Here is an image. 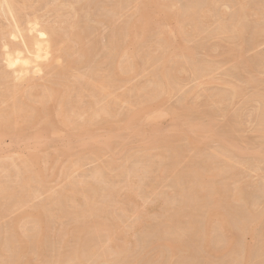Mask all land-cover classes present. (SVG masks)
I'll return each instance as SVG.
<instances>
[{
	"label": "rangeland",
	"instance_id": "1",
	"mask_svg": "<svg viewBox=\"0 0 264 264\" xmlns=\"http://www.w3.org/2000/svg\"><path fill=\"white\" fill-rule=\"evenodd\" d=\"M19 1H21V0H19ZM30 1V2H29ZM28 1V6H32V12H34V14L36 13V11H38L39 13H36V14H39V16H44V15H47V14H49L50 12H52L51 13V17H56V18H59L61 21H63V20H66V16L68 15V11H69V9L68 8H61L60 9V7L58 8V9H56L55 8V3H56V6L58 5L57 4V2H52V1H56V0H45L44 2L45 3H47V4H45L43 1H41V0H36V1H34V0H29ZM32 1V2H31ZM39 1H41V2H43L42 3V5L41 4H39V3H41V2H39ZM63 0H59V2L61 3ZM65 2L66 1H68V0H64ZM63 1V2H64ZM82 0H80V2H81ZM85 1H89V0H85ZM100 1V0H99ZM99 1H96L95 0V2H94V0H93V3H95V5H93V3L91 2V4H89L90 6L88 7L89 9H87L86 11L88 12V14H85V12L82 10V11H79L78 12V17H79V14H80V17H79V19H80V25H82V20H85V19H83V17H86V20L88 21V24L90 25V26H92L93 28H95L94 29V31H92L91 30V32H90V35H92V37H94L95 35L93 34L94 32L95 33H97L96 34V37L95 38H93V39H95V43H96V45L97 44H101V46L102 47H105L104 49H106V50H104L103 51V48H101V46L100 45H97V47L95 48L96 50V52H94V56H93V58H96V59H93L94 61H93V66L95 67L94 68V70L96 71V73H98L99 72V75L101 76L102 74H103V76L102 77H107V75H108V72H109V70L111 71V69H112V62L114 63V62H116L118 59H116V58H114L111 54V56L109 55V53H110V45H108V43H110V42H112V40H114V41H116L115 39L118 37V38H120V39H124V41H125V43L124 44H126V42H127V51H126V53H127V55H126V59L123 57L121 60L119 59V62L123 65L122 66V68L124 69L125 68V71H123L122 73L123 74H121L120 76L123 78V79H121L120 78V76H117V77H113L112 79H111V76H110V78H109V80L111 79V83H116V85L113 83V87L111 88V93L113 92V94H111V95H109L108 97H110V99H111V101H110V99H109V101H108V97L107 96H105V97H101V98H99L98 99V97L99 96H93V95H91V93H89L88 94V90L87 91H85V92H83L82 94L86 97V99H85V97H83L82 98V100L80 99V100H78L77 99V102H78V104H77V102H76V100L74 101V103L75 104H77V105H75V104H73L74 106H76V107H78V105H79V109H83V110H81V112H85V114L83 115V116H85L86 118H87V112L89 111V113L88 114H90L93 110H95V108H96V110H98V109H100V108H103L106 104H110V108H111V111L109 112V114H104V115H102V116H104L103 117V119H101L102 118V116H99V117H96L95 119H97V118H99L100 120H95V122H96V124H95V122H94V120L92 121L93 123H90V125L89 126H86V130H88V132H87V136H89L88 135V133H89V131L91 132L92 131V134L90 135L92 138V140H93V142L95 141V143H92L93 144V146L95 147V144L97 145V141L99 142V144H100V141H103L102 139H100V137L101 138H105L106 137V135L108 134V133H110V134H112V133H114V134H112L113 136H115V139H114V137L112 138V142L110 143L112 146L114 145V143H115V141H116V143H118L119 144V147H118V145L117 144H115L114 146H116V147H112L111 148V151L109 150V151H107L108 150V148L110 149V146L107 148V149H104L103 148V146H102V144H101V146L99 145H97L99 148L101 147V148H103L102 150H98V148L96 149V147L93 149V147H90V146H92V144H91V141H89V139H88V137L87 138H85V139H88V141L90 142L89 143V145H88V147L87 146H85L83 149L81 148H79L78 147V145L79 144H73V145H70L69 143H67L68 145V147L66 146V144H64L65 142H66V140H64V139H66V137L67 136H69V135H72V134H78V132L79 131H77V130H80V128H82V127H79V126H81V125H83L84 123H85V119H81V122H79L80 121V117H83V116H74V115H72V116H74V117H77V118H74V121H75V123L77 124H75L74 123V125L76 126V127H74V125L73 124H71L72 125V128H74V130L73 129H71V125H60V124H58L57 126H53V128H52V126H50V125H47V121H44V119L42 120V123H39V125H37L38 126V128L36 129V127L35 128H33L34 126L31 124V123H27L26 121H22V119L20 120L21 122H19L20 124L21 123H23L22 124V126H24V127H22L19 123V125L16 127V129L15 128H13L14 126H16L17 124H14V123H16V122H18L19 120H17L16 122H14V117H10L9 119H7V120H4V119H2L3 120V122L5 123V126H7V127H5L4 125H3V122H2V120L0 119V133L2 132V131H4V132H2L3 134L8 130V132H12V131H20V132H23V133H25V134H27L28 135V133H29V135H33V134H36L37 132H40V131H42V130H44V129H47V130H49V140H46V142H43V140L41 141V140H39V141H36V140H30V141H27L28 142V144H27V142H25V144L24 143H20L19 141H18V144H17V142H15V144H17L15 147L13 146V148H15V149H13V148H11L10 149V140H9V138L6 136H3V137H1V138H3L2 140H0V145L2 144V146H0L1 147V149H3V150H6V151H0V189H2L5 185H6V183H7V185L9 186V187H4L3 188V190H1V192H3L4 194H2V195H0V233L2 234V233H5V234H7V236H5V235H0V240L2 239V241H0L1 242V244L3 243V245H6V247H9V251H8V253H7V255L11 252L12 253V249H14V253L16 252V254H14L13 253V257L11 258V260H9L10 261V263L11 262H13V260L15 259V257H16V255H17V252H19L20 251V249L23 247V246H21L22 244L24 245V244H26V245H28L29 244V242L30 241H32L33 239H31V238H33V237H35L34 236V234H33V231L35 232V235L37 234V237L39 238H37V240L39 241V240H41L42 241V246L44 247V246H46L45 247V249H43L42 251H43V255H44V250L46 251L45 252V255L47 254V256H43L42 257V259L44 260V262H43V260L41 259V258H39V254H36V251H35V248H34V246H33V244H34V242H35V240H33V243H32V246L30 247V245H28L30 248H28L27 249V247H24L26 250H28V253H27V255H26V257L29 255V252H30V255L32 254L31 252H33V253H35V254H33V255H37V256H34L33 257V255L32 256H28L29 258H31V257H33V260L31 259L30 261H29V263L28 264H36L37 263V261H38V264L40 263H42V264H48V263H50V264H54L55 262H56V258L58 257V255L60 254V252L59 251H61L62 252V256L64 255V254H66V253H68V251H70V250H72L73 248H77V250L78 251H85L86 249L84 248V247H87L88 245H89V240H90V238L92 237H94V240H90V244H91V241H92V243H94V245H92L93 247L96 245V244H98V245H96L94 248L95 249H98L97 251H96V253L95 254H92V255H89V254H87V257H85V259H83V261H85L84 262V264H93V263H96V264H99V261L101 260V261H103V260H106L107 262H108V264H118L119 262H121L120 260H122V259H124V258H126L125 260H122L124 263H120V264H137V262H138V264H161V263H163V264H235V262H233V261H236L237 262V260H238V262H240V264H264V229L262 228L263 227V225H264V213H263V210H262V207H264V203H262V202H264V93H263V91H264V0H154V3H153V1L152 0H136V1H134V2H132V0H129L131 3H129V1L127 0V2H126V0L124 1L123 0V2H121L120 4H125V5H123L124 6V9H122L121 7H123L122 5H120L121 7H119L120 9H122L121 11L120 10H118V8H117V10H116V12L114 13V12H111L110 10V8L111 7H113V4L114 3H116V0H114V1H110V0H108V1H110V2H108L107 0H104V2L102 3V1L103 0H101V3L99 2ZM118 1H120V0H118ZM117 1V2H118ZM155 1H157V2H155ZM160 3H159V2ZM169 1V2H168ZM215 1V2H214ZM216 1L218 2V3H216ZM240 1V2H239ZM38 3L39 4V6H37L36 5V3ZM49 2H50V4H49ZM99 2V3H98ZM106 2V4H104ZM112 2V3H111ZM125 2V3H124ZM143 2V3H142ZM164 2H166L165 4H167V5H165L164 4ZM172 2V3H171ZM173 2H174V4H173ZM220 2V3H219ZM258 2V3H257ZM59 3V4H60ZM88 3H90V1L88 2ZM99 5H98V4ZM109 3H110V5H109ZM133 3H134V5H133ZM157 3V4H156ZM170 3V4H169ZM260 3H261V6H260ZM43 4L46 6L47 5V7L49 6V8H47V7H44L43 6ZM100 4L102 5V8L101 7H99L100 6ZM103 4L105 5V6H103ZM127 4H130V5H128V6H126ZM133 6H132V5ZM139 4H140V6H139ZM155 4V5H154ZM169 4V5H168ZM53 5V6H52ZM135 5L137 6L136 8H135ZM159 5V6H158ZM162 5H165V7H161ZM173 5H177V7H175L176 9H174L173 7ZM183 5V6H182ZM185 5V6H184ZM198 5V6H197ZM246 5H248V7L246 6ZM263 5V6H262ZM36 6V7H35ZM40 6H42V9L40 8ZM59 6H61V5H59ZM95 8H94V7ZM114 6H115V4H114ZM129 6H131L130 8H129ZM140 8H139V7ZM142 6L144 7V6H147V8H142ZM158 6V7H157ZM169 6V7H168ZM179 6V7H178ZM192 6V7H191ZM240 6H242V7H240ZM245 6H246V8H245ZM255 6H256V8H255ZM52 9H51V8ZM58 7V6H57ZM106 7H108V9H106ZM126 7V8H125ZM128 7V8H127ZM150 9H149V8ZM201 7V8H200ZM218 7V8H217ZM254 7V8H253ZM262 7V8H261ZM33 8L35 9V8H37V9H41V10H37V9H35L34 11H33ZM45 8H47L46 10H45ZM54 8V9H53ZM101 8V9H100ZM135 8V9H134ZM140 9L141 10V13L138 15V9ZM159 8V9H158ZM166 8H168V10H166ZM169 8H170V10H169ZM180 8V10H179V12H178V9ZM182 8V9H181ZM244 8V9H243ZM50 9L52 10V11H50ZM57 10V12H56V10ZM68 9V10H67ZM90 9H92V10H90ZM108 10V11H105V10ZM158 9V10H157ZM165 9V10H164ZM247 9H248V11H247ZM249 9H251V11L249 10ZM253 9V10H252ZM262 11H261V10ZM47 10H48V12H47ZM63 10V11H62ZM66 10V11H65ZM96 10V11H95ZM104 10V12L102 13V11ZM137 10V11H136ZM175 10V11H174ZM177 10V11H176ZM184 11V13H183V11ZM200 10V11H199ZM242 10H245L244 12L246 13V14H248V15H246V16H244L243 14H245ZM255 10H257L256 12H255ZM146 11H148V12H146ZM167 11H169V12H167ZM171 11V12H170ZM172 11H174V12H172ZM249 11H250V13H249ZM261 11V12H260ZM31 12V14H33ZM55 12V13H54ZM59 12V13H58ZM97 12V13H96ZM99 12V13H98ZM108 12H109V14L111 15H109L108 14ZM122 12V13H121ZM137 12V13H136ZM163 12H164V14H163ZM167 12V13H166ZM175 12H177V13H175ZM243 12V13H242ZM53 13L54 14H56L55 16L53 15ZM60 13H62L63 15H64V13H65V15L66 16H63L62 14H61V17L59 16L60 15ZM152 13V14H151ZM169 13V14H168ZM170 13H173V14H170ZM183 13V14H182ZM239 13H241V14H239ZM257 14V16L255 17L254 15H256ZM31 14H29V15H31ZM92 15V17H91V15ZM108 14V15H107ZM166 14V15H165ZM178 14V15H177ZM197 14H198V16H197ZM253 14V15H252ZM87 15V16H86ZM93 15H94V17H93ZM122 15V16H121ZM132 15H134V17H137V16H140L141 17V19H140V17H139V20H140V22L141 23H143L144 22V24H148V26H146L145 28L148 30V32H146V34L148 35V34H150V35H148V39H150L151 37V39L150 40H148L146 37H147V35L145 34V31H144V34L146 35V36H143L144 37V39L143 38H141V39H143L142 41L140 40V44H138V46H140V47H138L137 46V48L139 49V51H138V49L137 48H133L134 47V44H130V43H128V42H130V40L129 41H127L128 39H130V36H129V34H128V32H127V26H129V21L132 19V18H134V17H131ZM143 15H145V16H143ZM175 15H177V17L175 16ZM190 16V17H188V16ZM194 15V16H193ZM250 15H251V17H250ZM59 16V17H58ZM89 16V17H88ZM110 16V17H109ZM117 16H119V17H117ZM130 16V17H129ZM149 16H151V17H149ZM155 16H156V18H155ZM180 16V17H179ZM48 17V16H47ZM171 19H169V18ZM172 17H176V18H172ZM239 17V18H238ZM0 18H1V16H0ZM98 18H100L101 19V21H102V18H103V20L104 21H102V23L104 24V26H103V24H101V21H100V19H99V21H98ZM128 18V19H127ZM130 18V19H129ZM144 18H146V19H144ZM158 18V19H157ZM165 18V19H164ZM168 18V19H167ZM188 18V19H187ZM231 18V19H230ZM59 19L57 20V22L60 24V26L62 25V27H60L59 28V32L61 33V34H65V32H66V35H67V32H68V30H67V25L66 24H62V22L60 21L59 22ZM95 19V20H94ZM110 19H111V21H110ZM113 19V20H112ZM115 19H117V20H115ZM125 19L126 20H128V22H126L125 21ZM147 19H148V21H147ZM163 19V20H162ZM167 19V20H166ZM187 19V20H186ZM237 21H236V20ZM240 19V20H239ZM241 19H243L244 21H242L243 22V24H245V26L243 27L244 28V31H243V29L242 30H240V31H238V30H236L235 28H234V26L236 25V24H238V22L240 23L241 22ZM246 19V20H245ZM1 20H2V18H1ZM0 20V22H1V24H0V29L1 28H3V26L5 25V22L3 21V23H2V21ZM51 20V19H50ZM144 20V21H143ZM146 20V21H145ZM150 20H151V22H150ZM166 20V21H165ZM235 20V21H234ZM248 20V21H247ZM93 22V24H92V22ZM143 21V22H142ZM169 21V22H168ZM192 21H194V22H192ZM234 21V22H233ZM57 22H55V23H53V25L56 27H58L59 26V24L57 23ZM100 22V23H99ZM116 22V23H115ZM159 22V23H158ZM241 22V23H242ZM248 22H249V24H248ZM95 23V24H94ZM96 23H98V24H100V25H97ZM106 23H108V24H112L113 26H110V25H108V24H106ZM128 23V24H127ZM150 23V24H149ZM56 24V25H55ZM121 24V25H120ZM3 25V26H2ZM116 25H118L117 27H116ZM152 27H151V26ZM233 25V26H232ZM248 25V26H247ZM96 26H97V28H96ZM123 26V27H122ZM150 26V29H148V27ZM230 26V27H229ZM107 27V28H106ZM126 27V28H125ZM110 28H111V30H110ZM116 28H119V29H115ZM125 28V29H124ZM188 28V29H187ZM255 30H254V29ZM102 29V30H101ZM105 29V30H104ZM114 29V31H112ZM120 29L122 30V31H120ZM152 29V30H151ZM96 30H98V31H96ZM146 30V31H147ZM222 30V31H221ZM227 30V31H226ZM261 30V31H260ZM63 31H65V32H63ZM152 31V32H151ZM153 31H154V33H153ZM162 31H163V34H162ZM172 31H174V33L172 32ZM177 31H179V33H181V37H179V35H178V38H180V40H182V41H180V42H177V41H179V39L178 38H175L176 37V33H177ZM109 32V33H108ZM126 32V33H125ZM176 32V33H175ZM99 33V34H98ZM113 33V34H112ZM115 33H117V34H115ZM157 33V34H156ZM162 34V36H160L161 34ZM103 34V35H102ZM124 34H125V36H124ZM160 34V35H159ZM172 34H174V35H172ZM240 34V35H239ZM244 34V35H243ZM262 34V35H261ZM98 35V36H97ZM108 35V36H107ZM110 35V36H109ZM112 35H114L113 37H112ZM115 35L117 36V37H115ZM120 35V36H119ZM152 35V36H151ZM156 35V36H155ZM100 36V37H99ZM122 36V37H121ZM158 36H159V38H158ZM165 38H164V37ZM241 36V38H239ZM99 37V38H98ZM129 37V38H128ZM157 37V38H156ZM91 38V37H90ZM96 38H98V40L100 39L103 43H100V40H99V42H98V40L96 41ZM109 38V39H108ZM110 38H111V40H110ZM112 38H114V39H112ZM117 38V39H118ZM167 38V39H166ZM240 39V41H239V39ZM127 39V40H126ZM169 39V40H168ZM243 41H242V40ZM87 40L88 39H86V38H82L81 39V43H82V45H84L85 43H87ZM107 40H109L108 42H106ZM145 40H146V42H145ZM148 40V41H147ZM156 40H160L161 42L163 41V40H165V42H164V47H166V48H164V49H168V48H170L171 49V52H169V49L167 50V51H165L166 53L167 52H169V53H165L164 51H163V46H161L162 44L159 42V41H156ZM175 40V41H174ZM113 41V42H114ZM105 42V43H104ZM143 42H145V43H143ZM155 42H159V44H160V46L158 47V43L157 44H155ZM176 42V43H175ZM182 42V43H181ZM237 44H236V43ZM143 44V46H141L142 44ZM174 43V44H173ZM182 44V46L183 47H185V49H189V50H186L185 51V49H184V53L187 55L186 56V59H189L188 61H186V62H188L189 64H190V66L189 65H187V63H186V65H185V54L184 53H180V51L181 52H183L182 50H179L178 49V53L180 54H178L179 56H181V58H179V56L177 55V56H175V53L173 54V52H175V45L177 46V44ZM235 43V44H234ZM171 44V45H170ZM174 46H173V45ZM181 44H180V46H181ZM234 44V45H233ZM106 45V46H105ZM131 46L133 49H134V51L132 50V48L131 47H129V46ZM216 45H217V47H216ZM226 45V46H225ZM108 46H109V48H108ZM171 46V47H170ZM179 46V47H180ZM236 46H237V48L238 49H236ZM242 46V47H241ZM156 47H157V49L158 50H156ZM168 47V48H167ZM172 47H175V48H172ZM97 48H98V50H97ZM160 48V49H159ZM235 48V49H234ZM101 49V50H100ZM131 49V50H130ZM174 49V50H173ZM177 49V48H176ZM180 49H182L181 47H180ZM191 49V50H190ZM229 49V50H228ZM234 49V50H233ZM75 50L77 51V46H76V48H75ZM132 51V53L130 52V51ZM155 50H156V52H155ZM159 50H162L161 51V54H160V51ZM172 50H173V52H172ZM237 50V51H236ZM158 51H159V53H158ZM177 51V50H176ZM189 51V54L187 53ZM190 51H192L193 53H191L190 54ZM101 52H105V55L104 54H102ZM139 52V55H137V53ZM156 53V54H154V53ZM233 52V53H232ZM98 53V54H97ZM102 55H101V54ZM130 53L131 54H133V56L132 55H130ZM162 53H163V55H162ZM240 53V54H239ZM98 56H97V55ZM159 55V57H158V55ZM171 54H173L172 55V57L174 58V59H176V63H175V61H173V59H172V57H171ZM177 54V53H176ZM181 54H183V55H181ZM58 55V54H57ZM153 55V56H152ZM167 55V56H166ZM77 56H78V58H79V54L77 53H74L70 58H72V59H77ZM104 56H106L107 58H109V59H107L108 60V62H107V60H106V57H104ZM108 56H110V57H108ZM130 56H132L131 58H130ZM135 56V57H134ZM139 57L140 56V58H137V57ZM163 56V57H162ZM166 56V57H165ZM184 56V57H183ZM241 56V57H240ZM171 57V58H170ZM182 57H183V59H182ZM189 57V58H188ZM191 57H192V59H191ZM103 58L105 59L104 61H105V63H104V66H103ZM113 58H114V61H113ZM118 58V57H117ZM138 59L137 61L136 60H133V61H136V62H133L132 61V59ZM235 58V59H234ZM236 58H237V60H236ZM164 59H166V61H168L169 60V62L172 64L173 63V65H171V64H169V62H167L166 63V65L168 66H165L164 67V65H163V63H165V62H163L164 61ZM168 59V60H167ZM178 59H181V60H179L178 61ZM241 60L240 62H238L239 60ZM122 60H124V61H122ZM127 60H129V61H127ZM163 60V61H162ZM171 60V61H170ZM245 62H244V61ZM173 61V62H172ZM178 61V62H177ZM184 62V65L186 66H184V65H182L181 66V64H183L182 62ZM192 61V62H191ZM1 62V61H0ZM61 63H63V64H66V63H64V60L63 59H61V61H60ZM102 62V63H101ZM128 62V63H127ZM132 62H133V64L135 63V64H137V62H139L138 63V65H141V67L139 66L138 67V65H132ZM181 64H180V63ZM248 62V63H247ZM258 62V63H257ZM60 63V64H61ZM95 63V64H94ZM97 63V64H96ZM107 63H110V64H107ZM125 63V64H124ZM238 63H240V64H238ZM263 63V64H262ZM1 64V63H0ZM102 64V65H101ZM178 64H179V67L178 68H176L177 66H178ZM195 66H194V65ZM96 65V66H95ZM99 65V66H98ZM106 65V66H105ZM128 65V66H127ZM163 65V66H162ZM175 65V66H174ZM244 67H243V66ZM2 66V65H1ZM0 66V67H1ZM63 66H65V65H63ZM92 66V67H93ZM103 66V67H102ZM127 66V67H126ZM134 66H135V68L136 67H138L137 69H135L134 68ZM173 68H175L173 71L172 70H170L172 67ZM192 66V67H191ZM202 66H204L203 68H202ZM236 66V67H235ZM240 66V67H239ZM248 66V67H247ZM111 67V68H110ZM132 67V69L130 70V68ZM157 67V68H156ZM160 67V68H159ZM182 67H185L184 68V70H186L187 69V71L188 72H186V71H183V72H181V71H179V69L181 68L182 69ZM191 67V68H190ZM199 67H201V68H199ZM238 67V68H237ZM243 67V68H242ZM101 68V69H100ZM127 68V69H126ZM158 68H159V72H158ZM162 68V69H161ZM188 68H189V70H188ZM192 68H194L195 69V71L198 73L197 75H195L194 74V72L192 71ZM251 68V69H250ZM82 69H85V67H81L80 69H79V72H83V71H85V70H82ZM107 69V70H106ZM135 69V70H134ZM154 69H155V71H154ZM166 69V70H165ZM197 69V70H196ZM204 69V70H203ZM236 69V70H235ZM254 69V71L252 72V71H250V70H253ZM81 70V71H80ZM103 71V73H102V71ZM105 70H106V74H104L105 73ZM130 70V71H129ZM161 70H165L164 71V73L166 74V76L167 75H170L171 76V78H170V76H167V77H169V79L171 80V79H175V80H173V81H175V82H171V81H169V86H171L170 87V93H167V95H166V88H165V91L163 92V90H164V85H162L161 83H163V82H161L160 81V79L158 78L159 76H158V73H160V71ZM139 71V72H138ZM153 71L155 72V73H153ZM166 71H167V73H166ZM178 71V72H177ZM189 71H191V73H189ZM257 71V72H256ZM88 72V71H87ZM86 72V73H87ZM100 72H101V74H100ZM168 72L170 73V74H168ZM173 72V73H172ZM180 72H181V74H180ZM242 72V73H241ZM260 72V73H259ZM263 72V73H262ZM85 73V74H86ZM127 73V74H126ZM129 73H131L132 75L134 74V73H136V75L134 76L133 75V77L131 76V74H129ZM157 73V74H156ZM171 73L173 74V76L175 77L176 75H177V73H178V75L179 76H176L175 78L171 75ZM247 73V74H246ZM82 74H84V72L82 73ZM129 74V75H128ZM176 74V75H175ZM186 74V75H185ZM251 74V75H250ZM98 74L96 75V79H100V78H102V77H100ZM127 75H128V77H129V79H128V77H127ZM152 75V76H151ZM225 75V76H224ZM250 75V76H249ZM260 77H259V76ZM262 75V76H261ZM99 76V77H98ZM131 76V77H130ZM155 76V77H154ZM227 76V77H226ZM241 76V77H240ZM127 77V78H126ZM152 77L154 78V79H152ZM177 77H179L178 79H180V80H178L177 79ZM230 77H231V79H230ZM251 77V78H250ZM259 77V78H258ZM261 77H262V79H261ZM51 78V79H50ZM68 78H70V77H68ZM117 78H118V81H117ZM119 78H120V80H119ZM155 78H157V81H158V83H156V82H154V81H156V79ZM183 78V79H182ZM246 78V79H245ZM257 78H258V80H257ZM46 79H48L47 81H45ZM72 77H71V80H69L68 82L71 84L73 81H72ZM125 79H127V80H125ZM151 79L153 80V81H151ZM177 79V80H176ZM224 80V82L223 81H221V80ZM247 79H249V81L247 80ZM209 80H211V81H209ZM213 80H215V81H213ZM218 80H220V83L218 84L217 82H219ZM227 80V81H226ZM241 80V81H240ZM40 81V80H39ZM39 81H35V82H38V86L36 87V90L37 91H39L38 93H36V92H32V93H34V94H36L35 96H34V94H32V93H30V95H31V97L30 96H28V94H26V93H20L18 96H16L15 97V99H17V100H15V101H19L20 102V100H22L21 101V104L24 106H26L27 107V105H29V104H31L32 102V104L34 105V104H38L37 102H39L38 101V99H40L39 97H40V91L43 89V87H42V85L44 84V85H49V84H51L52 82L51 81H55L54 79H53V77H45V79H43L42 81L43 82H41V83H39ZM72 81V82H71ZM124 81V84L123 83H121V82H123ZM151 81V82H150ZM160 81V82H159ZM177 81H181V82H177ZM206 81H208V82H206ZM226 81V82H225ZM229 81V82H228ZM239 81H240V83H239ZM247 81V82H246ZM47 82H49V83H47ZM117 82H118V84H117ZM120 82V83H119ZM152 82H153V84H152ZM216 82V83H215ZM233 82V83H232ZM254 82V83H253ZM43 83V84H42ZM47 83V84H46ZM80 83H81V81H80ZM110 83V84H111ZM128 83V84H127ZM168 83V82H167ZM170 83L172 84V85H170ZM174 83H175V85H174ZM204 83H205V85H204ZM227 83H228V85H227ZM247 83V84H246ZM249 83V84H248ZM137 84V85H136ZM139 84H140V86H141V89H140V86H139ZM161 84V85H160ZM178 84V85H177ZM180 84V85H179ZM210 84V85H209ZM239 84V85H238ZM245 84V85H244ZM252 84V85H251ZM41 85V86H40ZM114 85H115V87H114ZM119 85V86H118ZM126 85V86H125ZM154 85V86H153ZM174 85V86H173ZM177 85V86H176ZM219 85V86H218ZM236 85V86H235ZM241 85V86H240ZM1 86V85H0ZM40 86V87H39ZM74 86H76V85H74ZM122 86V87H121ZM139 88H138V87ZM144 86V87H143ZM152 86V87H151ZM174 87V90H171V88H173ZM179 86V87H178ZM217 86V87H216ZM230 86V87H229ZM239 86H240V89H239ZM42 87V88H41ZM57 87V86H56ZM131 87V88H130ZM150 87V88H149ZM155 87H160L162 90H160V88H159V90H160V92H158L159 90H157L156 91V93H155V90L157 89H155ZM163 87V88H162ZM222 87V88H221ZM59 88V87H58ZM115 88V89H114ZM117 88H118V91H117ZM135 88V89H134ZM136 88H138V89H136ZM145 88V89H144ZM235 88V89H234ZM1 89H3V91H4V89H5V86L3 87V85L1 86V88H0V94H3L2 93V91H1ZM134 89V90H133ZM152 89L154 90V92L152 91ZM220 89L222 90V89H224V91L222 90V91H220ZM237 89H238V92L239 91H241V92H239V94H238V92H237ZM35 90V91H36ZM120 90V91H119ZM144 90H146V92H147V96H148V94H150V93H153L152 94V96L150 95V96H148V97H146V93H145V91ZM151 90V91H150ZM218 90V91H217ZM226 90H227V93H226ZM236 90V91H235ZM245 90V91H244ZM130 91V92H129ZM134 93H133V92ZM140 91V93H141V91L142 92H144L143 94H145V95H143V94H140V93H138ZM162 91V92H161ZM86 92H87V94H86ZM131 92H132V96H134V99H136V100H134L133 99V97L131 96H129V93H130V95H131ZM158 92V93H157ZM168 92V91H167ZM219 92V93H218ZM120 93V94H119ZM229 93V94H228ZM234 93H236V95L234 94ZM241 93V94H240ZM74 95H75V93H73ZM72 94V95H73ZM116 94V95H115ZM118 94H119V96H118ZM154 94H156V97L154 96ZM159 94V95H158ZM168 94H169V96H168ZM171 94V95H170ZM235 96H234V95ZM238 94V95H237ZM262 94V95H261ZM6 95V97H4L5 99H7L8 97L7 96H9V94L7 95V94H5ZM4 95V96H5ZM22 95H24V97L26 98V99H28V102H27V100L23 97L22 99H20L19 97H22ZM26 95V96H25ZM74 95H73V97H74ZM88 95V96H87ZM89 95H91V96H93V98L91 97V96H89ZM125 95V96H124ZM129 96V97H127V96ZM139 95V96H138ZM144 96V98L143 97H141V96ZM185 95V96H184ZM186 95H190L189 96V99H188V96H186ZM225 95V96H224ZM158 96V97H157ZM164 96V97H163ZM168 96V97H167ZM171 96V97H170ZM38 97V98H37ZM87 97H89L88 99H87ZM115 97V98H114ZM118 97V98H117ZM123 97H125V98H123ZM136 97V98H135ZM141 99H140V98ZM151 97V98H150ZM154 97L155 98H157V100L156 99H154ZM160 97V98H159ZM163 97V98H162ZM166 97H167V99H166ZM186 97V98H185ZM31 98V99H30ZM33 98H34V100H33ZM35 98H36V100H35ZM94 98H96V99H94ZM105 98L107 99V102L105 101ZM117 98V99H116ZM144 100H143V99ZM148 98V99H147ZM4 99V100H5ZM29 99H30V101H29ZM85 99V100H84ZM92 99H93V101H92ZM114 99V100H113ZM122 101H121V100ZM132 100L133 102H131L130 104H133L132 106H133V109H132V106L130 105V104H126V102L125 101H127L128 103L131 101H128V100ZM145 99H146V101L147 102H149V103H147L146 101H145ZM150 99H151V101H150ZM180 99L181 100H186V99H188V100H186V102H180L179 103V101H180ZM23 100H25L26 102H27V104H26V102H23ZM89 100V101H88ZM95 100V101H94ZM120 100V101H119ZM154 100V101H153ZM184 100V101H185ZM194 100V101H193ZM221 100V101H220ZM7 101H9L8 103V105L9 106H11L12 105V99H11V102H10V99L9 100H7ZM6 100H5V102H3V101H0V105L2 104H4V107L2 106V108L0 107V111L2 112L3 110H5L6 108H9V106L8 107H6L7 106V104H6V102H7ZM98 101V102H97ZM104 101V102H103ZM124 101V102H123ZM135 101V102H134ZM142 103H141V102ZM144 101V102H143ZM197 101V102H196ZM18 102V103H19ZM23 102V103H22ZM34 102H36V103H34ZM79 102H81V105L79 104ZM88 104H87V103ZM91 102H93V103H91ZM103 102V103H102ZM138 102V103H137ZM156 102H158V103H156ZM90 103H91V105H90ZM117 103V104H116ZM123 103H125V105L123 104ZM141 103V104H140ZM144 103V104H143ZM177 103H179V105L181 104V106L179 107V105L177 104ZM185 103L187 104V103H190V104H187V105H185ZM194 103V104H193ZM263 105H262V104ZM11 104V105H10ZM53 105V107H52V105ZM55 104H57V103H47L46 105V107L48 108V106L50 105V108L51 109H54V110H52V113H53V115H51V117L53 118V120H54V122H58L57 120H60V118L59 117H56V116H54V114L56 113V111H58L59 109H57V107H58V105H57V107H56V109H55ZM83 104V105H82ZM100 104V105H99ZM119 104V105H118ZM162 104V105H161ZM249 104H250V106H249ZM87 105H90V109H84L85 107L87 108ZM97 105V107H95ZM113 105V106H112ZM143 105V106H142ZM147 105V106H146ZM160 105V106H159ZM176 105H177V107H176ZM190 105V106H189ZM191 105H194L193 107L191 106ZM197 105V106H196ZM246 105V106H245ZM37 106H39L40 108L41 107H44V106H40V105H36V107L35 108H38ZM131 106V108H129ZM136 106H139V108L138 107H136ZM141 106V107H140ZM158 106V107H157ZM116 107V108H115ZM118 107V108H117ZM124 110V112L123 111H121L122 109ZM134 107H135V109H134ZM145 107V108H144ZM181 107H182V110H181ZM64 108H66V112H68L67 114H69V113H71V112H69V105L67 106V107H64ZM113 108V109H112ZM125 108L127 109L126 111H125ZM143 108H144V110H143ZM155 108H156V110H155ZM172 108H174L175 109V111H177V112H173L174 111V109H172ZM179 108V109H178ZM191 108V109H190ZM194 108H195V110H194ZM248 108V109H247ZM3 109V110H2ZM69 109V110H68ZM92 109V110H91ZM116 109V110H115ZM119 109H120V112H119ZM147 109V110H146ZM150 110V112H149V110ZM159 109V110H158ZM163 110V112L166 114H168V117H166L167 116V114L164 116L163 115V117H166V118H163V119H160V121H159V114H158V118H157V110L160 112V110ZM167 109V110H166ZM168 109H169V111H168ZM172 109V110H171ZM187 109H188V111H187ZM258 109V110H257ZM7 110V109H6ZM65 110V109H64ZM85 110V111H84ZM87 110V111H86ZM91 110V111H90ZM143 110V111H142ZM146 110V111H145ZM161 110V111H162ZM190 110V111H189ZM199 110V111H198ZM263 111V112H260V111ZM118 111V112H117ZM134 111V112H133ZM138 111V114L136 115V117H138V118H136V117H134V119L135 120H132L131 121V125H132V123L133 124H135V126L138 124L139 125V123H141L140 122V120L142 121V123L141 124H145V125H143V127H138L137 128V126L135 127L134 125H133V128L135 129H138V131H139V134L141 135V136H139V138H138V136H136L135 134H133L132 132H129V134H128V130L127 131H125V129L123 130L122 129V127H123V125L124 124H122V123H125L124 121H127L128 120V114L129 115H131L132 113H135V112H137ZM168 111V112H167ZM180 111V112H179ZM193 111V112H192ZM249 111V112H248ZM256 111V112H255ZM258 111V112H257ZM3 112H5V111H3ZM2 112V113H3ZM115 114H114V113ZM139 112H142V113H148V114H146V117L150 114H152V113H154V115H156V117H155V121H157V122H147V123H143V122H146L145 120H146V118L145 117H143V116H145L144 114H142V113H140V114H142V115H140L139 114ZM152 112V113H151ZM172 112V113H171ZM186 114H184V113ZM205 112V113H204ZM245 112V113H244ZM251 112V113H250ZM110 113H111V115H110ZM113 113V114H112ZM117 113V114H116ZM122 113V114H121ZM124 113L126 114V115H124ZM128 113V114H127ZM176 113V114H175ZM177 113H179V118H181L180 120H179V118L177 119V117H178V115H177ZM190 113V115H188ZM193 113V114H192ZM199 113V114H198ZM211 113H214V114H211ZM238 113V114H237ZM249 113H250V115H249ZM260 113V114H259ZM72 114V113H71ZM121 115V116H118V115ZM174 115V117H172L171 118V115ZM263 114V115H262ZM108 115V116H107ZM114 115V116H113ZM117 115V117H119L118 119L117 118H115V116ZM122 115H124V116H122ZM149 115V116H150ZM161 115V114H160ZM170 115V116H169ZM172 115V116H173ZM201 115H202V117H201ZM69 116H70V114H69ZM71 116V117H72ZM127 116V117H126ZM148 116V118H147V121H148V119L151 117H149ZM175 116H177L176 118H175ZM188 116V117H187ZM191 116V117H190ZM195 116V117H194ZM198 116H199V118H198ZM15 117H17V116H15ZM123 117V118H122ZM143 117V119H144V121H143V119H141ZM154 117V116H153ZM209 117V118H208ZM262 117V118H261ZM58 118V119H57ZM111 118H113V119H111ZM160 118H162V115H161V117ZM175 119L174 120V122H177V123H174L173 122V124L172 123H170V121L172 122V120L171 119ZM196 118V119H195ZM206 118V119H205ZM212 118V119H211ZM240 118V119H239ZM11 119V120H10ZM19 119V118H18ZM57 119V120H56ZM79 119V120H78ZM116 119V120H115ZM183 119V120H182ZM191 119H193L192 121H191ZM201 119V120H200ZM208 119H211V120H208ZM250 119H251V121H250ZM262 119V120H261ZM77 120H78V123H77ZM83 120H84V122H83ZM108 120H109V122H108ZM113 120H115V121H113ZM137 120V121H136ZM152 120V119H151ZM153 120H154V118H153ZM187 120V121H186ZM198 122H197V121ZM256 120V121H255ZM7 121H9V122H7ZM12 121V122H11ZM99 121V122H98ZM100 121H102V122H100ZM139 121V122H138ZM182 121H183V123H182ZM186 121V122H185ZM228 121V122H227ZM8 123V125H10V126H12V127H10L9 128V126L7 125V123ZM40 122V121H39ZM44 122V123H43ZM87 122V121H86ZM118 122V123H117ZM121 122V123H120ZM238 122V123H237ZM10 123V124H9ZM12 123H13V125H12ZM81 123V124H80ZM105 123V124H104ZM111 123H113L114 125L117 123L118 125H113V124H111ZM155 125H154V124ZM170 123V124H169ZM190 123H192V125H194V128L192 127H187V125H189ZM194 123V124H193ZM210 123V124H209ZM240 123V124H239ZM251 123V124H250ZM261 123V125H259ZM80 124V125H79ZM86 124V123H85ZM93 124H95L96 125V127L95 126H93ZM99 124V125H98ZM107 124L108 125H111V126H107ZM122 124V125H121ZM140 124V125H141ZM160 124V125H159ZM175 124L176 125H178V126H180V128L179 127H175ZM28 127H27V126ZM30 125V126H29ZM43 125H44V127H43ZM101 125V126H100ZM103 125H105L104 127H103ZM112 125H113V127H112ZM139 125V126H140ZM149 127H148V126ZM154 125V126H153ZM169 125H174V126H170L169 127ZM226 125V126H225ZM5 128H3V127ZM40 126V127H39ZM47 126H48V128H47ZM69 126V127H68ZM79 127V129H77L76 131H75V129L76 128H78ZM98 126H100V127H98ZM145 126V127H144ZM159 127V128H157V129H159L160 131H157V129H156V127ZM181 126L182 127H186V132H184V131H182L181 129ZM213 126V127H212ZM19 127H21V129L22 130H19ZM25 127H27V128H25ZM30 127H32L31 129H28V128H30ZM42 127V128H41ZM55 127V128H54ZM89 127H91V128H89ZM92 127H94V128H92ZM117 127H118V129H117ZM120 127H121V129H122V131H120ZM153 127H155V128H153ZM175 127V128H177V129H179L178 131H177V129H175L174 128V131H173V128ZM196 127V128H195ZM207 127L208 128H210L209 130L207 129ZM224 127H226V128H224ZM2 128V129H1ZM18 128V129H17ZM40 128H41V130H40ZM65 128H68V129H65ZM105 129V131H107L108 130V132H106L105 133V131L103 132V130H100L101 132H98V134L100 133V135L98 136L99 138H97V135H96V133H93V131H95L96 132V130L97 131H99L98 129ZM116 128V129H115ZM148 128V129H147ZM161 128V129H160ZM200 129V131L202 132H200V131H198L199 129ZM202 128V129H201ZM222 128V129H221ZM7 129V130H6ZM15 129V130H14ZM27 129V130H26ZM52 129H53V132H52ZM54 129H58V131L57 130H54ZM65 130V133H61L60 135L58 134V137H57V132H59L60 133V131L59 130H61L62 132H64L63 130ZM96 129V130H95ZM189 129V130H188ZM194 129V130H193ZM196 129H198V130H196ZM224 129H226V130H224ZM230 129V130H229ZM232 129V130H231ZM2 130V131H1ZM38 130H40V131H38ZM66 130H68V131H66ZM70 130L72 131V132H70ZM82 130L83 129H81L80 130V132H82ZM114 130H118V132H115ZM150 130H153V132L154 133H152V131H150ZM203 130V131H202ZM216 130V131H215ZM32 133H31V132ZM56 131V132H55ZM76 133H75V132ZM114 131V132H113ZM124 131V132H123ZM145 131V132H144ZM157 131V132H156ZM197 131V133H195ZM226 131V132H225ZM230 131V132H229ZM50 132H52V133H54L55 135H53V134H50ZM103 132V133H102ZM146 132H147V134H146ZM152 134H151V133ZM165 132V133H164ZM168 132V133H167ZM170 132V133H169ZM173 132V133H172ZM176 132V133H175ZM181 134H180V133ZM188 132L190 133V134H188ZM207 132V133H206ZM214 132H216V133H214ZM105 133V134H104ZM119 133V134H118ZM156 133V134H155ZM192 133V134H191ZM194 133V134H193ZM201 133V134H200ZM209 133V134H208ZM210 133L212 134V135H210ZM226 133V134H225ZM64 134V135H63ZM96 135V140L93 138V136H95ZM117 134V135H116ZM143 134H144V136H143ZM151 134V135H150ZM154 134H155V136H154ZM168 134V135H167ZM177 134V135H176ZM185 134H188L189 136L187 137V135L185 136ZM203 134H205V135H203ZM208 134V136H206ZM218 134H219V136H218ZM228 134H229V137H228ZM50 135H52L51 137H50ZM61 135H63L62 137H61ZM65 135H66V137H65ZM119 135H121L120 137L121 138H119ZM123 135V136H122ZM124 135H126V136H124ZM129 135V136H128ZM152 135H153V137H152ZM158 137H157V136ZM162 135V136H161ZM163 135H164V137H163ZM182 135V136H181ZM185 137H184V136ZM192 135V136H191ZM198 135H199V138H198ZM200 135H202L201 137H200ZM215 135V136H214ZM60 136V137H59ZM128 136V137H127ZM178 136H181V137H179L178 138ZM193 136H195V139H197L198 138V140L200 139V140H202L201 142H200V140L199 141H194L195 139H194V137ZM205 136V137H204ZM218 136V137H217ZM225 136H227L228 138H226ZM65 137V138H64ZM126 137V138H125ZM144 137V138H143ZM149 137V142L148 143H146V140H147V138ZM163 137V138H162ZM171 137V138H170ZM192 137V138H191ZM209 137V140L208 139H206V138H208ZM223 139V140H221L220 141V139L221 138ZM232 137V138H231ZM0 138V139H1ZM56 138V139H55ZM57 138L58 139H63V141H64V143H61L60 141V143L61 144H59V142H57L56 140H57ZM118 138H119V141H118ZM123 138V140L124 141H122V140H120V139H122ZM143 138V139H142ZM150 138H152L151 140H150ZM169 138V139H168ZM187 138V139H186ZM201 138H203V139H201ZM214 138V139H213ZM156 139V140H155ZM164 139H165V142H164ZM194 139V140H193ZM204 139H206V141L208 142V143H206V141H204ZM213 139V140H212ZM216 139V140H215ZM114 140V141H113ZM159 140V141H158ZM170 140V141H169ZM192 141V142H189V141ZM226 141V143H227V145L229 144L230 145V149L231 150H229V148L227 149L226 148V150H225V147L227 146L226 144H225V141ZM228 140V141H227ZM231 140H233V141H231ZM34 143H33V142ZM62 141V142H63ZM118 141V142H117ZM129 141V142H128ZM131 141V142H130ZM157 141V142H156ZM173 141V142H172ZM175 141V142H174ZM182 141V142H181ZM210 141V142H209ZM213 141V142H212ZM30 142V143H29ZM47 142H49V143H47ZM141 142H144L143 144L141 143ZM150 142H155V143H157L158 144V147H157V145L156 144H154V143H150ZM181 142V143H180ZM193 142H194V144H193ZM197 142H200V143H197ZM229 142V143H228ZM231 142H233V143H231ZM38 143H44V144H42V145H40V146H38L37 144ZM56 143V144H55ZM87 144H88V142H86ZM125 143V144H124ZM127 143V144H126ZM139 143H141V144H139ZM202 143H205L204 145H201ZM219 143V144H218ZM221 143H223V145H226V146H222L221 145ZM9 144V145H8ZM23 144H24V146H23ZM34 144V145H33ZM46 144H48V145H46ZM58 144H59V146H58ZM63 144V145H62ZM86 144V145H87ZM120 144H121V146H120ZM147 144V145H146ZM159 144H161V146L159 145ZM166 144H167V147L170 149H168L167 147H166ZM173 144V145H172ZM175 144V145H174ZM198 144H200L201 146H199ZM232 144H233V146L235 147V146H237L235 149H237L238 150V152H239V149H241V152H239V154L237 153V151H236V155L234 154L235 153V151H234V149H233V146H232ZM9 147H8V146ZM27 145H29V147L27 146ZM38 147H37V146ZM128 145V146H127ZM165 145V146H164ZM198 145V146H197ZM7 146V147H6ZM31 146V147H30ZM32 146H34V148L33 149H35V151H37L36 153L38 154V158L39 159H37V160H39V162L36 160V162L34 163V164H32V163H30L31 165H32V167L29 165V167L30 168H32L33 170H31L30 172H35V174L36 175H32L30 172H28L29 174H27V176H30L31 178H32V181L33 180H35V181H31V178L29 179L31 182H30V187H29V182L28 183H26V186H24L25 187V189L24 190H22V186H21V184H23L22 182H21V184L20 183H15V181L16 180H22V176H25V177H27L26 176V174H23V173H20V175L21 176H18V178H17V176H15V174L17 175V173H16V171L14 170L15 168H13L14 167V165L16 164L17 166H22V163L19 165V163H20V161L22 162V160H20L19 161V159H24L25 158V160H26V158H27V155H28V153H31V152H33V151H31V152H29L30 150L29 149H31L32 148ZM35 146H36V148H35ZM62 146V147H61ZM63 146H65V147H67V148H70V151H66L67 150V148H65V147H63ZM75 146H77L78 147V149H77V147H75ZM80 146V145H79ZM130 146V147H129ZM151 146V147H150ZM156 146V147H155ZM175 146V147H174ZM180 146V147H179ZM191 146V147H190ZM241 148H240V147ZM5 147V148H4ZM25 147H27V148H29V149H27V150H29L28 152H25V151H27V150H24V149H26ZM40 147V148H39ZM81 147V146H80ZM126 147V148H125ZM128 147V148H127ZM131 147H133V148H131ZM143 149H142V148ZM174 147V148H173ZM215 147V148H214ZM218 147V148H217ZM74 148H75V150H74ZM88 148H89V150L92 152L91 153V155H97L98 154V151H102V152H100V154H98L97 156H100V157H98L97 159H96V156H89V154L90 153H88V152H90L89 150H88ZM136 148V149H135ZM147 149V151H146V149ZM159 148V149H158ZM163 148H166V149H163ZM182 148V149H181ZM195 148V149H194ZM8 149V150H7ZM11 151H10V150ZM53 149V150H52ZM55 149V150H54ZM57 149V150H56ZM73 149V150H72ZM88 150V151H86V150ZM94 151H93V150ZM96 149V150H95ZM114 149V150H113ZM122 149V150H121ZM125 149V150H124ZM126 149H128V150H126ZM131 149V150H130ZM202 149V150H201ZM213 149H215V150H213ZM219 151H218V150ZM233 149V150H232ZM242 149H245V150H242ZM251 149H253V150H251ZM254 149H256V151L254 150ZM49 150V151H48ZM52 150V151H51ZM83 150V151H82ZM98 150V151H97ZM138 150V151H137ZM140 150V151H139ZM143 150V151H142ZM163 150H165L164 152H163ZM179 150V151H178ZM221 150H222V152L224 153L223 155L225 156H227V154H229V156H227V158L226 157H224V158H222L221 157V160L220 159H218V157L220 158V156H222V152H221ZM249 150V151H248ZM13 151V152H12ZM23 151V152H22ZM45 151H47L45 154H43L42 152H45ZM54 151H56V153H53ZM73 151V152H72ZM77 151V152H76ZM81 152L80 154L81 155H84V157H78V156H76V155H80V154H78V152ZM84 151H86V152H84ZM96 151H97V154H96ZM125 151H128V152H125ZM131 151V152H130ZM137 151V152H136ZM145 151V152H144ZM177 151V152H176ZM216 151H218V152H216ZM225 151H228L226 154H225ZM242 151H245V152H242ZM253 151V153L252 154H250L251 152ZM258 151V152H257ZM3 152V153H2ZM11 154H10V153ZM25 152V153H24ZM41 153V155H39L40 153ZM84 152V153H83ZM105 152V153H104ZM110 152H113L114 153V155H113V157H112V154L113 153H110ZM125 152V153H124ZM142 152V153H141ZM161 152V153H160ZM172 152H174V153H172ZM199 152V153H198ZM205 153V154H201V153ZM250 152V153H249ZM254 152H256L257 154H255ZM5 153V154H4ZM18 156H16L15 154ZM62 153V154H61ZM65 153H67V154H69L68 156H66L65 157ZM73 153H75L76 155H73ZM83 153V154H82ZM122 153V154H121ZM130 153V154H129ZM135 153V154H134ZM137 153V154H136ZM141 153V154H140ZM150 155H149V154ZM164 153V154H163ZM179 153V154H178ZM216 153V154H215ZM217 153H219V154H217ZM231 153V154H230ZM233 153V154H232ZM241 153L242 154H246L245 156H241ZM259 153H260V155L262 156H259ZM18 154H22L21 156L20 155H18ZM24 154V155H23ZM42 154H43V156H42ZM58 154V155H57ZM66 154V155H67ZM73 156H72V155ZM115 154H116V156H115ZM120 154V155H119ZM195 154V155H194ZM198 156H197V155ZM201 154V155H200ZM214 154L217 156V155H219L217 158L216 157H214ZM221 154V155H220ZM248 154H250L249 156H248ZM253 154H255L256 156L254 157L253 156ZM7 155V156H6ZM12 157H11V156ZM45 155H47L46 157H45ZM51 155V156H50ZM54 155V156H53ZM62 155V156H61ZM64 155V156H63ZM131 155H133V156H131ZM134 155H135V158H134ZM162 155V156H161ZM164 155V156H163ZM171 155H172V157H171ZM194 155V156H193ZM199 155H200V160H198V159H193V158H199ZM206 155V156H205ZM230 155H231V157H230ZM233 155V156H232ZM238 155H240L241 157H239ZM6 156V157H5ZM25 156V157H24ZM41 156V157H40ZM53 156V157H52ZM115 156V157H114ZM122 156V157H121ZM235 156V157H234ZM252 156L254 157V158H252ZM8 157V158H7ZM20 157V158H19ZM51 157V158H50ZM59 157V158H58ZM73 157L75 158V161L77 162L76 164L74 163L75 161H74V159H73ZM78 157V159H76ZM86 157V158H85ZM126 157V158H125ZM131 157V158H130ZM210 157V158H209ZM8 159V163H9V161H10V163H12V161H11V159L13 158V164L14 165H11V164H9V165H11L10 167L8 166V164H7V159ZM11 158V159H10ZM72 158V159H71ZM79 158H81V159H79ZM82 158H83V160H82ZM107 158V159H106ZM120 158V159H119ZM137 158V159H136ZM139 158H141L140 159V161H139ZM171 158V159H170ZM176 158V159H175ZM206 158L208 159L207 161H208V163H209V165L207 166L206 165ZM214 158H216V159H214ZM229 158V159H228ZM234 158H236V159H234ZM237 158H239V159H243V161L241 160H237ZM245 158V159H244ZM251 158V159H250ZM18 159V160H17ZM40 159H44V160H41L40 161ZM51 159V160H50ZM59 159V160H58ZM71 159V160H70ZM109 159V160H108ZM145 159V160H144ZM160 159V160H159ZM212 159V160H211ZM253 159L255 160V161H253ZM263 161H262V160ZM4 160H6V161H4ZM28 160V159H27ZM26 160V161H27ZM66 160H68V162L66 163L65 161ZM73 160V161H72ZM116 162H115V161ZM118 160V161H117ZM122 160H123V162H122ZM136 160V161H135ZM171 160H172V162H171ZM194 160V161H193ZM197 160V161H196ZM229 160V161H228ZM237 160V161H236ZM248 160V161H247ZM259 161V163H258V161ZM2 161V162H1ZM54 161V162H53ZM59 161L61 162V163H59ZM64 162V165H65V167H66V169L65 170H63V169H61L60 170V167H62L63 165V162ZM71 161H72V163H71ZM108 162V164H107V162ZM130 161V162H129ZM142 161V162H141ZM164 161H165V163H164ZM176 161V162H175ZM190 161H192V162H190ZM201 161L203 162V163H201ZM205 161V162H204ZM212 161V162H211ZM222 161V162H221ZM257 161V162H256ZM6 162V163H5ZM23 162H24V160H23ZM45 162V165L44 166H46V165H48V166H46V167H44L43 166V168H44V170L43 171H41L42 170V163H44ZM48 162V163H47ZM58 162V163H57ZM112 162H114V163H112ZM124 162H125V164H124ZM138 162H140L139 164V166H138ZM159 162V163H158ZM167 162V163H166ZM194 162V163H193ZM197 162H199L200 164H202V165H206V167L205 166H202V165H198L199 163H197ZM216 162V163H215ZM231 162V163H230ZM248 162V163H247ZM260 162H261V164H260ZM50 163V164H49ZM55 163V164H54ZM66 163V164H65ZM105 163V164H104ZM109 163L110 164H112V170H110V169H106L107 168V166L109 165ZM115 163H117V165H119V166H117L116 167V164ZM121 163H122V165H121ZM192 163V165L193 166H191L190 164ZM234 163V164H233ZM236 163V164H235ZM5 164V165H4ZM53 164V165H52ZM58 164V165H57ZM77 165L78 164V167L77 166H75V165ZM107 164V165H106ZM129 164H130V166H129ZM160 164V165H159ZM166 164V165H165ZM168 164V165H167ZM173 165V167H172V165ZM175 164H176V167H175ZM62 165V166H61ZM67 165V166H66ZM71 165V168H69V169H67L68 168V166H70ZM105 167V170H101V169H104V167ZM126 165V166H125ZM165 165V167L163 168L162 166H164ZM211 165V166H210ZM230 165V166H229ZM243 165V166H242ZM2 166L4 167L3 169H6L5 167L6 166H8L7 167V169L6 170H3L2 169ZM50 166H53V167H50ZM72 166H73V168H72ZM120 166H122V167H120ZM129 166V167H128ZM136 166V169H138L137 170V172H134V169H132L131 170V168L133 167H135ZM163 168V170L166 172H162L163 170H160L161 168ZM195 166V167H194ZM199 166V167H198ZM225 166V167H224ZM54 167H56L57 168V170H56V168H54ZM110 166H108V168H109ZM110 167V168H111ZM127 167V168H126ZM131 167V168H130ZM189 167V168H188ZM191 167H192V169L194 170H192L191 169ZM194 167V168H193ZM199 169H198V168ZM218 167V168H217ZM221 167V169H219ZM244 167V168H243ZM28 168V167H27ZM30 168H29V170H30ZM62 168H64V166L62 167ZM114 168H116V169H114ZM126 168V169H125ZM158 168H160V169H158ZM177 168H178V170H177ZM195 168L199 171V173L197 174V172L196 173H193V172H195ZM205 169V171L203 170V169ZM209 168H210V170H209ZM211 168H212V170H211ZM17 169H19V167H17L16 168V170ZM35 169H37V170H35ZM40 169V170H39ZM51 169V170H50ZM94 169V170H93ZM120 169H125L124 170V173L122 172L123 170H120L121 171V173L119 172V170ZM136 169H135V171H136ZM158 169V170H157ZM171 169H172V171H171ZM188 169V170H187ZM189 169L190 170H192V171H190V172H188L189 171ZM200 169H202V170H200ZM3 170V171H2ZM11 170H13L14 172H12ZM20 170H24V169H21L20 168ZM28 170V171H29ZM59 170H60V172H59ZM128 170H130L131 172H129ZM160 170V171H159ZM185 170H186V172H185ZM227 170V171H226ZM7 171V172H6ZM8 171H10V173L8 172ZM26 171V170H25ZM37 171V172H36ZM45 171V172H44ZM49 171H51L50 173H49ZM64 171V172H63ZM92 171H95L96 173H94V172H92ZM97 171H99V172H97ZM102 171V175H100V177H103L105 174V176L103 177L104 178V180L103 181H107V179L109 180L107 183H106V181L105 182H103V183H105V184H101V181L99 182V180H96V181H92L91 179L95 176L96 178H98V175L97 174H99L100 172ZM117 171V172H116ZM132 171H133V174H135V176L134 177H132L133 175H132ZM146 171V172H145ZM160 172V178L158 177V175H159V172ZM176 171V172H175ZM178 171V172H177ZM200 171H202V172H200ZM214 171V172H213ZM4 172V173H3ZM63 172V173H62ZM66 172V174H64ZM130 174V175H127L128 173ZM152 172V173H151ZM157 172V173H156ZM170 172V173H169ZM173 172V173H172ZM7 173V174H6ZM12 173H14V175L12 174ZM27 173V172H26ZM38 173V174H37ZM43 173H45V174H47V175H45V174H43ZM52 173V174H51ZM58 173H60L61 175H59ZM91 173H92V175L93 174H95L94 176H92L91 175ZM118 173H119V175H118ZM123 173V174H122ZM137 173V174H136ZM142 175H141V174ZM145 173V174H144ZM156 173V174H155ZM174 173H177V175H174ZM181 173V177H179V174ZM185 173H187V174H185ZM189 173V174H188ZM203 173V174H202ZM205 173V174H204ZM218 173H221L222 175H220V174H218ZM228 173V174H227ZM8 175V174H10V175H8V178H6V175ZM12 174V175H11ZM34 174V173H33ZM64 174V175H63ZM112 174H114V176L112 175ZM120 174H122V175H124V176H121ZM196 174L197 175H199L198 177L199 178H195V177H197L196 176ZM215 175V176H212V175ZM225 174H227L226 176H225ZM232 174V175H231ZM236 174V175H235ZM39 175V176H38ZM45 175V176H44ZM55 175H57V176H55ZM86 175H87V177H86ZM91 175V176H90ZM138 175H141V176H139V178L137 177ZM183 175H184V178H183ZM188 177H186V176ZM192 175V176H191ZM210 175H211V177H210ZM218 175H220L221 177H219ZM231 175V177H230V179L228 180L227 178H229V176ZM234 175V176H233ZM5 176V177H4ZM12 176H14L13 177V180H12ZM41 176L43 177H45V179L47 180H45V183H42V182H44V181H41V180H39L38 181V179H37V177H39V179H44V177L43 178H41ZM59 176V177H58ZM70 176V177H69ZM88 176H90V177H88ZM121 176V177H120ZM157 176V177H156ZM177 176H178V178H177ZM228 176V177H227ZM20 177H21V179H20ZM36 177V178H35ZM54 177V178H53ZM66 177V178H65ZM92 177V178H91ZM114 177H116V178H114ZM119 177V178H118ZM126 177H129V178H127V179H129L130 180V177L131 178H133V180H135L136 181V179H138V181L140 180V182H138V184L137 185H139V187L136 185L135 186V181H133L132 182V180H130V181H128V180H126ZM136 177V178H135ZM147 177V178H146ZM202 177H204V178H202ZM206 177V178H205ZM212 177H215L216 178V181L218 182H216L215 183V178H212ZM218 177H219V179H218ZM9 178H11V180L9 179ZM28 178V177H27ZM58 178V179H57ZM61 178V179H60ZM82 178V180H80ZM87 178V179H86ZM88 178H89V180H88ZM102 178V179H103ZM110 178V179H109ZM121 178H123V179H121ZM135 178V179H134ZM202 178V181H204V180H206L205 182L207 183L206 185L204 184V188H205V186L206 187H208L209 189L207 190L206 188H205V192L204 191H202L204 188H203V186H202V188L203 189H201V191H202V193L200 192V191H198V188L200 189L201 187H196V186H198L197 184L199 183V180L198 179H201ZM212 178V179H211ZM222 178V179H221ZM5 179L6 180H8L10 183H8V181H5ZM56 179V180H55ZM84 179H86V180H84ZM94 179V178H93ZM99 179V178H98ZM101 179V178H100ZM125 179V180H124ZM158 179V180H157ZM179 179V180H178ZM185 179V180H184ZM210 179L212 180V182L210 181ZM223 179H225V180H223ZM237 179L239 180V184L238 183H234L235 182V180H236V182H237ZM15 180V181H14ZM175 180H177V181H175ZM181 180H182V182H181ZM184 180V181H183ZM5 181V182H4ZM14 181V182H13ZM17 181V182H18ZM28 181V180H27ZM41 181V182H40ZM65 181V182H64ZM79 181L81 182V183H79ZM90 181H92V182H90ZM114 181V182H113ZM121 181H122V183H121ZM124 181V182H123ZM125 181H127V182H125ZM197 181V182H196ZM202 181H200V183H202ZM38 182V183H37ZM52 182V183H51ZM62 182V183H61ZM77 182V183H76ZM86 182H87V184H88V186L87 187H89V185H90V187H93L94 186V188H96L97 186H98V188L99 189H96V191L95 190H93V188L91 189V190H89L87 187H86ZM89 182V183H88ZM109 182H111V184L110 185H112L113 184V186H116V188L115 187H113V186H110L109 185ZM130 182H132V184L130 183ZM156 182V183H155ZM159 182V183H158ZM170 182V183H169ZM173 182H174V184H173ZM194 182H195V184H194ZM221 182H223V183H221ZM251 182V183H250ZM14 184V187H13V190L14 189H16V188H21V190L22 191H24L25 192V194L22 192V191H18L19 189H17L16 190V192H18V193H20V195L22 194V195H26V192H28L29 194H27V198H28V196H29V198L27 199H23L22 200V203L20 202V198H19V201H18V198H13V200L14 201H17V202H15V203H17V208H13L12 207V205H16V204H11V206L9 205V207H8V203L9 202H7V201H10L12 198H10V199H8V198H4V195L7 197L9 194L8 193H12V191H11V189L12 188H10V187H12L13 186V184ZM34 183V184H33ZM39 183H41V186L42 185H44L45 187H39L38 188V191H37V187L38 186H40V184ZM121 183V184H120ZM125 183H127V186H125ZM128 183H129V185H128ZM142 185H141V184ZM153 183H155V184H153ZM189 183H191V184H189ZM199 183V186L201 185ZM219 183H221V184H219ZM235 184V186H234V184ZM242 183V185L243 186H245V190L243 189L242 190V186L240 187V184ZM5 184V185H4ZM10 184V185H9ZM18 184V185H17ZM38 184V185H37ZM72 186H71V185ZM86 184V185H85ZM100 184H101V186H100ZM106 184H108V185H106ZM115 184V185H114ZM168 184V185H167ZM193 184H194V186H193ZM203 184V183H202ZM219 184V185H222L223 184V186L225 187V188H221L220 186H217V185ZM226 184V185H225ZM250 184V185H249ZM103 185H105L106 187L108 186L109 188H110V190H115V191H113V195H112V193H111V195L112 196H110V198L111 197H113V198H117V199H113L112 198V200L110 199V198H108L107 196H106V194H105V192H106V190L104 191H102V189H100V187L102 188L103 187ZM124 185V186H123ZM154 185H156V186H154ZM170 185H172L173 187L172 188H174V189H176V190H174V189H172L171 188V186ZM176 185H178V186H176ZM3 186V187H2ZM15 186H17V187H15ZM66 186H69L68 188L66 187ZM71 186V187H70ZM121 186V187H120ZM130 186V187H129ZM150 187V188H148V187ZM217 186V187H216ZM35 187V188H34ZM66 187V188H65ZM82 187V188H81ZM89 187V188H90ZM106 187H103V189H105ZM111 187H112V189H111ZM130 188V193H128L129 192V190H128V188ZM131 187H132V189H131ZM133 187H135V188H133ZM137 187V188H136ZM180 189H179V188ZM188 187H189V189H188ZM192 187H193V189H194V191L193 190H191L192 189ZM196 187V188H195ZM212 187V188H211ZM215 187H216V189H215ZM227 187V188H226ZM248 187V188H247ZM7 190H6V189ZM8 188H10V191L11 192H9V190H8ZM28 190H27V189ZM30 188V189H29ZM34 188V189H33ZM65 189V191H64V189ZM109 188L107 189V192L109 191ZM115 188V189H114ZM121 188V189H120ZM126 188V189H125ZM140 188V190H138ZM211 188V189H210ZM233 188H234V192H238V196L240 197V198H238L237 197V193H234L233 194V192H231V191H233ZM244 188V187H243ZM63 189V190H62ZM68 189H69V191L70 192H67L68 191ZM121 190V191H119V190ZM134 189V190H133ZM197 189V190H196ZM214 189L216 190L215 191V193H214ZM219 189H221V190H224V191H221L223 194H225V192H228V193H226L225 195H221L222 193L221 192H219L218 190ZM232 189V190H231ZM240 189V190H239ZM90 192V194H89V197L88 196H86V197H84L83 196V194L82 193H89L88 191ZM125 190H127V191H125ZM138 190V191H137ZM180 190V191H179ZM183 190V191H182ZM188 190H189V192H188ZM226 190H228V191H226ZM258 190V191H257ZM8 192V193H6V192ZM35 191V192H34ZM36 191H37V193H36ZM76 191H78V192H76ZM80 191V192H79ZM82 191H84V192H82ZM86 191V192H85ZM99 191H101V192H99ZM118 191V192H117ZM137 191V192H136ZM186 191V192H185ZM192 191L194 192L193 194H192ZM195 191H198V194L197 193H195ZM212 191V192H211ZM240 191H245V192H240ZM0 192V193H1ZM13 192H15V191H13ZM31 192V193H30ZM40 192V193H39ZM60 192H61V194H60ZM67 192V194L66 195H64V193H66ZM98 192V194H96ZM102 192L104 193V195H102ZM126 192V193H125ZM138 192H140V193H138ZM176 192V193H175ZM199 192L201 193V194H199ZM206 192H208V194L206 193ZM211 192V194H209ZM216 192H217V194H216ZM239 192H240V194H239ZM18 193H16V194H18ZM75 195H74V194ZM95 193V194H94ZM110 193H109V195H110ZM120 193V194H119ZM136 193V194H135ZM155 193V194H154ZM172 193V194H171ZM179 193H180V196H181V194H183V195H187V194H190L191 196L189 197V198H191V199H189L188 198V196H186V198H185V196H181L182 198H180V196H178L179 195ZM185 193H187V194H185ZM215 194V198L213 197V195ZM218 193H219V195H218ZM262 193V194H261ZM15 194V193H14ZM15 194V196L16 197H23L24 198V196H19V195H16ZM31 194H32V196H31ZM34 194H35V196H34ZM40 194V195H39ZM70 196H69V195ZM80 194V195H79ZM82 194V195H81ZM86 194H84V195H86ZM116 194V195H115ZM135 194V195H134ZM137 194H139V196L137 195ZM146 194V195H145ZM150 194V195H149ZM153 194V195H152ZM160 194V195H159ZM194 194H196V195H194ZM207 196H206V195ZM241 194H243V195H245L246 194V197L245 196H243V198H242V195ZM76 195H78V196H76ZM118 195V196H117ZM121 195V196H120ZM143 195V196H142ZM148 195V196H147ZM170 195H171V197H170ZM194 195V196H193ZM198 195V196H197ZM202 195V196H201ZM211 195V196H210ZM233 195H235L236 197L235 198H233L234 199V203H233V199H232V197H234ZM10 196H12V194L10 195ZM49 196H51V197H49ZM72 196V197H71ZM74 196V197H73ZM93 196H95L94 198H97V197H99V196H101V197H99V198H97L96 200H94V198H93V200H91L92 199V197ZM141 196V197H140ZM147 196V197H146ZM178 198H177V197ZM205 196V197H204ZM221 196H224V197H221ZM13 197V196H12ZM35 197V198H34ZM58 197V198H57ZM61 197V198H60ZM70 197V198H69ZM77 197H79V199H77L78 200V203H76V201L77 200H75ZM104 197V198H103ZM119 197V198H118ZM120 197L122 198H124V200H123V198L122 199H120ZM127 197V198H126ZM130 197V198H129ZM137 197H140V198H136ZM146 198V200L144 199V198ZM163 197V198H162ZM175 197V198H174ZM194 197H195V201H193L194 200ZM203 197H204V199H203ZM209 197H210V199L212 200V197L215 199V201H218V202H221V203H218L217 202V205L218 204H222V206H221V208H223V206H224V208L223 209H225V212H224V210H223V214H227L228 215V212L230 211V209L229 208H227V207H230L229 205H231L232 206V204L230 203V201L233 203V206L232 207H230V208H233L232 209V211H230L229 212V214L233 217V214H232V212L234 213L235 212V210H237L236 212V214H234V217L232 218H230L229 217V219L231 220H233L234 218L236 219V221H235V219H234V224L237 226H235L234 224H232L233 225V227H232V229L234 228V226H235V229L234 230H231L230 228L231 227H229V229H230V232H229V229H227L226 231H225V229L224 228H220V225H218V224H220L219 223V221H218V223H217V220H219V216H218V214L219 213H222V211H220V210H222L219 206H215L216 204L214 203V206H213V209L215 208V210H217V208L219 209V210H217V213L215 212L214 213V215L212 214L213 213V211H212V206L211 205H213V204H211V203H213V202H215V201H211L210 199H209ZM248 197V198H247ZM49 198V199H48ZM50 198H51V200H50ZM55 198H57V201H56V199ZM59 198H60V201H59ZM65 198V199H64ZM80 198H82V203H81V199ZM162 198V199H161ZM167 198H169V199H167ZM183 198H185V199H187V200H185V199H183ZM198 198V199H197ZM205 198H206V200H205ZM226 198V199H225ZM231 198V199H230ZM87 199H89L88 201H89V203H88V201H87ZM101 199H102V201H103V199H104V201L103 202H105V204H107V205H103L104 207L105 206H107V209H106V207L105 208H103V209H106L105 210V212L108 210V209H110L109 211L111 212H109V211H107L105 214L104 213H102L103 212V210H102V208L101 207H103L102 205L101 206H99L98 204H100L102 201H101ZM105 199H106V201H105ZM148 199H149V201H148ZM154 201H153V200ZM165 199V200H164ZM166 199H167V201H166ZM181 199V200H180ZM193 199V200H192ZM200 199V200H199ZM209 199V200H208ZM217 199V200H216ZM220 199V200H219ZM225 199V200H224ZM228 199V200H227ZM230 199V200H229ZM235 199L236 200H238V202H235ZM244 199V200H243ZM5 200V201H4ZM7 200V201H6ZM28 200V201H27ZM67 202H66V201ZM69 200H72L73 202H71V201H69ZM99 200L101 201L100 203H99ZM111 200V201H110ZM115 200H119L118 202H119V207H121V206H123V207H125L124 208V210H126V213L127 214H125V211L122 213V215H121V213H120V208L119 207H117L118 205H117V203H116V206L114 205V207H116V209L113 207V205H111V203L113 202V201H115ZM164 200V205L162 204L163 201ZM174 200V201H173ZM180 200V201H179ZM246 200V201H245ZM2 201V202H1ZM24 201H25V203H24ZM27 201V202H26ZM46 201V202H45ZM80 201V202H79ZM91 201H92V203H91ZM95 201V202H94ZM116 201V202H117ZM177 201H179V202H177ZM186 201H188V202H186ZM193 201V202H192ZM206 201V202H205ZM208 201L210 202L209 204H204V203H208ZM225 201H227V202H225ZM248 201V202H247ZM4 202V203H3ZM5 202H7L6 203V205H5ZM11 202H12V200H11ZM20 202V203H19ZM54 202H55V204H54ZM97 202H98V204H97ZM123 203L122 205L120 204V203ZM127 202H128V204H127ZM132 202V203H131ZM167 202V203H166ZM170 202H171V204H172V206H171V204H170ZM175 202V203H174ZM177 202V203H176ZM244 202V203H243ZM253 202V203H252ZM259 204V205H257V207H255L256 206V204L257 203ZM27 203V204H26ZM49 203V204H48ZM67 203V204H66ZM70 203V204H69ZM76 203V204H75ZM85 203V204H84ZM87 203V204H86ZM124 203H125V205L127 204V205H129L130 203L132 204V205H130L129 206V208L128 207H126L125 205H124ZM139 203H142L141 205H143L144 206V208H143V210L141 209V205L139 204ZM144 203H145V205H144ZM148 203V204H147ZM169 203V204H168ZM195 203V204H194ZM225 203V204H224ZM229 203V204H228ZM248 203V204H247ZM3 206H2V205ZM10 204V203H9ZM23 204V205H22ZM71 204H72V206H71ZM96 204V205H95ZM113 204H115V203H113ZM133 204L136 206V209L138 210V211H141L142 210V213H140V212H138L136 209H135V207L133 206ZM191 204V205H190ZM236 204V205H235ZM263 204V205H262ZM26 205V206H25ZM44 205H46L45 207H47V208H45V210L43 211V214H46V215H43V218H44V216H46L45 218H44V220H45V226H38L37 224H35L34 223V220L32 221V219H26L27 221H28V223H27V221L25 222V220L23 221L22 219L19 221V225H18V221H16V219L18 220L20 217V215L22 216V214H23V212L25 213V212H27V210L30 212H36L37 211V209H39V207H41V206H44ZM52 205V206H51ZM64 205V206H63ZM73 205H76V206H74L73 207ZM80 205V206H79ZM81 205H82V211H83V209L85 210V212H83V214H81L82 212L80 211L81 210ZM95 205V206H94ZM178 205V206H177ZM180 205V206H179ZM182 205V206H181ZM188 205H190V206H188ZM202 205V206H201ZM206 205H208V206H206ZM228 205V206H227ZM245 205H247L246 207H251V208H253V209H251V208H249V209H247L246 207H245ZM25 206V207H24ZM56 206H58L57 208H56ZM59 206H61V207H59ZM65 206H67V207H65ZM71 206V207H70ZM77 206L78 207H80V209L79 208H77ZM95 208V209H98L99 210V212H100V214H97L98 213V210H93L92 208L93 207ZM99 206V207H98ZM161 206V207H160ZM169 206H171V207H169ZM211 206V207H210ZM255 208H254V207ZM4 207H6V208H4ZM8 207V208H7ZM13 209H12V208ZM15 207V206H14ZM20 209H19V208ZM30 207V208H29ZM37 207V208H36ZM54 209H53V208ZM63 207V208H62ZM84 207V208H83ZM90 208V210H89V208ZM92 207V208H91ZM98 207V208H97ZM123 207H122V209H123ZM132 207V208H131ZM140 207V208H139ZM159 207H160V209H159ZM195 207V208H194ZM196 207H198V208H196ZM210 209V211H209V209ZM4 208V209H3ZM25 208V209H24ZM70 208H71V210L73 209L74 210V212H77V214L76 213H72L71 215L69 214L70 212H73V211H70L69 212V210H70ZM111 208H112V211H115V213L114 212H112L111 211ZM118 208V209H117ZM170 208H174L173 210L172 209H170ZM180 208H183V209H180ZM204 208V209H203ZM258 208H261V210H257ZM2 209L3 210H5V211H7V213L5 214V211H2ZM10 209V210H9ZM17 209H18V211H17ZM33 209V210H32ZM92 209V210H91ZM121 209V210H122ZM131 209V210H130ZM133 209H135L134 211H133ZM140 209V210H139ZM168 209V210H167ZM189 209V210H188ZM195 209V210H194ZM207 211H206V210ZM226 209H228L229 211L227 212V210ZM251 209V211L250 212H252L251 214H253V215H251L250 213H249V210ZM50 210H51V212H50ZM60 210V211H59ZM75 210H77V211H75ZM87 210V211H86ZM88 210H89V212H88ZM172 210V211H171ZM178 210L182 213V211H185V212H183L181 215H183V217H181V218H183V219H181L180 220V217H179V215H177L178 214ZM182 210V211H181ZM192 210V211H191ZM197 210V211H196ZM242 210H243V212H242ZM257 210V211H256ZM8 211H10V212H8ZM14 211V212H13ZM68 211V212H67ZM91 211H93V213L94 214H92V217H91ZM117 211H119V212H117ZM128 211V212H127ZM130 211H133V212H130ZM145 211V212H144ZM167 212V214H165L166 212ZM176 211L177 212V214H175L174 212ZM211 211H212V213H211ZM220 211V212H219ZM248 211V212H247ZM259 211H262V214H261V212L259 213V214H257ZM13 212V213H12ZM45 212V213H44ZM55 212V213H54ZM81 212V213H80ZM97 212V213H96ZM110 213L111 214V216L110 217H116V218H121L120 220L122 221H120L119 220V225L118 224H116L115 223V221H113V220H116V218L115 219H109L108 217V214L107 213ZM143 212H144V214H143ZM190 212V213H189ZM246 212V213H245ZM254 212H257V213H255V214H257V216L256 215H254ZM18 213V214H17ZM63 213H65V214H63ZM79 213V214H78ZM86 214V216H85V214ZM88 213H90V215L88 214ZM112 213H113V216H112ZM118 213V214H117ZM130 213V214H129ZM133 213H136V214H133ZM152 213H154L155 215L152 217ZM156 213H158L159 215H157ZM210 213V214H209ZM244 213V214H243ZM249 213V217H247L246 216V214H248ZM55 215V217H53L54 215ZM76 214V215H75ZM109 214V215H110ZM122 216V217H120V215ZM124 214H125V217H123L124 216ZM131 214H132V216H131ZM147 214V215H146ZM151 215V217H150V215ZM162 214V215H161ZM171 214V215H170ZM180 214V213H179ZM189 214H190V216H189ZM212 214V215H211ZM239 214V215H238ZM243 214V215H242ZM77 215L79 216V218L80 219H82V220H80V219H78L77 218V221L75 220L76 218H74V217H77ZM94 215V216H93ZM98 217H97V216ZM116 215V216H115ZM128 215V216H127ZM134 215V216H133ZM136 215V216H135ZM145 215H146V217H147V219L145 218ZM172 216V217H168V216ZM174 215H175V217H174ZM184 215L187 217L188 216V222H190V224L187 222V229L186 230H189L188 231V233L186 232V233H183V231L185 232V230H184V228H185V226H186V222H184V221H186L187 219L185 218V220H184ZM198 215H202V216H198ZM209 215H211L212 217H210ZM227 215H226V217H227ZM230 215H228V216H230ZM240 215H242V216H240ZM81 216V217H80ZM90 216V217H89ZM108 216V217H107ZM164 216H165V219H164ZM215 216V217H214ZM216 216H218V219H217V217ZM235 216H237L238 217V219H237V217H235ZM254 216H256V217H258V218H252V217H254ZM59 217V218H58ZM61 217V218H60ZM67 219H66V218ZM72 218V220L71 219H69V218ZM82 217H84V219L82 218ZM87 217V218H86ZM95 217H96V219H95ZM103 217V218H102ZM107 217V218H106ZM133 217V218H132ZM149 217H150V219H149ZM156 217V218H155ZM167 217H168V219H167ZM177 218L178 217V219H175V220H178V222L177 221H172V220H174V218ZM196 217V218H195ZM202 217V218H201ZM205 217V218H204ZM209 217H210V219L211 218H213V219H211V220H209ZM52 218V219H51ZM88 218H90V219H88ZM92 218H94L93 220H91ZM104 218H106L107 219V221H106V219L104 220ZM118 218V219H119ZM123 218H125V219H123ZM155 218V219H154ZM172 220H171V219ZM189 218H190V220H189ZM201 218V219H200ZM204 218V219H203ZM35 219V218H34ZM50 219V220H49ZM88 219V220H87ZM104 220L105 222H102V220ZM108 219L110 220V222L108 221ZM118 219L116 220V221H118ZM143 219V220H142ZM161 219V220H160ZM193 221H192V220ZM217 219V220H216ZM227 219V218H226ZM228 219V220H229ZM240 219V220H239ZM249 219V220H248ZM252 220V223L253 224H251V220ZM259 219H260V221H259ZM14 220H15V223H14ZM31 222H30V221ZM53 220V221H52ZM57 220H58V222H57ZM68 220V221H67ZM72 221V222H70V221ZM76 221L78 224H80V222H81V224L82 223H84V224H80L81 226H83L84 227V229H83V234H85V236H87L86 238H85V240H84V238L82 237V236H84V235H81V233H79V235H81V236H79L78 234L76 235V238L75 239H73V238H70V239H67L66 240V238H64L63 236H61V233L63 232L62 230H63V228H65L64 229V231H68L69 230V227H70V225H73V221ZM136 220V221H135ZM142 220V221H141ZM146 220V221H145ZM148 220V221H147ZM166 220V221H165ZM169 220H171V223H169ZM182 220H183V223H182ZM213 220V221H212ZM216 220V221H215ZM231 220V221H232ZM243 220H244V223H243ZM50 221V222H49ZM89 223H88V222ZM101 222V223H103V224H105L106 225V227L105 228H108L109 227V229L110 230H112L111 232H114V235H113V239H115V241H111V237H112V235L111 236H109L111 233H110V231H109V233H107L106 234V230H104V232L103 233H105V234H102V237H101V235H100V233H98V232H101V230L103 229H101V230H99L98 229V232H97V230H94L93 231V228L95 229L96 228V226H95V223L96 222ZM134 221V222H133ZM163 221H165V222H163ZM180 221V222H179ZM210 221V223H212V224H210V223H208ZM214 221H215V224L217 223V225L218 226H214L213 224H214ZM229 222L230 224L232 223V222ZM246 221V222H245ZM24 224H23V223ZM30 222V223H29ZM64 222V223H63ZM69 222V223H68ZM85 222H87V223H85ZM91 222V223H90ZM92 222H94L93 224H94V226H91L90 224H92ZM132 222V223H131ZM138 222V223H137ZM161 222V223H160ZM177 222V227H175V226H172L171 224H173V223H176ZM195 223V225L193 224V226L195 227L196 226V229L198 230L199 229V232L197 231V233H195L196 231H194V227L192 228L191 227V223ZM248 222V223H247ZM249 222H250V224H251V226H250V224H249ZM259 222V223H258ZM17 223V224H16ZM34 223V224H33ZM66 223H68V225L66 226ZM70 223H72V224H70ZM111 223V224H110ZM114 223L116 224V225H118V227L120 226V223L122 224V223H124V224H122L119 228L116 226V225H114ZM166 224L165 225V227H162V225L161 224ZM178 223L180 224V225H178ZM182 223V224H181ZM208 223V224H210V225H212L211 227H213L214 228V230H213V228L211 229V227H210V225H207L206 226V224ZM242 224V226L240 225V227H243L244 226V224H245V226H246V228L247 229H245V227H244V230H247V231H242L243 230V228L242 229H240L239 228V224ZM261 223H263L262 225H260ZM18 225V226H20L21 228H22V230L25 228V233H27L28 234V232H29V234H31V236L28 234H26V237L23 239L22 238V236L21 235H23L24 234V231H23V234H22V231H21V229H20V227L18 228V230H17V227H15L16 225ZM27 226H26V225ZM70 224V225H69ZM75 224V223H74ZM85 224H87V225H85ZM92 224V225H93ZM132 224H134L133 226H132ZM168 224H170V225H168ZM183 224H185L184 226H183ZM255 224V225H254ZM257 224H258V226H257ZM13 225V227H11ZM24 227H23V226ZM33 227H31V226ZM37 225V226H36ZM142 227H141V226ZM159 225H161V227H162V229H163V231H161V234L160 233H158L157 234V232L158 231H160L161 230V227L159 226ZM175 225V224H174ZM188 225H189V227H188ZM203 225V226H202ZM232 225H229V226H232ZM252 225H254L253 227H252ZM8 226H9V228H8ZM53 226V227H52ZM86 226L88 227V228H86ZM90 226V227H89ZM110 226H112V227H110ZM124 226V227H123ZM130 226V227H129ZM132 226V227H131ZM164 226V225H163ZM178 226H181L180 227V231H179V227ZM257 226V227H256ZM11 227V228H10ZM37 227H38V230H40V228H41V234H42V236H41V234L39 233V231L37 230ZM43 227H44V229H43ZM48 229H46V228ZM67 227V228H66ZM93 227V228H92ZM115 227V228H114ZM118 228V230H119V233H120V235L122 236V231L124 232V231H127V234H124V238H125V235H127L126 237L127 238H122L121 236H119V235H117V233H118V231H117V228ZM171 227H173V229H175V228H177V229H175L176 230V232L178 233H175L174 231H172L171 230ZM175 227V228H174ZM209 228V229H211V231H209V230H207V228ZM219 227V229H216V228H218ZM250 227H251V229H250ZM5 228V229H4ZM27 228V229H26ZM104 228V229H105ZM120 228H121V231H120ZM122 228H124V229H122ZM127 228V229H126ZM156 228H158V230L156 229ZM166 228V229H165ZM167 228H168V230H169V233H170V230H171V233H170V236H169V233H168V237H167V235H166V233L164 232L165 230H167ZM204 230V233L206 232V233H209V232H212L213 233V231H214V235L212 236V234L211 233H209L208 234V237H209V239L208 240H211V239H213L212 240V242H211V244H210V242H207L206 244H207V246L205 245V246H203L202 247V245L201 244H198V242H199V235H200V233L202 232V234H203V231H202V229ZM238 228V229H237ZM252 228L253 229H255L254 230V232L252 231ZM263 229V230H259V229ZM10 229H12V230H10ZM36 229V230H35ZM42 229H43V233H42ZM92 229V233L90 232V230ZM126 229V230H125ZM132 229V230H131ZM142 229H143V231H142ZM148 229V230H147ZM155 229V230H154ZM165 229V230H164ZM201 229V230H200ZM240 229V230H239ZM8 230H9V232H8ZM16 230V231H15ZM28 230V231H27ZM44 230H45V233H47V234H45L44 233ZM47 230V231H46ZM85 230H89L88 232L86 231V232H84ZM146 230V231H145ZM154 230V231H153ZM218 232H217V231ZM219 230H220V232H226V234H228L229 233V235H227V236H230V234H231V236L230 237H227V238H229L230 239V241H229V244H236L235 246H236V248H235V246L234 245H229L228 244V240L229 239H227V240H225L224 238L226 237L225 235V237H222L224 240H222V238L220 237V232H219ZM2 231V232H1ZM11 231H15L17 234H21L20 236H21V241L20 240H18L17 238H15L14 236V234H13V232L11 233ZM51 231V232H50ZM97 232L98 234H97V236L94 234V232ZM132 231V232H131ZM134 231V232H133ZM149 231H150V233H149ZM194 231V232H193ZM235 231V232H234ZM240 231H241V233L242 234H239L240 233ZM249 231V232H248ZM257 231H259V233H256ZM19 232V233H18ZM21 232V233H20ZM58 232V233H57ZM90 232V233H89ZM107 232H108V230H107ZM167 232V231H166ZM172 232H173V234H172ZM190 232H191V234H190ZM223 232H222V234H223ZM236 232H239V233H237L236 235L238 236V234H239V236H238V238H240V237H242V238H240V239H238L237 240V238H235V237H233V239L231 238L233 235L234 236H236L235 235V233ZM251 232H252V234H251ZM64 233V232H63ZM86 233L89 235V237H88V235H86ZM125 233V232H124ZM148 234L147 236L145 235V234ZM152 233H154L153 234V236H151V234ZM218 233H219V235H218ZM244 233V234H243ZM10 234V235H9ZM11 234H13L12 235V238H11ZM43 234H44V236H43ZM56 234V235H55ZM66 234V233H65ZM65 234H64V236H65ZM134 234H135V239H132V235L134 236ZM139 234V235H138ZM140 234H141V236H140ZM162 234L164 235L163 237H162V239L164 240V242H166V241H168V242H170V241H172V242H174V241H179V242H183V245L186 247V249H181V251L180 250H176L175 252H174V254L172 255V254H168V253H170V251H169V249H166L167 247L164 245V243H163V240L160 238L159 240H158V237L157 236H162ZM175 234V235H174ZM182 234V235H181ZM185 234H186V237H184L185 236ZM262 234V236H260ZM46 235V236H45ZM63 235V234H62ZM92 235V236H91ZM105 235V236H104ZM157 235V236H156ZM166 235V236H165ZM181 236V238H182V240H181V238H180V236ZM184 235V236H183ZM193 235V236H192ZM196 235L198 236V237H196ZM242 235V236H241ZM244 235V236H243ZM254 235V236H253ZM10 236V237H9ZM53 236V237H52ZM60 236V237H59ZM78 236H79V239H78ZM84 236V237H85ZM91 236V237H90ZM96 236V237H95ZM99 236V237H98ZM104 236V237H103ZM145 236V237H144ZM151 236V237H150ZM177 236H179V237H177ZM192 236V237H191ZM2 237H8L7 239H8V241H7V239H6V242H5V238H2ZM43 237V238H42ZM45 237V238H44ZM58 237V238H57ZM102 239H101V238ZM108 237H109V239H108ZM118 237H121V239L120 238H118ZM137 237V238H136ZM165 237V238H164ZM211 237H214V238H211ZM218 237V238H217ZM15 238V239H14ZM27 238H29V239H27ZM60 238V239H59ZM63 238V239H62ZM80 238L82 239V240H80ZM100 239L99 241H98V239ZM106 238V239H105ZM111 238V239H110ZM151 238H153V239H151ZM155 238V239H154ZM156 238H157V240H156ZM195 238H197V240L195 239ZM12 239H14V240H12ZM25 239H27L28 240V243H25L26 242V240ZM36 239V238H35ZM56 239V240H55ZM58 239V240H57ZM95 239H97V240H95ZM103 239H104V241H103ZM108 239V240H107ZM124 239V240H123ZM147 239V240H146ZM185 241H184V240ZM193 239H195L194 241H192L191 242V240H193ZM218 239V240H217ZM72 240H73V242H72ZM75 240V241H74ZM77 240V241H76ZM80 240V241H79ZM88 240V241H87ZM118 240H119V242H120V245H119V247H118V245L117 244H119V243H117L118 242ZM121 240V241H120ZM133 240L135 241H137L135 244L137 245L136 247H134V242H133ZM189 240V241H188ZM234 240H237L236 242H234ZM240 240V241H239ZM4 241V242H3ZM19 241V242H18ZM40 241V242H41ZM61 241V242H60ZM68 243H67V242ZM79 241V242H78ZM83 241H86V243L87 244H85L84 246H83ZM110 242L111 241V244L113 245H108V242ZM143 241H145V243L143 242ZM150 241H152V242H150ZM154 241V242H153ZM156 241V242H155ZM158 241H159V246H160V248H159V246H158ZM198 241V242H197ZM216 241V242H215ZM225 241H227V242H225ZM10 242L12 243V244H14V242H16L17 244H14V245H12V244H10ZM43 242H44V245H43ZM184 242H186V243H184ZM189 242H191L192 244H190ZM194 242H196L195 244L196 245H194ZM217 242H218V244H217ZM231 242V243H230ZM19 243H20V245H19ZM51 243V244H50ZM114 243V244H113ZM116 243V244H115ZM151 243V244H150ZM163 243V244H162ZM188 243V244H187ZM222 243H226V245L228 246L227 248H226V245H224V244H222ZM239 243H241V247H240V244ZM0 244V247H3L2 245ZM61 244V245H60ZM63 244H66V247H65V245H63ZM68 244H70L69 246H67ZM76 244H77V247H76ZM105 244V245H104ZM132 244V245H131ZM143 244H144V246H143ZM147 244H149V245H147ZM153 244V246L154 247H152L151 245ZM248 244V245H247ZM11 245L13 246V248L11 247ZM19 245V246H18ZM80 245V246H79ZM101 245V246H100ZM124 245V246H123ZM128 245H130V247H128ZM263 245V246H262ZM17 247V250L15 251V249H16V247ZM41 246V247H42ZM63 246V247H62ZM73 246V247H72ZM106 246V247H105ZM109 248H108V247ZM134 247V249H136V250H132L133 249V247ZM144 248H143V247ZM145 246H147L146 248H145ZM150 246L152 247L151 249H149L150 248ZM163 246V249L165 248V251L167 252V254H166V252L165 251H162L161 252V250H163V249H161V247ZM196 246H198V247H196ZM209 246H212V247H209ZM224 246V247H223ZM242 246H243V248H242ZM246 246H249V247H251L252 249L250 250L249 249V247H246ZM61 247V248H60ZM112 249H111V248ZM115 247H118L117 249H118V251L121 249V247L122 248H126V247H128L129 248V250H130V252H131V250H132V253L131 254H129L130 252H129V250H128V252L126 251V252H124V253H122L124 256L122 257V255H121V253L119 252H117V250L116 249H114ZM141 247H142V249H141ZM195 247V248H194ZM200 247V248H199ZM202 247V248H201ZM233 247L235 248V251H233ZM5 248V247H4ZM12 248V249H11ZM64 248V249H63ZM66 248H68V249H66ZM71 248V249H70ZM148 248V249H147ZM155 248V249H154ZM198 248H199V250H200V252H199V250H198ZM212 248V249H211ZM216 248H218L217 250H219L218 252H217V250H216ZM222 248H224V250H222ZM242 248V249H241ZM249 250H248V249ZM259 248H261V249H259ZM3 249V248H2ZM7 249V248H6ZM5 249V250H6ZM19 249V250H18ZM31 249H33V250H31ZM60 249V250H59ZM62 249V250H61ZM68 250L67 252H65L66 250ZM83 249H85V250H83ZM100 249V250H99ZM109 249V250H108ZM111 249V250H110ZM127 249V248H126ZM147 249V251L145 252V251H143V250H146ZM159 249V250H158ZM161 249V250H160ZM191 249V251L190 252H188L189 250ZM202 249H204L203 251H202ZM208 249V250H207ZM214 249V250H213ZM239 251H237V250ZM263 249V250H262ZM5 250H1L0 251V259H1V257H2V259H1V264L3 263V260L5 261L3 264H7V263H9V261H7V259H9V256H7L6 255V252H5ZM59 250V251H58ZM107 250V251H106ZM183 250H184V252H183ZM207 250V251H206ZM230 250H232L231 252H230ZM240 250H242V251H240ZM244 250V251H243ZM253 250V251H252ZM57 251V252H56ZM100 251V252H99ZM110 251H111V253H110ZM113 251H114V253H113ZM139 251V252H138ZM158 251H160L161 252V255H163L162 257L159 255L160 253H158ZM177 251H180V252H178L177 253ZM229 251V252H228ZM246 251H248V253L251 255V259L249 258V259H247V257H250V255H248L247 254V252ZM250 251V252H249ZM261 251H263V252H261ZM3 252V253H2ZM48 252V253H47ZM58 252H59V254H58ZM102 252H104L105 254H99V253H102ZM106 252H107V254H106ZM141 252V253H140ZM144 252L148 255H146V254H144ZM164 252H165V254H164ZM211 252H213V254H210ZM217 252V253H216ZM225 252V253H224ZM242 252H244V253H242ZM246 252V253H245ZM2 253V254H1ZM109 253L111 254V255H109ZM176 253V254H175ZM191 253V254H190ZM238 253V254H237ZM252 253V254H251ZM53 254V255H52ZM55 254V255H54ZM112 254H114V256L112 255ZM119 254V255H118ZM127 254H129L128 256H126ZM193 255L192 257L191 256H188V257H186V255ZM215 254H216V256H215ZM231 255V257H229L230 255ZM240 254V255H239ZM242 254V255H241ZM4 255V256H3ZM6 255V256H5ZM10 255V257H11V254H9ZM93 255L95 256L94 258H93ZM98 255V256H97ZM104 255V256H103ZM105 255L107 256V258H105ZM141 255V256H140ZM145 255H146V260L144 261V259H145ZM166 255H167V257H166ZM170 255H172V256H170ZM208 255V256H207ZM235 256V257H233V256ZM56 256V257H55ZM61 256V258L60 257H58V263L59 262H61L60 264H63L64 263V260H63V257ZM111 256V258H108V257H110ZM121 256V257H120ZM182 256V257H181ZM185 256V258H183ZM202 256V257H201ZM3 257H5V258H3ZM135 257V258H134ZM156 257V258H155ZM238 257V258H237ZM24 258V257H23ZM36 258H39V259H36ZM45 258H46V260H45ZM54 258V259H53ZM59 258H60V260L62 259L63 261H59ZM104 258V259H103ZM112 258H113V262H110V261H112ZM121 258V259H120ZM134 258V259H133ZM158 258V259H157ZM192 260H191V259ZM232 258V259H231ZM246 258V259H245ZM13 259V260H12ZM47 259H50V260H47ZM100 259V260H99ZM108 259H110V261H108ZM114 259H116V260H114ZM148 259H149V261H148ZM206 259V260H205ZM214 259V260H213ZM237 259V260H236ZM34 260H35V262H34ZM39 260H42V261H39ZM52 260V261H51ZM95 260V261H94ZM97 260H99V261H97ZM140 260V261H139ZM155 260V261H154ZM220 260H222V261H220ZM233 260V261H232ZM247 260V261H246ZM51 261V262H50ZM93 261V262H92ZM126 261V262H125ZM136 261V262H135ZM7 262V263H6ZM32 262V263H31ZM54 262V263H53ZM92 262V263H91ZM115 262V263H114ZM118 262V263H117ZM141 262V263H140ZM157 262H159V263H157ZM237 262V263H238ZM246 262V263H245ZM9 263V264H10ZM58 263H56V264H58ZM83 263V262H82Z\"/></svg>",
	"mask_w": 264,
	"mask_h": 264
},
{
	"label": "bare ground",
	"instance_id": "2",
	"mask_svg": "<svg viewBox=\"0 0 264 264\" xmlns=\"http://www.w3.org/2000/svg\"><path fill=\"white\" fill-rule=\"evenodd\" d=\"M28 1L29 0H21V1H19V0H0V16H1V18H2V20H1V18H0V20L2 21V23H3V21L5 22V25L3 26V28H1L0 29V85L2 86L3 85V87L5 86V89H4V91H3V89H1V91H2V93L3 94H0V101H3V102H5V100L7 101V100H9L10 99V102H11V99L13 100L12 102V105L11 106H9L8 104V102L9 101H7L6 102V104H7V106L6 107H8L9 106V108H6L5 110H3V111H5V112H1L0 111V119L2 120V119H4V120H7V119H9L10 117H14V122H16L17 120H19L18 122H16V123H14V124H17L16 126H14L13 128H15L16 129V127L20 124L19 122H21L20 120L22 119V121L24 120V121H26L27 123H31L34 127L33 128H35L36 127V129L38 128V126L37 125H39V123H42V120L44 119V121H47V125H50V126H52V128H53V126H57L58 124H60V125H71V124H73L74 125V123H75V121H74V118H77V117H74V116H83L84 114H85V112H81V110H83V109H79L78 107H79V105H78V107H76V106H74L73 104H75L74 103V101L76 100V102H77V99L78 100H82V98L83 97H85L82 93L83 92H85V91H87L88 90V94L89 93H91V95H95V96H99L98 97V99L99 98H101V97H105V96H109V95H111V94H113V92L111 93V88L113 87V83H111L112 81H111V79L113 78V77H117V76H120L121 74H123L122 72L123 71H125V68L123 69L122 68V62L120 63L119 62V59L121 60L124 56L126 57V55H127V53H126V51L128 50L127 49V42H126V44H124L125 43V41H124V39L122 40V39H120V38H118L116 35H115V37H117L115 40L116 41H114V40H112V42H110V43H108V45H110V48H109V46H108V48L110 49V53H109V55L111 54L114 58H116V59H118L116 62H112V69H111V71L109 70V72H108V75L106 74V70H105V73L104 74H106L107 75V77H102L103 76V74L100 76L99 75V72L98 73H96V71L94 70V66L92 65L93 64V59H96V58H93V54H94V52H96L95 50V48L97 47V45H100L101 46V44H97L96 45V43H95V39H93V38H95L96 37V34L97 33H93L95 36L94 37H92V35H90V32H91V30L92 31H94V29L95 28H93L92 26H90L89 24H88V21L86 20V17H83V19H85V20H82L81 22H82V25H80L81 23H80V19H79V17H80V14H79V17H78V12L79 11H84L85 12V14H88V12L86 11L87 9H89L88 7L90 6L89 4H91V2L93 3V0H89L90 1V3H88L89 1H85V0H82L81 2H80V0H68V1H62L61 3L59 2V0H56V1H52L53 3L54 2H57V6H56V3H55V8L56 9H58L59 7H60V9L61 8H68L69 9V11H68V15L66 16L65 15V13H64V15L62 14V13H60V17H61V14L63 15V16H66V20H63V21H61L59 18H56V17H51L50 15H51V13L53 12L51 9H50V11H52V12H50L49 14H47V15H44V16H39V14H36V13H39L38 11H36L35 9H37V8H33V11L35 10L36 11V13L34 14V12H32L31 10H32V6L30 7V6H28ZM34 1H36V0H34ZM41 1H45V0H41ZM41 1H39V2H41ZM96 1H99V0H96ZM108 1V0H107ZM110 1H114V0H110ZM110 1H108V2H110ZM118 0H116V3H114L115 4V6H114V4H113V7H111L110 9V11L111 12H116V10H117V8H118V10H122V9H124V6L123 5H125V4H120L121 2H123V0H120V1H118ZM125 1V0H124ZM129 1V0H128ZM134 1H136V0H132V2H134ZM139 1V0H138ZM153 1V3H154V0H152ZM166 1V0H165ZM209 1V0H208ZM262 1V0H261ZM30 2V1H29ZM32 2V1H31ZM38 2V3H39ZM43 2H41V3H39V4H41L42 5V3ZM94 2H95V0H94ZM100 3H101V0L99 1ZM98 2V3H99ZM104 2V0L102 1V3ZM115 2V1H114ZM126 2H127V0H126ZM155 2H157V1H155ZM159 2V1H158ZM161 2V1H160ZM159 2V3H160ZM169 2V1H168ZM215 2V1H214ZM240 2V1H239ZM36 3V2H35ZM38 3H36V5L37 6H39V4ZM45 3V2H44ZM60 3V4H59ZM97 3V4H98ZM101 3V4H102ZM112 3V2H111ZM125 3V2H124ZM129 3H131L130 1H129ZM135 3V2H134ZM134 3H133V5H134ZM143 3V2H142ZM166 2H164V4H165ZM172 3V2H171ZM216 3H218L217 1H216ZM220 3V2H219ZM258 3V2H257ZM45 4H47V3H45ZM49 4H50V2H49ZM100 4V6L99 7H101L102 8V5ZM104 4H106V2L104 3ZM103 4V6H105ZM136 4V3H135ZM157 4V3H156ZM170 4V3H169ZM168 4V5H169ZM173 4H174V2H173ZM59 5H61V6H59ZM93 5H95V3H93ZM99 5V4H98ZM109 5H110V3H109ZM120 5H122L123 7H121ZM128 5H130V4H127L126 6H128ZM132 5V4H131ZM132 5V6H133ZM155 5V4H154ZM165 5H167V4H165ZM165 5H162L161 7H165ZM43 6L44 7H47V5L45 6L44 4H43ZM53 6V5H52ZM111 6V5H110ZM139 6H140V4H139ZM138 6V7H139ZM159 6V5H158ZM157 6V7H158ZM174 7V9H176L175 7H177V5H173ZM183 6V5H182ZM185 6V5H184ZM198 6V5H197ZM247 7H248V5H246ZM246 6H245V8H246ZM260 6H261V3H260ZM263 6V5H262ZM36 7V6H35ZM94 7V6H93ZM119 7H121L122 9H120ZM131 6H129V8H130ZM137 6L135 5V8H136ZM169 7V6H168ZM179 7V6H178ZM192 7V6H191ZM240 7H242V6H240ZM40 8L42 9V6H40ZM37 9V10H41V9ZM47 8H49V6L47 7ZM47 8H45V10L47 9ZM95 8V7H94ZM100 8V9H101ZM126 8V7H125ZM128 8V7H127ZM134 8V9H135ZM140 8V7H139ZM142 8H147V6H142ZM149 8V7H148ZM201 8V7H200ZM218 8V7H217ZM254 8V7H253ZM255 8H256V6H255ZM262 8V7H261ZM54 9V8H53ZM55 9V10H56ZM67 9V10H68ZM106 9H108V7H106ZM138 9V8H137ZM150 9V8H149ZM159 9V8H158ZM157 9V10H158ZM182 9V8H181ZM244 9V8H243ZM264 9V8H263ZM90 10H92V9H90ZM105 10V9H104ZM104 10L102 11V13L104 12ZM165 10V9H164ZM166 10H168V8H166ZM169 10H170V8H169ZM179 10H180V8L178 9V12H179ZM250 11H251V9H249ZM253 10V9H252ZM261 10V9H260ZM63 11V10H62ZM66 11V10H65ZM96 11V10H95ZM105 11H108V10H105ZM137 11V10H136ZM175 11V10H174ZM174 11H172V12H174ZM177 11V10H176ZM183 11V10H182ZM185 11V10H184ZM184 11H183V13H184ZM200 11V10H199ZM243 12L245 11V10H242ZM247 11H248V9H247ZM250 11H249V13H250ZM257 10H255V12H256ZM262 11V10H261ZM260 11V12H261ZM31 12L33 13V14H31ZM47 12H48V10H47ZM56 12H57V10H56ZM138 15L141 13V10L140 9H138ZM136 12V13H137ZM146 12H148V11H146ZM167 12H169V11H167ZM166 12V13H167ZM171 12V11H170ZM242 12V13H243ZM252 12V11H251ZM55 13V12H54ZM53 13V15L55 16L56 14H54ZM59 13V12H58ZM97 13V12H96ZM99 13V12H98ZM105 13V12H104ZM122 13V12H121ZM175 13H177V12H175ZM182 13V14H183ZM245 13V12H244ZM29 14H31V15H29ZM108 14H109V12H108ZM107 14V15H108ZM142 14V13H141ZM152 14V13H151ZM163 14H164V12H163ZM169 14V13H168ZM170 14H173V13H170ZM239 14H241V13H239ZM256 14V13H255ZM91 15V14H90ZM110 15V14H109ZM166 15V14H165ZM178 15V14H177ZM177 15H175L176 17H177ZM242 15V14H241ZM244 16H246V15H248V14H243ZM253 15V14H252ZM48 16V17H47ZM58 16V17H59ZM87 16V15H86ZM111 16V15H110ZM109 16V17H110ZM122 16V15H121ZM143 16H145V15H143ZM188 16V15H187ZM194 16V15H193ZM197 16H198V14H197ZM255 17L257 16V14L256 15H254ZM89 17V16H88ZM91 17H92V15H91ZM93 17H94V15H93ZM117 17H119V16H117ZM130 17V16H129ZM131 17H134V15H132ZM139 17L140 16H137V17H134V18H132L130 21H129V26H127V32H128V34H129V36H130V39H126L127 41H129L130 40V42H128V43H130V44H134V47L133 48H137V46H138V44H140L139 42H140V40L142 41L143 39H144V37L143 36H146L147 34H146V32H148V30L146 29L147 27L146 26H148V24L146 25V24H144V20L142 21L143 23H141L140 22V20H139ZM149 17H151V16H149ZM176 17H172L173 19L174 18H176ZM180 17V16H179ZM188 17H190V16H188ZM250 17H251V15H250ZM81 18V17H80ZM155 18H156V16H155ZM169 18V17H168ZM167 18V19H168ZM239 18V17H238ZM51 19V20H50ZM59 19V22L61 21L62 22V24H66L67 25V30H68V32H67V35H66V32L65 31H63V32H65V34H61L60 32H59V28L60 27H62V25L60 26V24L57 22V20ZM99 19L100 18H98V21H99ZM128 19V18H127ZM130 19V18H129ZM140 19H141V17H140ZM144 19H146V18H144ZM158 19V18H157ZM165 19V18H164ZM166 19V20H167ZM170 19V18H169ZM188 19V18H187ZM186 19V20H187ZM231 19V18H230ZM95 20V19H94ZM113 20V19H112ZM115 20H117V19H115ZM163 20V19H162ZM165 20V21H166ZM171 20V19H170ZM236 20V19H235ZM234 20V21H235ZM240 20V19H239ZM246 20V19H245ZM100 21H101V19H100ZM102 21H104L103 20V18H102ZM102 21H101V24H103L102 23ZM110 21H111V19H110ZM125 21L126 22H128V20H126L125 19ZM146 21V20H145ZM147 21H148V19H147ZM233 21V22H234ZM237 21V20H236ZM242 21H244L243 19H241V22ZM248 21V20H247ZM55 22H57L58 24H59V26L57 27H55L54 25H53V23H55ZM90 22V21H89ZM92 22V21H91ZM94 22V21H93ZM93 22H92V24H93ZM112 22V21H111ZM150 22H151V20H150ZM169 22V21H168ZM192 22H194V21H192ZM239 23L238 22V24H236L235 26H234V28L236 29V30H238V31H240V30H242L243 29V31H244V26H245V24H243V22L242 23ZM100 23V22H99ZM116 23V22H115ZM159 23V22H158ZM0 24H1V22H0ZM95 24V23H94ZM97 25H100V24H98V23H96ZM106 24H108V23H106ZM128 24V23H127ZM150 24V23H149ZM248 24H249V22H248ZM56 25V24H55ZM108 25H110V24H108ZM121 25V24H120ZM244 25V26H243ZM101 26V25H100ZM103 26H104V24H103ZM110 26H113L112 24L110 25ZM118 25H116V27H117ZM151 26V25H150ZM150 26L148 27V29H150ZM153 26V25H152ZM151 26V27H152ZM233 26V25H232ZM248 26V25H247ZM105 27V26H104ZM123 27V26H122ZM146 27V28H145ZM154 27V26H153ZM230 27V26H229ZM246 27V26H245ZM96 28H97V26H96ZM107 28V27H106ZM126 28V27H125ZM124 28V29H125ZM115 29V28H114ZM114 29L112 30V31H114ZM116 29H119V28H116ZM115 29V30H116ZM188 29V28H187ZM254 29V28H253ZM102 30V29H101ZM105 30V29H104ZM110 30H111V28H110ZM147 30V31H146ZM152 30V29H151ZM255 30V29H254ZM96 31H98V30H96ZM120 31H122L121 29H120ZM144 31H145V34H144ZM222 31V30H221ZM227 31V30H226ZM261 31V30H260ZM152 32V31H151ZM173 33H174V31H172ZM241 32V31H240ZM109 33V32H108ZM126 33V32H125ZM153 33H154V31H153ZM176 33V32H175ZM99 34V33H98ZM113 34V33H112ZM115 34H117V33H115ZM157 34V33H156ZM161 34V33H160ZM159 34V35H160ZM162 34H163V31H162ZM162 34L160 35V36H162ZM179 35V37H181V33H179V31H177V33L175 34L176 35V37L175 38H178V35ZM103 35V34H102ZM148 35H150V34H148ZM148 35H147V39H148ZM172 35H174V34H172ZM240 35V34H239ZM244 35V34H243ZM262 35V34H261ZM98 36V35H97ZM108 36V35H107ZM110 36V35H109ZM114 35H112V37H113ZM120 36V35H119ZM124 36H125V34H124ZM152 36V35H151ZM156 36V35H155ZM91 37V38H90ZM100 37V36H99ZM98 37V38H99ZM122 37V36H121ZM164 37V36H163ZM82 38H86V39H88L87 40V43H85L84 45H82V41H81V39ZM98 38H96V41L98 40ZM129 38V37H128ZM141 38H143V39H141ZM152 38V37H151ZM150 38V39H151ZM157 38V37H156ZM158 38H159V36H158ZM165 38V37H164ZM239 38H241V36L239 37ZM238 38V39H239ZM109 39V38H108ZM112 39H114V38H112ZM150 39H148V40H150ZM167 39V38H166ZM179 39V41H177V42H180V41H182V40H180V38H178ZM100 40V39H99ZM99 40H98V42H99ZM110 40H111V38H110ZM147 40V41H148ZM169 40V39H168ZM242 40V39H241ZM109 40H107L106 42H108ZM114 41V42H113ZM156 41H159L162 45L161 46H163L162 48H163V51L165 50V51H167L168 49H169V52H171V49L170 48H168L167 50L166 49H164V48H166V47H164V42H165V40H163L162 42L160 41V40H156ZM175 41V40H174ZM239 41H240V39H239ZM243 41V40H242ZM145 42H146V40H145ZM145 42H143V43H145ZM159 42H155V44H157L158 43V47L160 46V44H159ZM241 42V41H240ZM100 43H103L101 40H100ZM105 43V42H104ZM176 43V42H175ZM182 43V42H181ZM180 43V44H181ZM236 43V42H235ZM234 43V44H235ZM142 44V43H141ZM174 44V43H173ZM172 44V45H173ZM180 44H177V46L175 45V47L177 48H175V47H172V48H175V52H173V50H172V52H173V54L175 53V56H177L179 53H178V49L179 50H182L183 52H181L180 51V53H184V49H185V47H183L182 46V44H181V46H180ZM233 44V45H234ZM237 44V43H236ZM171 45V44H170ZM76 46H77V51L75 50V48H76ZM106 46V45H105ZM129 46V45H128ZM141 46H143V44L141 45ZM160 46V47H161ZM174 46V45H173ZM182 48V49H180V47ZM226 46V45H225ZM129 47H131V46H129ZM138 47H140V46H138ZM171 47V46H170ZM216 47H217V45H216ZM242 47V46H241ZM101 48H103V51L104 50H106V49H104L105 47H102L101 46ZM132 48V47H131ZM132 48V50L134 51V49ZM184 48V49H183ZM138 49V48H137ZM160 49V48H159ZM235 49V48H234ZM233 49V50H234ZM236 49H238L237 48V46H236ZM97 50H98V48H97ZM101 50V49H100ZM131 50V49H130ZM129 50V51H130ZM156 50H158L157 49V47H156ZM156 50H155V52H156ZM177 50V51H176ZM186 50H189L188 48L187 49H185V51ZM191 50V49H190ZM229 50V49H228ZM138 51H139V49H138ZM160 51V54H161V51L162 50H159ZM159 51H158V53H159ZM164 51V52H165ZM237 51V50H236ZM128 52V51H127ZM131 53H132V51H130ZM140 52V51H139ZM139 52L137 53V55H139ZM169 52H167V53H169ZM74 53H78L79 54V58H78V56H77V59H72V58H70ZM102 54H104L105 55V52L103 53V52H101ZM100 53V54H101ZM130 53V55H132L133 56V54H131ZM154 53V52H153ZM166 53V52H165ZM166 53V54H167ZM177 53V54H176ZM188 54H189V51L187 52ZM191 53H193L192 51H190V54ZM233 53V52H232ZM58 54V55H57ZM98 54V53H97ZM96 54V55H97ZM101 54V55H102ZM154 54H156V53H154ZM170 54V53H169ZM173 54H171V57H172V55ZM185 54V53H184ZM240 54V53H239ZM110 55V56H111ZM129 55V54H128ZM127 55V56H128ZM158 55V54H157ZM162 55H163V53H162ZM180 55V54H179ZM178 55V56H179ZM181 55H183V54H181ZM98 56V55H97ZM110 56H108V57H110ZM132 56H130V58L132 57ZM153 56V55H152ZM167 56V55H166ZM165 56V57H166ZM186 54H185V65H186V63H187V65H189L190 66V64L188 63V62H186V61H188L189 59H186ZM104 57H106V56H104ZM118 57V58H117ZM124 57V58H125ZM135 57V56H134ZM137 57V56H136ZM158 57H159V55H158ZM163 57V56H162ZM170 57V58H171ZM184 57V56H183ZM183 57H182V59H183ZM241 57V56H240ZM114 58H113V61H114ZM137 58H140V56L139 57H137ZM179 58H181V56H179ZM189 58V57H188ZM61 59H63L64 60V63H66V64H63V63H61L60 61H61ZM107 59H109V58H107L106 57V60ZM126 59V58H125ZM172 59H173V61H175V63H176V59H174L173 57H172ZM191 59H192V57H191ZM235 59V58H234ZM105 59L103 58V61H104ZM133 60H136L135 58L134 59H132V61ZM138 60V59H137ZM136 60V61H137ZM168 60V59H167ZM179 60H181V59H178V61ZM236 60H237V58H236ZM239 60V59H238ZM122 61H124V60H122ZM127 61H129V60H127ZM136 61H133V62H136ZM163 61V60H162ZM166 61V59H164V61L163 62H165ZM171 61V60H170ZM172 61V62H173ZM177 61V62H178ZM241 60H239L238 62H240ZM244 61V60H243ZM107 62H108V60H107ZM130 62V61H129ZM133 62H132V65H138V63L139 62H137V64H133ZM167 62H169V60L168 61H166L165 63H163V65H164V67L165 66H167L166 65V63ZM182 62V61H181ZM184 62H182L183 64H181L180 62V64H181V66L182 65H184ZM192 62V61H191ZM245 62V61H244ZM61 63V64H60ZM102 63V62H101ZM104 63H105V61L103 62V66H104ZM128 63V62H127ZM248 63V62H247ZM258 63V62H257ZM95 64V63H94ZM97 64V63H96ZM106 64V63H105ZM107 64H110V63H107ZM125 64V63H124ZM168 64V63H167ZM169 64H171L170 62H169ZM168 64V65H169ZM177 64V63H176ZM238 64H240V63H238ZM263 64V63H262ZM63 65H65V66H63ZM102 65V64H101ZM111 65V64H110ZM162 65V66H163ZM171 65H173V63L171 64ZM184 65V66H185ZM186 65V66H187ZM194 65V64H193ZM264 65V64H263ZM93 66V67H92ZM96 66V65H95ZM99 66V65H98ZM102 66V67H103ZM106 66V65H105ZM128 66V65H127ZM126 66V67H127ZM141 67V65H138V67ZM175 66V65H174ZM173 66V67H174ZM185 66V67H186ZM195 66V65H194ZM243 66V65H242ZM245 66V65H244ZM243 66V67H244ZM81 67H85V69H82V70H85V71H83L84 72V74H82L81 72H79V69L81 68ZM138 67H136L135 68V66H134V68L135 69H137ZM168 67V66H167ZM172 67V66H171ZM171 68L170 70H174L175 68ZM179 67V64H178V66L176 67V68H178ZM185 67H182V69L180 68L179 69V71H181V72H183V71H186V72H188L187 71V69L186 70H184V68ZM192 67V66H191ZM190 67V68H191ZM204 66H202V68H203ZM236 67V66H235ZM240 67V66H239ZM242 67V68H243ZM248 67V66H247ZM111 68V67H110ZM157 68V67H156ZM160 68V67H159ZM159 68H158V72H159ZM166 68V67H165ZM199 68H201V67H199ZM238 68V67H237ZM101 69V68H100ZM127 69V68H126ZM132 69V67L130 68V70ZM134 69V70H135ZM139 69V68H138ZM162 69V68H161ZM251 69V68H250ZM129 70V71H130ZM166 70V69H165ZM164 70V71H165ZM188 70H189V68H188ZM197 70V69H196ZM204 70V69H203ZM236 70V69H235ZM81 71V70H80ZM88 71V72H87ZM102 71V70H101ZM104 71V70H103ZM103 71H102V73H103ZM154 71H155V69H154ZM153 71V73H155ZM164 71L163 70H161L160 71V73H158V78L160 79V81L161 82H163V83H161L162 85H164V90H163V92L165 91V88H166V90L168 91H166V95H167V93H170L169 91H170V87L171 86H169L168 84H169V81H173V80H175V79H169V77H167V76H170V75H167L166 76V74L164 73ZM192 71L194 72L195 71V69L194 68H192ZM250 71H254V69L253 70H250ZM87 72V73H86ZM139 72V71H138ZM178 72V71H177ZM181 72H180V74H181ZM198 72V71H197ZM196 71L194 72V74L195 75H197L198 73H197ZM257 72V71H256ZM86 73V74H85ZM166 73H167V71H166ZM173 73V72H172ZM171 73V75L173 76V74ZM189 73H191V71H189ZM242 73V72H241ZM260 73V72H259ZM263 73V72H262ZM99 75L100 77H102V78H100V79H96L95 77H96V75ZM100 74H101V72H100ZM127 74V73H126ZM129 74H131V73H129ZM128 74V75H129ZM135 75H136V73H134ZM133 74V75H134ZM157 74V73H156ZM168 74H170L169 72H168ZM247 74V73H246ZM128 75H127V77H128ZM133 75L131 74V76L133 77ZM134 75V76H135ZM176 75V74H175ZM186 75V74H185ZM251 75V74H250ZM249 75V76H250ZM98 76V77H99ZM110 76H111V79L109 80V78H110ZM130 76V77H131ZM152 76V75H151ZM176 76H179L178 75V73H177V75ZM175 76V77H176ZM198 76V75H197ZM225 76V75H224ZM259 76V75H258ZM262 76V75H261ZM45 77H53V79L55 80L54 82L53 81H51L52 83L51 84H49V85H44L43 83V85H42V87H43V89L40 91V99H38V101L39 102H37L38 104H29V105H27V107L24 105H22L21 104V101L22 100H20V102L18 103L17 101H15V100H17V99H15V97L16 96H18L20 93H26V94H28V96H30L31 97V95H30V93H32V92H36V93H38L39 91H37L36 90V87L38 86L37 84H38V82H35V81H41V82H43L42 80L43 79H45ZM68 77H70V78H68ZM71 77L73 78L72 79V83L70 84L68 81L69 80H71ZM126 77V78H127ZM155 77V76H154ZM174 77V76H173ZM174 77V78H175ZM227 77V76H226ZM241 77V76H240ZM260 77V76H259ZM258 77V78H259ZM120 78L121 79H123L121 76H120ZM120 78H119V80H120ZM170 78H171V76H170ZM179 77H177V79H178ZM251 78V77H250ZM258 78H257V80H258ZM51 79V78H50ZM128 79H129V77H128ZM152 79H154L153 77H152ZM151 79V81H153ZM156 79V81H154V82H156V83H158V81H157V78H155ZM176 79V80H177ZM183 79V78H182ZM230 79H231V77H230ZM246 79V78H245ZM261 79H262V77H261ZM48 79H46L45 81H47ZM125 80H127V79H125ZM178 80H180V79H178ZM221 80V79H220ZM220 80H218L219 82H217L218 84L220 83ZM248 81H249V79H247ZM39 81V83H41ZM80 81H81V83H80ZM117 81H118V78H117ZM150 81V82H151ZM159 81V82H160ZM209 81H211V80H209ZM213 81H215V80H213ZM221 81H223L224 82V80H221ZM227 81V80H226ZM225 81V82H226ZM241 81V80H240ZM240 81H239V83H240ZM251 81V80H250ZM249 81V82H250ZM168 82V83H167ZM173 82H175V81H173ZM172 82V83H173ZM177 82H181V81H177ZM206 82H208V81H206ZM229 82V81H228ZM247 82V81H246ZM47 83H49V82H47ZM46 83V84H47ZM111 83V84H110ZM120 83V82H119ZM121 83H123L124 84V81L123 82H121ZM216 83V82H215ZM233 83V82H232ZM254 83V82H253ZM115 85H116V83H114ZM117 84H118V82H117ZM128 84V83H127ZM152 84H153V82H152ZM160 84V85H161ZM221 84V83H220ZM247 84V83H246ZM249 84V83H248ZM74 85H76V86H74ZM115 85H114V87H115ZM137 85V84H136ZM170 85H172L171 83H170ZM174 85H175V83H174ZM173 85V86H174ZM178 85V84H177ZM176 85V86H177ZM180 85V84H179ZM204 85H205V83H204ZM210 85V84H209ZM227 85H228V83H227ZM239 85V84H238ZM245 85V84H244ZM252 85V84H251ZM1 86H0V88H1ZM41 86V85H40ZM39 86V87H40ZM57 86V87H56ZM117 86V85H116ZM119 86V85H118ZM126 86V85H125ZM139 86H140V84H139ZM154 86V85H153ZM172 86V87H173ZM219 86V85H218ZM236 86V85H235ZM241 86V85H240ZM240 86H239V89H240ZM41 87V88H42ZM59 87V88H58ZM122 87V86H121ZM138 87V86H137ZM144 87V86H143ZM152 87V86H151ZM179 87V86H178ZM217 87V86H216ZM230 87V86H229ZM131 88V87H130ZM139 88V87H138ZM138 88H136V89H138ZM150 88V87H149ZM157 87H155V89H156ZM159 88L160 87H158L156 90H155V93H156V91L157 90H159ZM163 88V87H162ZM222 88V87H221ZM115 89V88H114ZM135 89V88H134ZM133 89V90H134ZM140 89H141V86H140ZM145 89V88H144ZM235 89V88H234ZM36 90V91H35ZM160 90H162L161 88H160ZM160 90L158 91V92H160ZM171 90H174V87L173 88H171ZM223 91H224V89H222ZM221 89H220V91H222ZM117 91H118V88H117ZM120 91V90H119ZM145 91V93H146V97H148V96H152V94L153 93H150V94H148V96H147V92H146V90H144ZM151 91V90H150ZM152 91L154 92V90L152 89ZM218 91V90H217ZM236 91V90H235ZM242 91V90H241ZM241 91H239V92H241ZM245 91V90H244ZM130 92V91H129ZM133 92V91H132ZM132 92H131V95H130V93H129V96L131 97L133 94H132ZM157 92V93H158ZM162 92V91H161ZM237 92H238V89H237ZM239 92H238V94H239ZM73 93H75V95L73 94ZM134 93V92H133ZM138 93H140V91L138 92ZM144 92H142L141 91V93L140 94H143ZM219 93V92H218ZM226 93H227V90H226ZM263 93H264V91H263ZM5 94H9V96H7L8 98L7 99H5L4 97H6V95ZM32 94H34V93H32ZM74 95V97H73V95ZM86 94H87V92H86ZM120 94V93H119ZM119 94H118V96H119ZM229 94V93H228ZM235 95H236V93H234ZM233 94V95H234ZM237 94V95H238ZM241 94V93H240ZM5 95V96H4ZM36 94H34V96H35ZM91 95H89V96H91ZM116 95V94H115ZM143 95H145V94H143ZM159 95V94H158ZM171 95V94H170ZM234 95V96H235ZM262 95V94H261ZM26 96V95H25ZM83 96V97H82ZM88 96V95H87ZM93 96H91L92 98H93ZM125 96V95H124ZM127 96V95H126ZM129 96H127V97H129ZM135 96V95H134ZM134 96H132L133 97V99H134ZM139 96V95H138ZM141 96V95H140ZM154 96L156 97V94H154ZM168 96H169V94H168ZM167 96V97H168ZM185 96V95H184ZM186 96H188V99H189V96L190 95H186ZM225 96V95H224ZM24 97V95H22V97H19L20 99H22ZM111 97V96H110ZM110 97H108V101H109V99H110ZM141 97H143L144 98V96H141ZM153 97V96H152ZM154 97V99H156L157 100V98H155ZM158 97V96H157ZM164 97V96H163ZM162 97V98H163ZM167 97H166V99H167ZM171 97V96H170ZM25 98V97H24ZM38 98V97H37ZM89 97H87V99H88ZM115 98V97H114ZM118 98V97H117ZM116 98V99H117ZM123 98H125V97H123ZM136 98V97H135ZM140 98V97H139ZM142 98V99H143ZM149 98V97H148ZM147 98V99H148ZM151 98V97H150ZM160 98V97H159ZM186 98V97H185ZM264 98V97H263ZM5 99V100H4ZM26 99V98H25ZM31 99V98H30ZM30 99H29V101H30ZM85 99H86V97H85ZM84 99V100H85ZM94 99H96V98H94ZM137 99V98H136ZM136 99H134V100H136ZM141 99V98H140ZM188 99H186V100H188ZM27 100V102H28V99H26ZM33 100H34V98H33ZM35 100H36V98H35ZM114 100V99H113ZM121 100V99H120ZM119 100V101H120ZM128 100V99H127ZM131 100V99H130ZM130 100H128V101H130ZM144 100V99H143ZM185 100V99H184ZM184 100H181L180 99V101H179V103L182 101V102H186V100L184 101ZM89 101V100H88ZM92 101H93V99H92ZM95 101V100H94ZM105 101L107 102V99L105 98ZM110 101H111V99H110ZM109 101V102H110ZM122 101V100H121ZM145 101H146V99H145ZM148 101V100H147ZM146 101V102H147ZM150 101H151V99H150ZM154 101V100H153ZM194 101V100H193ZM221 101V100H220ZM23 102H26L25 100H23ZM22 102V103H23ZM27 102H26V104H27ZM98 102V101H97ZM104 102V101H103ZM102 102V103H103ZM124 102V101H123ZM126 102V104H130L131 102H133L132 100L128 103L127 101H125ZM135 102V101H134ZM141 102V101H140ZM144 102V101H143ZM152 102V101H151ZM197 102V101H196ZM34 103H36V102H34ZM47 103H57V104H55L56 106H55V109H56V107H57V105H58V107H57V109H59L58 111H56V113L54 114V116H56V117H59L60 118V120H57L58 122H54V120H53V118L51 117V115H53V113H52V110H54V109H51L52 107H53V105H52V107L50 108V105L48 106V108L46 107L47 105ZM87 103V102H86ZM91 103H93V102H91ZM91 103H90V105H91ZM138 103V102H137ZM142 103V102H141ZM140 103V104H141ZM147 103H149V102H147ZM156 103H158V102H156ZM179 103H177L178 105H179ZM77 104H78V102H77ZM77 104H75V105H77ZM79 104L81 105V102H79ZM88 104V103H87ZM117 104V103H116ZM124 105H125V103H123ZM134 104V103H133ZM133 104H130L131 106L133 105ZM144 104V103H143ZM187 104H190V103H187ZM186 103H185V105H187ZM194 104V103H193ZM262 104V103H261ZM36 105H42V106H44V107H39V106H37L38 108H35L36 107ZM69 105V112H71V113H69L70 114V116H69V114H67L68 112H66V108H64V107H67ZM83 105V104H82ZM90 105H87V108L85 107L84 109H90ZM100 105V104H99ZM119 105V104H118ZM162 105V104H161ZM263 105V104H262ZM2 106L4 107V104L2 105H0V107L2 108ZM92 106V105H91ZM113 106V105H112ZM131 106L129 107V108H131ZM134 106V105H133ZM133 106H132V109H133ZM143 106V105H142ZM147 106V105H146ZM160 106V105H159ZM181 106V104L179 105V107ZM190 106V105H189ZM192 107L194 106V105H191ZM197 106V105H196ZM246 106V105H245ZM249 106H250V104H249ZM95 107H97V105L95 106ZM136 107H138L139 108V106H136ZM141 107V106H140ZM158 107V106H157ZM176 107H177V105H176ZM54 108V107H53ZM116 108V107H115ZM118 108V107H117ZM121 108V107H120ZM145 108V107H144ZM144 108H143V110H144ZM65 109V110H64ZM113 109V108H112ZM122 109V108H121ZM134 109H135V107H134ZM172 109H174V108H172ZM171 109V110H172ZM179 109V108H178ZM191 109V108H190ZM248 109V108H247ZM86 110V111H87ZM92 110V109H91ZM90 110V111H91ZM116 110V109H115ZM127 109L125 108V111H126ZM142 110V111H143ZM147 110V109H146ZM145 110V111H146ZM149 110V109H148ZM155 110H156V108H155ZM159 110V109H158ZM157 110V118H158V114L160 113L161 115H162V118H160L161 117V115L159 114V121H160V119H163V118H166V117H168V114H167V116L166 117H163V115L165 116L166 114L163 112V110L161 111L160 110V112ZM167 110V109H166ZM181 110H182V107H181ZM194 110H195V108H194ZM258 110V109H257ZM85 111V110H84ZM111 111V108H110V104H106L103 108H100V109H98V110H96V108H95V110H93L90 114H88L89 113V111L87 112V118L85 117V116H83V117H80L79 119H80V121L79 122H81V119L83 118V119H85V123L83 124V125H81V126H79V127H82V128H80V130L81 129H83L82 130V132H80V130H77V129H79V127L78 128H76L75 129V131L77 130V131H79L78 132V134H72V135H69V136H67L66 137V135H65V137H66V139H64V140H66V142L64 143V141H63V139H58L57 138V142H61V143H64V144H66V146L68 145L67 143H69L70 145H73V144H79L78 145V147L81 149H83L85 146H87L88 147V145H89V141H91V144L92 143H95V141L93 142V140L91 139L92 137L90 136L91 134H92V131L90 132L89 131V133H88V135L89 136H87V132H88V130H86V126H89L90 125V123H93L92 121L96 118V117H99V116H102V115H104V114H109V112ZM121 111H123L124 112V110L122 109ZM168 111H169V109H168ZM167 111V112H168ZM187 111H188V109H187ZM190 111V110H189ZM199 111V110H198ZM260 111V110H259ZM118 112V111H117ZM119 112H120V109H119ZM134 112V111H133ZM149 112H150V110H149ZM148 112V113H149ZM173 112H177V111H175V109H174V111ZM180 112V111H179ZM193 112V111H192ZM249 112V111H248ZM256 112V111H255ZM258 112V111H257ZM260 112H263V111H260ZM114 113V112H113ZM112 113V114H113ZM140 113H142V112H139V114ZM148 113H142V114H144L145 116H143V117H145L146 118V122H143V123H147V122H154L156 119H155V117H156V115H154V113H152L149 117V119H148V121H147V118H148V116L146 117V114H148ZM172 113V112H171ZM184 113V112H183ZM205 113V112H204ZM245 113V112H244ZM251 113V112H250ZM250 113H249V115H250ZM115 114V113H114ZM117 114V113H116ZM122 114V113H121ZM128 114V113H127ZM138 114V111L137 112H135V113H132L131 115H127L128 116V120L127 121H124L125 123H122V124H124L123 125V127H122V129L124 130L125 129V131H127L128 130V134H129V132H132L133 134H135L136 136H138V138H139V136H141L140 134H139V131H138V129H134L133 128V125L135 126V124H133L132 123V125H131V121L132 120H135L134 119V117H136V115ZM142 114H140V115H142ZM176 114V113H175ZM185 114V113H184ZM193 114V113H192ZM199 114V113H198ZM211 114H214V113H211ZM238 114V113H237ZM260 114V113H259ZM72 115H74V116H72ZM110 115H111V113H110ZM124 115H126L125 113H124ZM124 115H122V116H124ZM173 115V114H172ZM171 115V118L172 117H174V115L172 116ZM177 115H178V117L177 116H175V118L177 117V119L179 118V113H177ZM186 115V114H185ZM188 115H190V113L188 114ZM263 115V114H262ZM15 116H17V117H15ZM72 116V117H71ZM108 116V115H107ZM114 116V115H113ZM118 116H121L120 114L118 115ZM126 116V117H127ZM154 116V117H153ZM170 116V115H169ZM74 117V118H73ZM103 117L104 116H102V118L101 119H103ZM143 117L141 118V119H143ZM188 117V116H187ZM191 117V116H190ZM195 117V116H194ZM201 117H202V115H201ZM19 118V119H18ZM115 118H119V117H117V115L115 116ZM123 118V117H122ZM136 118H138V117H136ZM144 118V119H145ZM153 118H154V120H153ZM169 118V117H168ZM170 118V119H171ZM198 118H199V116H198ZM209 118V117H208ZM262 118V117H261ZM78 119V120H79ZM111 119H113V118H111ZM120 119V118H119ZM144 119H143V121H144ZM152 119V120H151ZM181 118H179V120H180ZM196 119V118H195ZM206 119V118H205ZM212 119V118H211ZM211 119H208V120H211ZM240 119V118H239ZM11 120V119H10ZM78 120H77V123H78ZM95 120H100L99 118H97V119H95ZM95 120H94V122H95ZM116 120V119H115ZM115 120H113V121H115ZM172 120V122L170 121V123H172L173 124V122H174V120L173 119H171ZM183 120V119H182ZM193 119H191V121H192ZM201 120V119H200ZM262 120V119H261ZM40 121V122H39ZM87 121V122H86ZM137 121V120H136ZM187 121V120H186ZM185 121V122H186ZM197 121V120H196ZM250 121H251V119H250ZM256 121V120H255ZM2 122H3V120H2ZM7 122H9V121H7ZM6 122V123H7ZM12 122V121H11ZM83 122H84V120H83ZM99 122V121H98ZM100 122H102V121H100ZM108 122H109V120H108ZM139 122V121H138ZM140 122L142 123V121L140 120ZM155 122H157V121H155ZM178 122V121H177ZM177 122H174V123H177ZM198 122V121H197ZM228 122V121H227ZM19 123V124H18ZM44 123V122H43ZM110 123V122H109ZM118 123V122H117ZM115 124V125H118V124ZM121 123V122H120ZM141 123H139V125L141 124ZM169 123V124H170ZM182 123H183V121H182ZM238 123V122H237ZM2 124V123H1ZM0 124V125H1ZM10 124V123H9ZM22 124L23 123H21L20 125L22 126ZM76 124V123H75ZM81 124V123H80ZM79 124V125H80ZM95 124H96V122H95ZM95 124H93V126H95L96 127V125ZM105 124V123H104ZM111 124H113V123H111ZM121 124V125H122ZM154 124V123H153ZM194 124V123H193ZM210 124V123H209ZM240 124V123H239ZM251 124V123H250ZM3 125L5 126V123L3 122ZM7 125H8V123H7ZM12 125H13V123H12ZM77 125V124H76ZM99 125V124H98ZM114 125V124H113ZM113 125H112V127H113ZM114 125V126H115ZM138 125V124H137ZM136 125V126H137ZM137 126V128L138 127H143V125H145V124H141L140 126ZM155 125V124H154ZM153 125V126H154ZM160 125V124H159ZM259 125H261V123L259 124ZM9 126V128L10 127H12V126H10V125H8ZM27 126V125H26ZM30 126V125H29ZM91 126V125H90ZM101 126V125H100ZM100 126H98V127H100ZM105 125H103V127H104ZM107 126H111V125H108L107 124ZM135 126V127H136ZM148 126V125H147ZM170 126H174V125H169V127ZM226 126V125H225ZM3 127V126H2ZM5 127H7V126H5ZM22 127H24V126H22ZM28 127V126H27ZM27 127H25V128H27ZM40 127V126H39ZM43 127H44V125H43ZM69 127V126H68ZM71 127V129H73L74 130V128H72V125L70 126ZM74 127H76L75 125H74ZM145 127V126H144ZM149 127V126H148ZM175 127H179L180 128V126H178V125H176L175 124ZM174 127V128H175ZM187 127H193L194 128V125H192V123H190L189 125H187ZM213 127V126H212ZM4 128V127H3ZM8 128V127H7ZM32 127H30V128H28V129H31ZM32 128V129H33ZM42 128V127H41ZM41 128H40V130H41ZM47 128H48V126H47ZM55 128V127H54ZM89 128H91V127H89ZM92 128H94V127H92ZM97 128V127H96ZM114 128V127H113ZM153 128H155V127H153ZM157 128H159L158 126L156 127V129ZM173 128V127H172ZM174 128H173V131H174ZM181 130L182 131H184L185 129H186V127L184 128V127H182L181 126ZM196 128V127H195ZM224 128H226V127H224ZM2 129V128H1ZM5 129V128H4ZM14 129V130H15ZM18 129V128H17ZM65 129H68V128H65ZM106 129V128H105ZM105 129L103 130V129H98L99 131H97L96 129V132L95 131H93V133H96V135H97V138H99L98 136L100 135V133L98 134V132H101L100 130H103V132L105 131ZM116 129V128H115ZM117 129H118V127H117ZM122 129H121V127H120V131H122ZM148 129V128H147ZM161 129V128H160ZM175 129H177V128H175ZM199 129V128H198ZM198 129H196V130H198ZM202 129V128H201ZM207 129L209 130L210 128H208L207 127ZM222 129V128H221ZM7 130V129H6ZM19 130H22L21 129V127H19ZM27 130V129H26ZM40 130H38V131H40ZM54 130H57L58 131V129H54ZM63 130V129H62ZM72 130V131H73ZM179 129H177V131H178ZM189 130V129H188ZM194 130V129H193ZM224 130H226V129H224ZM230 130V129H229ZM232 130V129H231ZM2 131V130H1ZM60 131V133L59 132H57L56 134H57V137H58V134L60 135L61 133H65V130H63L64 132H62L61 130H59ZM66 131H68V130H66ZM71 130H70V132H72ZM74 131V132H75ZM115 132H118V130L116 131V130H114ZM113 131V132H114ZM150 131H152V133H154L153 132V130H150ZM157 131H160L159 129H157ZM156 131V132H157ZM198 131H200V129L198 130ZM203 131V130H202ZM216 131V130H215ZM2 132H4V131H2ZM0 133V138L1 137H3V136H7L8 138H9V140H10V149L11 148H13V146L15 147L17 144H18V141L20 142V143H24L25 144V142H27V141H30V140H36V141H39V140H43V142H46V140H49L50 138H49V130H47V129H44V130H42V131H40V132H37L36 134H33V135H29V133H28V135L27 134H25V133H23V132H20V131H12V132H8V130L3 134V133ZM31 132V131H30ZM52 132H53V129H52ZM52 132H50V134H53V135H55L54 133H52ZM56 132V131H55ZM69 132V131H68ZM102 132V133H103ZM106 132H108V130L107 131H105V133ZM124 132V131H123ZM145 132V131H144ZM184 132H186V130L184 131ZM201 132V131H200ZM226 132V131H225ZM230 132V131H229ZM32 133V132H31ZM76 133V132H75ZM104 133V134H105ZM151 133V132H150ZM151 133V134H152ZM165 133V132H164ZM168 133V132H167ZM170 133V132H169ZM173 133V132H172ZM176 133V132H175ZM180 133V132H179ZM195 133H197V131L195 132ZM202 133V132H201ZM200 133V134H201ZM207 133V132H206ZM214 133H216V132H214ZM112 134H114V133H112ZM112 134H110V133H108L107 135H106V137L105 138H101L100 137V139H104L103 141H100V144H99V140L97 141L95 138H96V135L95 136H93V138L97 141V145L99 146H101V144H102V146H103V148L104 149H107L111 144V140H112V138L114 137V139H115V136H113ZM119 134V133H118ZM146 134H147V132H146ZM150 134V135H151ZM156 134V133H155ZM155 134H154V136H155ZM181 134V133H180ZM188 134H190L189 132H188ZM188 134H185V136L187 135V137L189 136ZM192 134V133H191ZM194 134V133H193ZM209 134V133H208ZM208 134L206 135V136H208ZM226 134V133H225ZM64 135V134H63ZM63 135H61V137L63 136ZM117 135V134H116ZM168 135V134H167ZM177 135V134H176ZM203 135H205V134H203ZM210 135H212L211 133H210ZM52 135H50V137H51ZM121 135H119V138H121L120 137ZM123 136V135H122ZM124 136H126V135H124ZM129 136V135H128ZM127 136V137H128ZM143 136H144V134H143ZM157 136V135H156ZM159 136V135H158ZM157 136V137H158ZM162 136V135H161ZM182 136V135H181ZM181 136H178V138L179 137H181ZM184 136V135H183ZM184 136V137H185ZM192 136V135H191ZM202 135H200V137H201ZM215 136V135H214ZM218 136H219V134H218ZM217 136V137H218ZM60 137V136H59ZM64 137V138H65ZM88 137V139H89V141H88V139H85V138H87ZM145 137V136H144ZM143 137V138H144ZM152 137H153V135H152ZM163 137H164V135H163ZM162 137V138H163ZM194 137V139H195V136H193ZM203 137V136H202ZM205 137V136H204ZM226 138H228L229 137V134H228V137L227 136H225ZM4 138V137H3ZM3 138H1L0 140H2ZM119 138H118V141H119ZM126 138V137H125ZM142 138V139H143ZM147 138V137H146ZM171 138V137H170ZM192 138V137H191ZM198 138H199V135H198ZM198 138L197 139H193L194 141H199L198 140ZM221 138V137H220ZM232 138V137H231ZM56 139V138H55ZM117 139V138H116ZM115 139V140H116ZM152 138H150V140H151ZM169 139V138H168ZM187 139V138H186ZM201 139H203V138H201ZM206 139H208L209 140V137L208 138H206ZM206 139H204V141H206ZM214 139V138H213ZM212 139V140H213ZM224 139V138H223ZM222 138L220 139V141L221 140H223ZM4 140V139H3ZM120 140H122V141H124L123 140V138L122 139H120ZM156 140V139H155ZM216 140V139H215ZM32 141V142H33ZM63 141V142H62ZM114 141V140H113ZM117 141V142H118ZM159 141V140H158ZM170 141V140H169ZM202 140H200V142H201ZM225 141V140H224ZM228 141V140H227ZM231 141H233V140H231ZM15 142H17V144H15ZM35 142V141H34ZM33 142V143H34ZM59 142V144H61ZM86 142H88V144L86 143ZM129 142V141H128ZM131 142V141H130ZM149 142V137L147 138V140H146V143H148ZM157 142V141H156ZM164 142H165V139H164ZM173 142V141H172ZM175 142V141H174ZM182 142V141H181ZM180 142V143H181ZM189 142H192L191 140L189 141ZM200 142H197V143H200ZM210 142V141H209ZM213 142V141H212ZM234 142V141H233ZM233 142H231V143H233ZM30 143V142H29ZM47 143H49V142H47ZM142 144L144 143V142H141ZM141 143H139V144H141ZM150 143H154V144H156L157 145V147H158V144L157 143H155V142H150ZM206 143H208L207 141H206ZM229 143V142H228ZM235 143V142H234ZM3 144V143H2ZM2 144L0 145V146H2ZM24 144H23V146H24ZM27 144H28V142H27ZM42 144H44V143H42ZM41 143H38L37 145L38 146H40V145H42ZM56 144V143H55ZM59 144H58V146H59ZM87 144V145H86ZM115 144H117L118 145V147H119V144L118 143H116V141H115V143H114V145ZM125 144V143H124ZM127 144V143H126ZM193 144H194V142H193ZM205 143H202L201 145H204ZM219 144V143H218ZM225 144L227 145V143H226V141H225ZM9 145V144H8ZM7 145V146H8ZM34 145V144H33ZM36 145V146H37ZM46 145H48V144H46ZM63 145V144H62ZM96 144H95V147L97 146ZM110 146V149L108 148V150L107 151H111V148L113 147H116V146ZM147 145V144H146ZM160 146H161V144H159ZM173 145V144H172ZM175 145V144H174ZM199 146H201L200 144H198ZM197 145V146H198ZM206 145V144H205ZM221 145L222 146H226V145H223V143H221ZM6 146V147H7ZM28 147H29V145H27ZM36 146H35V148H36ZM37 146V147H38ZM96 147V149L98 148V150H102L103 148H99V147ZM120 146H121V144H120ZM128 146V145H127ZM165 146V145H164ZM230 147V145L228 144L226 147H225V150H226V148L227 147ZM232 146H233V144H232ZM9 147V146H8ZM31 147V146H30ZM62 147V146H61ZM63 147H65V146H63ZM68 147V146H67ZM67 147H65V148H67ZM75 147H77V146H75ZM78 147H77V149H78ZM90 147H93V149L95 148L94 146H93V144H92V146H90ZM130 147V146H129ZM151 147V146H150ZM156 147V146H155ZM166 147H167V144H166ZM175 147V146H174ZM173 147V148H174ZM180 147V146H179ZM191 147V146H190ZM228 147V148H229ZM237 146H233V149H234V151L236 150L237 151V153L239 154V152H241V149H239V152H238V150L237 149H235ZM240 147V146H239ZM5 148V147H4ZM26 149H24V150H27V149H29V148H27V147H25ZM34 148V146H32V148L31 149H29V150H27V151H25V152H31V151H33V152H31V153H28V155H27V158H26V160H25V158L24 159H19V161L20 160H22V162L20 161V163H19V165L22 163V166H17L16 164L14 165L13 164V158L11 159V161H12V163H10V161H9V163H8V157L6 158L7 159V164H8V166L10 167L11 165H14V167L13 168H15L14 170L16 171V173H17V175L15 174V176H17V178H18V176H21L20 175V173H23V174H26V176H27V174H29L28 172H30L31 170H33L32 168V165L30 164V163H32V164H34L35 162H36V160L37 159H39L37 156H38V154L36 153L37 151H35V149H33ZM40 148V147H39ZM126 148V147H125ZM128 148V147H127ZM131 148H133V147H131ZM142 148V147H141ZM168 148V147H167ZM215 148V147H214ZM218 148V147H217ZM227 148V149H228ZM238 148V147H237ZM241 148V147H240ZM9 149V150H10ZM13 149H15V148H13ZM92 149V150H93ZM95 149V150H96ZM103 149V150H104ZM136 149V148H135ZM143 149V148H142ZM146 149V148H145ZM159 149V148H158ZM163 149H166V148H163ZM169 149V148H168ZM182 149V148H181ZM195 149V148H194ZM232 149V150H233ZM8 150V149H7ZM53 150V149H52ZM51 150V151H52ZM55 150V149H54ZM57 150V149H56ZM73 150V149H72ZM74 150H75V148H74ZM86 150V149H85ZM88 150H89V148H88ZM88 150H86V151H88ZM97 150V151H98ZM102 150V151H103ZM114 150V149H113ZM122 150V149H121ZM125 150V149H124ZM126 150H128V149H126ZM131 150V149H130ZM167 150V149H166ZM170 150V149H169ZM202 150V149H201ZM213 150H215V149H213ZM218 150V149H217ZM229 150H231L230 148H229ZM242 150H245V149H242ZM251 150H253V149H251ZM255 151H256V149H254ZM0 151H6V150H3V149H1V147H0ZM11 151V150H10ZM49 151V150H48ZM67 152L68 151H70V148H67V150H66ZM83 151V150H82ZM86 151H84V152H86ZM90 151V150H89ZM94 151V150H93ZM97 151H96V154H97ZM102 151H98V154H100V152H102ZM129 151V150H128ZM128 151H125V152H128ZM138 151V150H137ZM136 151V152H137ZM140 151V150H139ZM143 151V150H142ZM146 151H147V149H146ZM165 150H163V152H164ZM179 151V150H178ZM219 151V150H218ZM218 151H216V152H218ZM236 151H235V155L237 154L236 153ZM249 151V150H248ZM2 152V153H3ZM13 152V151H12ZM23 152V151H22ZM24 152V153H25ZM47 151H45V152H42L43 154H45ZM73 152V151H72ZM77 152V151H76ZM83 152V153H84ZM124 152V153H125ZM131 152V151H130ZM145 152V151H144ZM177 152V151H176ZM221 152H222V150H221ZM228 151H225V154L227 153ZM242 152H245V151H242ZM258 152V151H257ZM10 153V152H9ZM40 153V152H39ZM53 153H56V151H54ZM81 152L79 151L78 152V154H80ZM82 153V154H83ZM88 153H90L89 154V156L91 155V151L90 152H88ZM105 153V152H104ZM110 153H113V152H110ZM142 153V152H141ZM140 153V154H141ZM161 153V152H160ZM172 153H174V152H172ZM199 153V152H198ZM229 153V152H228ZM250 153V152H249ZM253 153V151L250 153V154H252ZM255 154H257L256 152H254ZM5 154V153H4ZM11 154V153H10ZM15 154V153H14ZM43 154H42V156H43ZM62 154V153H61ZM67 153H65V157L66 156H68L69 154H67ZM97 154V155H98ZM122 154V153H121ZM130 154V153H129ZM135 154V153H134ZM137 154V153H136ZM149 154V153H148ZM164 154V153H163ZM179 154V153H178ZM201 154H205V153H201ZM200 154V155H201ZM216 154V153H215ZM214 154V157H218L219 155H215ZM217 154H219V153H217ZM222 154V156H220V158L218 157V159H220L221 160V157L222 158H224V157H226L227 158V156H229V154H227V156L225 155H223L224 153L222 152L221 153ZM220 154V155H221ZM231 154V153H230ZM233 154V153H232ZM247 154V153H246ZM245 154V155H246ZM250 154H248V156L250 155ZM255 154H253V156L255 157L256 155ZM16 155V154H15ZM18 155H22V154H18ZM24 155V154H23ZM39 155H41V153L39 154ZM58 155V154H57ZM72 155V154H71ZM73 155H76L75 153H73ZM72 155V156H73ZM97 155H91V156H96V159L98 158V157H100V156H97ZM113 155H114V153L112 154V157H113ZM120 155V154H119ZM150 155V154H149ZM195 155V154H194ZM193 155V156H194ZM197 155V154H196ZM200 155H199V158H193L194 160L195 159H198V160H200L201 158H200ZM245 156L244 154H242L241 153V156ZM258 155V154H257ZM7 156V155H6ZM5 156V157H6ZM11 156V155H10ZM17 156V155H16ZM47 155H45V157H46ZM51 156V155H50ZM54 156V155H53ZM52 156V157H53ZM62 156V155H61ZM64 156V155H63ZM70 156V155H69ZM76 156H78V157H84V155H76ZM115 156H116V154H115ZM114 156V157H115ZM131 156H133V155H131ZM162 156V155H161ZM164 156V155H163ZM198 156V155H197ZM206 156V155H205ZM224 156V157H223ZM233 156V155H232ZM239 157H241L240 155H238ZM252 156V158H254ZM259 156H261L260 155V153H259ZM12 157V156H11ZM18 157V156H17ZM25 157V156H24ZM41 157V156H40ZM78 157L76 158V159H78ZM122 157V156H121ZM171 157H172V155H171ZM230 157H231V155H230ZM235 157V156H234ZM262 157V156H261ZM20 158V157H19ZM51 158V157H50ZM59 158V157H58ZM86 158V157H85ZM126 158V157H125ZM131 158V157H130ZM134 158H135V155H134ZM210 158V157H209ZM216 158H214V159H216ZM72 159V158H71ZM70 159V160H71ZM73 159H74V161H75V158L73 157ZM79 159H81V158H79ZM107 159V158H106ZM120 159V158H119ZM137 159V158H136ZM140 159L141 158H139V161H140ZM171 159V158H170ZM176 159V158H175ZM203 159V158H202ZM225 159V158H224ZM229 159V158H228ZM234 159H236V158H234ZM245 159V158H244ZM251 159V158H250ZM18 160V159H17ZM23 160H24V162H23ZM41 160H44V159H40V161ZM51 160V159H50ZM59 160V159H58ZM82 160H83V158H82ZM109 160V159H108ZM142 160V159H141ZM145 160V159H144ZM160 160V159H159ZM193 160V161H194ZM208 159L206 158V165L208 166L209 165V163H208V161H207ZM212 160V159H211ZM237 160L239 161H243V159H239V158H237ZM236 160V161H237ZM262 160V159H261ZM4 161H6V160H4ZM38 162H39V160H37ZM73 161V160H72ZM72 161H71V163H72ZM77 161V160H76ZM74 162L75 164L77 163V162ZM84 161V160H83ZM115 161V160H114ZM118 161V160H117ZM136 161V160H135ZM197 161V160H196ZM229 161V160H228ZM239 161V162H240ZM248 161V160H247ZM253 161H255L254 159H253ZM258 161V160H257ZM256 161V162H257ZM263 161V160H262ZM2 162V161H1ZM42 162V161H41ZM54 162V161H53ZM63 162V161H62ZM66 163L68 162V160H66L65 161ZM107 162V161H106ZM116 162V161H115ZM122 162H123V160H122ZM130 162V161H129ZM142 162V161H141ZM171 162H172V160H171ZM176 162V161H175ZM190 162H192V161H190ZM205 162V161H204ZM212 162V161H211ZM222 162V161H221ZM6 163V162H5ZM48 163V162H47ZM58 163V162H57ZM59 163H61L60 161H59ZM65 163V164H66ZM112 163H114V162H112ZM140 162H138V166L140 165L139 164ZM159 163V162H158ZM164 163H165V161H164ZM167 163V162H166ZM194 163V162H193ZM197 163H199V162H197ZM201 163H203L202 161H201ZM216 163V162H215ZM231 163V162H230ZM248 163V162H247ZM258 163H259V161H258ZM9 164H11V165H9ZM45 165V162L44 163H42V170L41 171H43L44 170V168H43V166ZM50 164V163H49ZM55 164V163H54ZM73 164V163H72ZM74 164V165H75ZM105 164V163H104ZM107 164H108V162H107ZM106 164V165H107ZM116 164V167L117 166H119V165H117V163H115ZM124 164H125V162H124ZM234 164V163H233ZM236 164V163H235ZM260 164H261V162H260ZM5 165V164H4ZM29 165L32 167V168H30L29 167ZM53 165V164H52ZM58 165V164H57ZM64 166V168H62L63 166ZM61 166L62 167H60V170L61 169H63V170H65L66 169V167H65V165H64V162H63V164H62ZM121 165H122V163H121ZM160 165V164H159ZM166 165V164H165ZM165 165L164 166H162L163 168L165 167ZM168 165V164H167ZM172 165V164H171ZM191 166H193L192 165V163L190 164ZM199 166L200 165H202V164H198ZM206 165L204 164V165H202V166H205L206 167ZM8 166H6L5 168L7 169V167ZM46 166H48V165H46ZM46 166H44V167H46ZM67 166V165H66ZM75 166H77L78 167V164L77 165H75ZM103 166V165H102ZM108 166H112V164H110L109 163V165ZM108 166H107V168L106 169H110V170H112L113 168L111 167H109L108 168ZM123 166V165H122ZM122 166H120V167H122ZM126 166V165H125ZM129 166H130V164H129ZM128 166V167H129ZM198 166V167H199ZM211 166V165H210ZM230 166V165H229ZM243 166V165H242ZM17 167H19V169H17L16 170V168ZM28 167V168H27ZM50 167H53V166H50ZM104 167V166H103ZM106 167V166H105ZM105 167H104V169H101L102 171L103 170H105ZM160 167V166H159ZM172 167H173V165H172ZM175 167H176V164H175ZM195 167V166H194ZM193 167V168H194ZM197 167V168H198ZM225 167V166H224ZM4 167L2 166V169H3ZM20 168L21 169H24L23 171L22 170H20ZM29 168H30V170H29ZM47 168V167H46ZM54 168H56V167H54ZM69 168H71V165L70 166H68V168L67 169H69ZM72 168H73V166H72ZM118 168V167H117ZM123 168V167H122ZM127 168V167H126ZM125 168V169H126ZM131 168V167H130ZM161 168V167H160ZM160 168H158V169H160ZM163 168H161L160 170H163ZM189 168V167H188ZM218 168V167H217ZM244 168V167H243ZM6 169H3V170H6ZM114 169H116V168H114ZM125 169H120V170H123L122 172L124 173V170ZM132 169H134V172H137V170L138 169H136V166L133 168H131V170ZM135 169H136V171H135ZM157 169V170H158ZM166 169V168H165ZM164 169V170H165ZM191 169H192V167H191ZM199 169V168H198ZM203 169V168H202ZM202 169H200V170H202ZM219 169H221V167L219 168ZM2 170V171H3ZM26 170V171H25ZM29 170V171H28ZM35 170H37V169H35ZM40 170V169H39ZM51 170V169H50ZM56 170H57V168H56ZM60 170H59V172H60ZM94 170V169H93ZM119 170V169H118ZM119 170V172L121 173V171ZM159 170V171H160ZM162 171V172H165V171ZM177 170H178V168H177ZM188 170V169H187ZM193 170V169H192ZM192 170H190L189 169V171L188 172H190V171H192ZM204 171H205V169H203ZM202 170V171H203ZM209 170H210V168H209ZM211 170H212V168H211ZM222 170V169H221ZM12 172H14L13 170H11ZM102 171L99 173V174H97L98 175V178H96L95 176V174H93L92 175V173H91V175L92 176H94L91 180L93 181H96V180H99V182L101 181V184L103 183V182H105V181H103L104 180V176L106 175H104L103 177H100V175H102L103 173H102ZM129 172H131L130 170H128ZM158 171V172H159ZM171 171H172V169H171ZM194 171V170H193ZM198 170L195 168V172H193V173H196ZM202 171H200V172H202ZM203 171V172H204ZM227 171V170H226ZM1 172V171H0ZM7 172V171H6ZM9 173H10V171H8ZM27 172V173H26ZM37 172V171H36ZM45 172V171H44ZM51 171H49V173H50ZM64 172V171H63ZM62 172V173H63ZM92 172H94V173H96L95 171H92ZM97 172H99V171H97ZM117 172V171H116ZM146 172V171H145ZM176 172V171H175ZM178 172V171H177ZM185 172H186V170H185ZM214 172V171H213ZM4 173V172H3ZM32 175H36L35 174V172H30ZM34 173V174H33ZM122 173V174H123ZM128 173V172H127ZM138 173V172H137ZM136 173V174H137ZM152 173V172H151ZM157 173V172H156ZM155 173V174H156ZM166 173V172H165ZM170 173V172H169ZM173 173V172H172ZM199 173V171L197 172V174ZM1 174V173H0ZM7 174V173H6ZM5 174V175H6ZM13 175H14V173H12ZM11 174V175H12ZM38 174V173H37ZM43 174H45V173H43ZM52 174V173H51ZM59 175H61L60 173H58ZM64 174H66V172L64 173ZM63 174V175H64ZM122 174H120L121 176H124V175H122ZM125 174V173H124ZM141 174V173H140ZM145 174V173H144ZM185 174H187V173H185ZM189 174V173H188ZM196 174V176L197 177H195V178H199L200 176V174L199 175H197ZM203 174V173H202ZM205 174V173H204ZM218 174H220V175H222L221 173H218ZM228 174V173H227ZM227 174H225V176L227 175ZM8 175H10V174H8ZM8 175H6V178H8ZM45 175H47V174H45ZM44 175V176H45ZM90 175V176H91ZM113 176H114V174H112ZM118 175H119V173H118ZM127 175H130L129 173L127 174ZM132 177H134L135 176V174H133V171H132ZM142 175V174H141ZM141 175H138L137 177L139 178V176H141ZM161 174H160V172H159V175H158V177L160 176ZM174 175H177V173H174ZM212 175V174H211ZM211 175H210V177H211ZM220 175H218L219 177H221ZM232 175V174H231ZM231 175L229 176V178H227L228 180L230 179V177H231ZM236 175V174H235ZM39 176V175H38ZM43 176V177H44ZM55 176H57V175H55ZM90 176H88V177H90ZM120 176V177H121ZM186 176V175H185ZM192 176V175H191ZM199 176V177H198ZM212 176H215V175H212ZM223 176V175H222ZM227 176V177H228ZM234 176V175H233ZM5 177V176H4ZM13 177L14 176H12L11 178H12V180H13ZM28 177V178H27ZM27 177H25V176H22V180H14L15 181V183H20L21 184V182L23 183V184H21V188H22V190H24L25 189V187L24 186H26V183H28L29 182V187L31 186L30 185V182L32 181V178L30 177V176H27ZM31 178V181L29 180L30 178ZM42 176H41V178H43ZM59 177V176H58ZM70 177V176H69ZM86 177H87V175H86ZM106 177V176H105ZM157 177V176H156ZM179 177H181V173L179 174ZM187 177V176H186ZM219 177H218V179H219ZM11 178H9L10 180H11ZM36 178V177H35ZM54 178V177H53ZM66 178V177H65ZM101 178V179H100ZM103 178V179H102ZM114 178H116V177H114ZM119 178V177H118ZM127 178H129V177H126V180H128V181H130V180H132V182L133 181H135V180H133V178H131L130 177V180L129 179H127ZM136 178V177H135ZM134 178V179H135ZM147 178V177H146ZM160 178V177H159ZM177 178H178V176H177ZM183 178H184V175H183ZM188 178V177H187ZM202 178H204V177H202ZM202 178L201 179H198L199 180V183H200V181H202ZM206 178V177H205ZM212 178H215V177H212ZM211 178V179H212ZM19 179V178H18ZM20 179H21V177H20ZM37 179H38V181L39 180H41V181H44V182H42V183H45V177H44V179L42 180V179H39V177H37ZM58 179V178H57ZM61 179V178H60ZM87 179V178H86ZM86 179H84V180H86ZM96 179V180H95ZM110 179V178H109ZM121 179H123V178H121ZM210 179V181L212 182V180ZM222 179V178H221ZM28 180V181H27ZM56 180V179H55ZM80 180H82V178L80 179ZM88 180H89V178H88ZM125 180V179H124ZM158 180V179H157ZM179 180V179H178ZM185 180V179H184ZM183 180V181H184ZM223 180H225V179H223ZM264 180V179H263ZM5 181H8V180H6L5 179ZM4 181V182H5ZM13 181V182H14ZM18 181V182H17ZM33 181H35V180H33ZM32 181V182H33ZM40 181V182H41ZM47 181V180H46ZM92 181H90V182H92ZM93 181V182H94ZM109 180L107 179V181H106V183L108 182ZM175 181H177V180H175ZM206 180H204V181H202V183H200L201 185L199 186V183L197 184L198 186H196L197 188L198 187H201L200 189L198 188V191H200L201 193H202V191H204L205 192V188L208 190L209 188L208 187H206L207 185V183L205 182ZM215 183L217 182L216 181V178H215ZM65 182V181H64ZM114 182V181H113ZM124 182V181H123ZM125 182H127V181H125ZM132 182H130L131 184H132ZM138 182H140V180L138 181V179H136V181H135V186L138 184ZM178 182V181H177ZM181 182H182V180H181ZM197 182V181H196ZM8 183H10L9 181H8ZM14 183V184H15ZM38 183V182H37ZM52 183V182H51ZM62 183V182H61ZM77 183V182H76ZM79 183H81L80 181H79ZM89 183V182H88ZM121 183H122V181H121ZM120 183V184H121ZM137 183V184H136ZM156 183V182H155ZM155 183H153V184H155ZM159 183V182H158ZM170 183V182H169ZM218 183V182H217ZM221 183H223V182H221ZM221 183H219V184H221ZM234 183H240L239 182V180L237 179V182H236V180H235V182ZM233 183V184H234ZM251 183V182H250ZM13 184V183H12ZM14 184H13V186L12 187H10V188H12L11 189V191L13 190V187H14ZM34 184V183H33ZM40 184V186H38L37 187V191H38V188L40 187H45L44 185H42L41 186V183H39ZM86 184H87V182H86ZM85 184V185H86ZM101 184H100V186H101ZM103 184H105V183H103ZM111 184V182H109V185ZM141 184V183H140ZM173 184H174V182H173ZM189 184H191V183H189ZM194 184H195V182H194ZM194 184H193V186H194ZM204 184L206 185L205 186V188H204ZM217 185V186H220L222 189L223 188H225L224 186H223V184L222 185ZM5 185V184H4ZM10 185V184H9ZM18 185V184H17ZM38 185V184H37ZM71 185V184H70ZM73 185V184H72ZM71 185V186H72ZM106 185H108V184H106ZM115 185V184H114ZM128 185H129V183H128ZM142 185V184H141ZM168 185V184H167ZM196 185V184H195ZM226 185V184H225ZM250 185V184H249ZM9 187L8 185H7V183H6V185L4 186V187ZM70 186V187H71ZM74 186V185H73ZM88 186V184L86 185V187ZM110 186H113V184L112 185H110ZM124 186V185H123ZM125 186H127V183H125ZM138 187H139V185H137ZM154 186H156V185H154ZM171 186V188L173 187L172 185H170ZM176 186H178V185H176ZM202 186H203V188H202ZM216 186V187H217ZM234 186H235V184H234ZM242 186V187H241ZM3 187V186H2ZM3 187V188H4ZM15 187H17V186H15ZM67 188L69 187V186H66ZM65 187V188H66ZM89 187H90V185H89ZM87 187L89 190H91L92 188H93V190H95L96 191V189H99L98 188V186L96 187V188H94V186L93 187ZM103 187H106L105 185H103ZM103 187L101 188L100 187V189H102V191L104 190H106V192H105V194H106V196L108 197V198H110V196H112L114 193H113V191H115V190H113L112 189V187H111V189L112 190H110V188L107 186L105 189H103ZM113 187H115L116 188V186H113ZM121 187V186H120ZM130 187V186H129ZM148 187V186H147ZM195 187V188H196ZM216 187H215V189H216ZM240 187L242 188V190L244 189L245 190V186H243L242 185V183L240 184ZM244 187V188H243ZM264 187V186H263ZM3 188L2 189H0V192H1V190H3ZM10 188H8V190H9V192H11L10 191ZM21 188H16V189H14L13 191H15V192H13L12 191V193H8V192H6V193H8L9 195L6 197L5 195H4V198H8V199H10V198H12L11 200H12V202H11V200L10 201H7V202H9L8 203V207H9V205L11 206V204L13 203V204H16V205H12V207L15 209V208H17V203H15V202H17V201H14L13 200V198L15 197V198H18V201H19V198H20V202L22 203V200L23 199H26L27 198V194H29L28 192H26V195H22V196H24V198L22 197H16L15 196V194L16 193H18V192H16V190L17 189H19L18 191H22L21 190ZM35 188V187H34ZM33 188V189H34ZM39 188V189H40ZM82 188V187H81ZM109 188V191L107 192V189ZM114 188V189H115ZM128 188V187H127ZM133 188H135V187H133ZM137 188V187H136ZM148 188H150V187H148ZM179 188V187H178ZM212 188V187H211ZM210 188V189H211ZM227 188V187H226ZM248 188V187H247ZM6 189V188H5ZM27 189V188H26ZM30 189V188H29ZM64 189V188H63ZM62 189V190H63ZM121 189V188H120ZM126 189V188H125ZM131 189H132V187H131ZM151 189V188H150ZM172 189H174V188H172ZM180 189V188H179ZM188 189H189V187H188ZM201 189H203L202 191H201ZM214 189V193H215V191L217 190H215ZM7 190V189H6ZM28 190V189H27ZM119 190V189H118ZM128 190H129V192L128 193H130L131 191H130V188H128ZM134 190V189H133ZM138 190H140V188L138 189ZM137 190V191H138ZM174 190H176V189H174ZM191 190H193L194 191V189H193V187H192V189ZM197 190V189H196ZM232 190V189H231ZM240 190V189H239ZM37 191H36V193H37ZM64 191H65V189H64ZM88 191V190H87ZM119 191H121V190H119ZM125 191H127V190H125ZM136 191V192H137ZM180 191V190H179ZM183 191V190H182ZM192 191V194L194 193ZM198 191H195V193H197L198 194ZM219 192H221V191H224V190H221V189H219L218 190ZM226 191H228V190H226ZM258 191V190H257ZM4 192V191H3ZM3 192H1L0 193V195H2V194H4ZM24 194H25V192L24 191H22ZM35 192V191H34ZM67 192H70L69 191V189H68V191ZM67 192L66 193H64V195H66L67 194ZM76 192H78V191H76ZM80 192V191H79ZM82 192H84V191H82ZM86 192V191H85ZM89 192V191H88ZM99 192H101V191H99ZM112 193V195H111V193ZM118 192V191H117ZM186 192V191H185ZM188 192H189V190H188ZM199 192V194H201ZM212 192V191H211ZM211 192L209 193V194H211ZM231 192H233V194L234 193H237V197L238 198H240L239 196H238V192H234V188H233V191H231ZM240 192H242V191H240ZM240 192H239V194H240ZM243 192H245V191H243ZM242 192V193H243ZM15 193V194H14ZM31 193V192H30ZM40 193V192H39ZM109 193H110V195H109ZM126 193V192H125ZM138 193H140V192H138ZM176 193V192H175ZM207 194H208V192H206ZM213 193V194H214ZM222 193V192H221ZM226 193H228V192H225V194ZM12 194V196H10ZM60 194H61V192H60ZM74 194V193H73ZM83 194V196L84 197H86V196H88L89 197V194H90V192L89 193H82ZM81 194V195H82ZM84 194H86V195H84ZM92 194V193H91ZM90 194V195H91ZM95 194V193H94ZM96 194H98V192L96 193ZM120 194V193H119ZM136 194V193H135ZM134 194V195H135ZM155 194V193H154ZM172 194V193H171ZM184 194V193H183ZM183 194H181V196L183 195ZM185 194H187V193H185ZM216 194H217V192H216ZM225 194H221V195H225ZM262 194V193H261ZM16 195H19V196H21L20 195V193H18V194H16ZM40 195V194H39ZM69 195V194H68ZM71 195V194H70ZM69 195V196H70ZM75 195V194H74ZM80 195V194H79ZM102 195H104V193L102 192ZM116 195V194H115ZM138 196H139V194H137ZM146 195V194H145ZM150 195V194H149ZM153 195V194H152ZM160 195V194H159ZM194 195H196V194H194ZM193 195V196H194ZM206 195V194H205ZM218 195H219V193H218ZM242 195V198H243V196H245L246 197V194L245 195H243V194H241ZM31 196H32V194H31ZM34 196H35V194H34ZM76 196H78V195H76ZM118 196V195H117ZM121 196V195H120ZM143 196V195H142ZM148 196V195H147ZM146 196V197H147ZM178 196H180V193H179V195ZM180 196V198H182L183 196H185V195H183L182 197ZM186 196H188V198L191 196L190 194H187ZM186 196H185V198H186ZM198 196V195H197ZM202 196V195H201ZM207 196V195H206ZM211 196V195H210ZM215 196V194L213 195V197ZM226 196V195H225ZM234 197H232V199L233 198H235L236 196L235 195H233ZM49 197H51V196H49ZM72 197V196H71ZM74 197V196H73ZM92 197V196H91ZM95 196H93L92 197V199L91 200H93V198H94ZM99 197H101V196H99ZM99 197H97V198H99ZM141 197V196H140ZM140 197H137V198H140ZM170 197H171V195H170ZM177 197V196H176ZM205 197V196H204ZM204 197H203V199H204ZM212 197V200L213 201H215V197L213 198ZM221 197H224V196H221ZM236 197V198H237ZM14 198V199H15ZM28 198H29V196H28ZM27 198V199H28ZM35 198V197H34ZM58 198V197H57ZM57 198H55L56 199V201H57ZM61 198V197H60ZM60 198H59V201H60ZM70 198V197H69ZM90 198V197H89ZM97 198H94V200H96ZM104 198V197H103ZM112 198L113 197H111L110 199L112 200ZM119 198V197H118ZM123 198V197H122ZM121 197H120V199H122ZM127 198V197H126ZM130 198V197H129ZM136 198V197H135ZM136 198V199H137ZM144 198V197H143ZM163 198V197H162ZM161 198V199H162ZM175 198V197H174ZM178 198V197H177ZM185 198H183V199H185ZM187 198V199H188ZM248 198V197H247ZM49 199V198H48ZM65 199V198H64ZM77 199H79V197H77L75 200H77ZM81 199V203L83 202L82 201V198H80ZM113 199H117L116 197L115 198H113ZM145 200H146V198H144ZM167 199H169V198H167ZM167 199H166V201H167ZM187 199H185V200H187ZM189 199H191V198H189ZM198 199V198H197ZM209 199H210V197H209ZM208 199V200H209ZM226 199V198H225ZM224 199V200H225ZM231 199V198H230ZM229 199V200H230ZM50 200H51V198H50ZM89 199H87V201H88ZM110 200V201H111ZM123 200H124V198H123ZM153 200V199H152ZM165 200V199H164ZM164 200L162 201L163 203V205H164ZM181 200V199H180ZM179 200V201H180ZM193 200V199H192ZM200 200V199H199ZM205 200H206V198H205ZM211 200V199H210ZM211 200V201H212ZM217 200V199H216ZM220 200V199H219ZM228 200V199H227ZM244 200V199H243ZM5 201V200H4ZM28 201V200H27ZM26 201V202H27ZM66 201V200H65ZM69 201H71V202H73L72 200H69ZM101 201H102V199H101ZM100 200H99V203L101 202ZM103 201H104V199H103ZM101 202L100 204H98V202H97V204L99 205V206H101L103 203V205H107V204H105V202ZM105 201H106V199H105ZM117 200H115V201H113L112 203H111V205H113V207H114V205L116 206V203H117V205L119 204V200L116 202ZM147 201V200H146ZM148 201H149V199H148ZM154 201V200H153ZM174 201V200H173ZM179 201H177V202H179ZM193 201H195V197H194V200ZM192 201V202H193ZM212 201V202H213ZM246 201V200H245ZM2 202V201H1ZM7 202H5V205H6V203ZM19 202V203H20ZM46 202V201H45ZM67 202V201H66ZM80 202V201H79ZM95 202V201H94ZM107 202V201H106ZM176 202V203H177ZM186 202H188V201H186ZM206 202V201H205ZM217 202L218 201H215V202H213V203H211V204H213V205H211L212 206V211H213V213H212V211H211V213L214 215V213L216 212L217 213V210H219L220 208H221V206H222V204H218L217 205ZM225 202H227V201H225ZM235 202H238V200H236L235 199ZM248 202V201H247ZM4 203V202H3ZM24 203H25V201H24ZM76 203H78V200L76 201ZM75 203V204H76ZM88 203H89V201H88ZM91 203H92V201H91ZM113 203H115V204H113ZM132 203V202H131ZM129 204V205H127L128 204V202H127V204L125 205V203H124V205L126 206V207H128L129 208V206L130 205H132V204ZM167 203V202H166ZM175 203V202H174ZM210 202L208 201V203H204V204H209ZM214 203L216 204L215 206L217 207V206H219L218 208H217V210H215V208L213 209V206H214ZM218 203H221V202H218ZM230 203L232 204V206H233V203H234V199H233V203L230 201ZM244 203V202H243ZM253 203V202H252ZM257 203V202H256ZM259 203V202H258ZM256 204V206L255 207H257V205H259V204ZM262 203H264V202H262ZM27 204V203H26ZM49 204V203H48ZM54 204H55V202H54ZM67 204V203H66ZM70 204V203H69ZM85 204V203H84ZM87 204V203H86ZM93 204V203H92ZM121 205L123 204L122 202L120 203ZM140 205L142 204V203H139ZM148 204V203H147ZM169 204V203H168ZM170 204H171V202H170ZM195 204V203H194ZM225 204V203H224ZM229 204V203H228ZM248 204V203H247ZM2 205V204H1ZM4 205V204H3ZM2 205V206H3ZM23 205V204H22ZM96 205V204H95ZM94 205V206H95ZM102 205V206H103ZM144 205H145V203H144ZM191 205V204H190ZM190 205H188V206H190ZM221 205V206H220ZM236 205V204H235ZM263 205V204H262ZM15 206V207H14ZM26 206V205H25ZM24 206V207H25ZM46 205H44V206H41V207H39V209H37V211L36 212H29L28 210H27V212H23V214H22V216L20 215L19 217V219L17 220L16 219V221H18L17 223H18V225H19V221L22 219L23 221L25 220V222L27 221L26 219H32V221L34 220V223L35 224H37L38 226H45V220L48 218H46L45 220H44V218L46 217V216H44V218H43V215H46V214H43V211L45 210V208H47V207H45ZM52 206V205H51ZM64 206V205H63ZM71 206H72V204H71ZM70 206V207H71ZM74 206H76V205H73V207ZM80 206V205H79ZM98 206V207H99ZM108 206V205H107ZM107 206H105L106 207V209H107ZM133 206L135 207V209H136V206L133 204ZM171 206H172V204H171ZM171 206H169V207H171ZM178 206V205H177ZM180 206V205H179ZM182 206V205H181ZM202 206V205H201ZM206 206H208V205H206ZM210 206V207H211ZM225 206V205H224ZM224 206H223V208H224ZM228 206V205H227ZM230 207H232L231 205H229ZM247 205H245V207H246ZM7 207V208H8ZM11 207V208H12ZM58 206H56V208H57ZM59 207H61V206H59ZM65 207H67V206H65ZM93 207V206H92ZM91 207V208H92ZM97 207V208H98ZM104 206L103 207H101L102 208V210H103V212L102 213H106L107 211H109L110 209H108L106 212H105V210L106 209H103V208H105ZM117 207H119V205L117 206ZM122 207L123 206H121V207H119L120 209V213L122 212H124L125 211V214H127L126 213V210H124V208L125 207H123V209H122ZM141 207V209L143 210V208H144V206L143 205H141L140 206ZM139 207V208H140ZM143 207V208H142ZM161 207V206H160ZM160 207H159V209H160ZM209 207V208H210ZM226 207V206H225ZM230 207H227V208H229L230 209V211H232V209L234 208H230ZM254 207V206H253ZM254 207V208H255ZM4 208H6V207H4ZM3 208V209H4ZM12 208V209H13ZM19 208V207H18ZM30 208V207H29ZM37 208V207H36ZM53 208V207H52ZM63 208V207H62ZM75 208V207H74ZM77 208H79L80 209V207H78L77 206ZM84 208V207H83ZM89 208V207H88ZM96 208V207H95ZM94 207L92 208L93 210H98V209H95ZM115 209H116V207H114ZM132 208V207H131ZM195 208V207H194ZM196 208H198V207H196ZM208 208V207H207ZM208 208V209H209ZM223 208H221L222 210H220V211H222V213H219L218 214V216H219V220H217L218 219V216H216L217 217V223H218V221H219V223L220 224H218V225H220V228H224L225 229V231L227 230V229H229V227H231L230 229L231 230H234L235 229V222H234V219L231 221L230 219H229V217L231 218L232 216L229 214V210L228 209H226L227 210V212H228V215H230V216H228L227 214V217H226V215L225 214H223V210H224V212H225V209H223ZM247 209H249V208H251V207H246ZM2 209V211H5V210H3ZM20 209V208H19ZM25 209V208H24ZM54 209V208H53ZM91 209V210H92ZM118 209V208H117ZM122 209V210H121ZM135 209H133V211L135 210ZM170 209H172V208H170ZM174 209V208H173ZM172 209V210H173ZM180 209H183V208H180ZM204 209V208H203ZM251 209H253V208H251ZM251 209L249 210V213L251 214L252 212H250L251 211ZM257 209V208H256ZM264 209V207H262V210ZM10 210V209H9ZM33 210V209H32ZM43 210V211H42ZM89 210H90V208H89ZM89 210H88V212H89ZM131 210V209H130ZM137 210V209H136ZM135 210V211H136ZM140 210V209H139ZM142 210L141 211H138V212H140V213H142ZM168 210V209H167ZM171 210V211H172ZM189 210V209H188ZM195 210V209H194ZM206 210V209H205ZM254 210V209H253ZM257 210H261V208H258ZM256 210V211H257ZM17 211H18V209H17ZM60 211V210H59ZM70 211H73V212H70ZM75 211H77V210H75ZM81 212V214H83V212H85V210L83 209V211H82V205H81V210H80ZM87 211V210H86ZM111 211H112V208H111ZM133 211H130V212H133ZM182 211V210H181ZM192 211V210H191ZM197 211V210H196ZM207 211V210H206ZM209 211H210V209H209ZM219 211V212H220ZM237 210H235V212L233 213L232 212V214H233V217H234V214H236L237 212H236ZM8 212H10V211H8ZM14 212V211H13ZM12 212V213H13ZM50 212H51V210H50ZM68 212V211H67ZM69 214L71 215L72 213H76L77 214V212H74V210L72 209L71 210V208H70V210H69ZM101 212V211H100ZM100 212H99V210H98V213L97 214H100ZM110 212V211H109ZM107 213L108 214V218L109 219H115L116 217H110L111 216V212L110 213ZM112 212H114L115 213V211H112ZM117 212H119V211H117ZM128 212V211H127ZM145 212V211H144ZM144 212H143V214H144ZM166 212V211H165ZM174 212V211H173ZM183 212H185V211H182V213ZM242 212H243V210H242ZM248 212V211H247ZM261 212V214H262V211H259L258 213L257 212H254V215H256L257 216V214H259ZM7 213V211H5V214ZM45 213V212H44ZM55 213V212H54ZM95 213V212H94ZM93 213V211H91V217H92V214H94ZM101 213V214H102ZM122 213H121V215H122ZM175 214H177V212L175 211L174 212ZM180 213V214H179ZM179 210H178V214L177 215H179V217H180V220L181 219H183V218H181V217H183V215H181L182 214ZM190 213V212H189ZM226 213V212H225ZM246 213V212H245ZM249 213L248 214H246V216L247 217H249ZM255 213H257V214H255ZM263 213H264V210H263ZM18 214V213H17ZM63 214H65V213H63ZM75 214V215H76ZM79 214V213H78ZM85 214V213H84ZM89 215H90V213H88ZM100 214V215H101ZM110 214V215H109ZM116 214V213H115ZM118 214V213H117ZM125 214H124V216L123 217H125ZM130 214V213H129ZM133 214H136V213H133ZM157 215H159L158 213H156ZM165 214H167V212L165 213ZM184 214V213H183ZM210 214V213H209ZM211 214V215H212ZM244 214V213H243ZM242 214V215H243ZM54 215V214H53ZM103 215V214H102ZM120 215V214H119ZM120 215V217H122ZM147 215V214H146ZM146 215H145V218L147 219V217H146ZM150 215V214H149ZM155 214L154 213H152V217L154 216ZM162 215V214H161ZM171 215V214H170ZM168 216V217H172V216ZM211 215H209L210 217H212ZM239 215V214H238ZM242 215H240V216H242ZM251 215H253V214H251ZM85 216H86V214H85ZM94 216V215H93ZM97 216V215H96ZM112 216H113V213H112ZM116 216V215H115ZM128 216V215H127ZM131 216H132V214H131ZM134 216V215H133ZM136 216V215H135ZM189 216H190V214H189ZM198 216H202V215H198ZM256 216H254V217H252V218H255ZM53 217H55V215L53 216ZM81 217V216H80ZM90 217V216H89ZM98 217V216H97ZM106 217V218H107ZM150 217H151V215H150ZM150 217H149V219H150ZM168 217H167V219H168ZM174 217H175V215H174ZM173 217V218H174ZM210 217H209V220H211V219H213V218H211L210 219ZM215 217V216H214ZM232 217V218H233ZM235 217H237V216H235ZM35 218V219H34ZM59 218V217H58ZM61 218V217H60ZM66 218V217H65ZM69 218V217H68ZM74 218H76L75 220L77 221V218L78 219H80L79 218V216L77 215V217H74ZM83 219H84V217H82ZM87 218V217H86ZM103 218V217H102ZM106 218H104V220L106 219ZM119 218V217H118ZM118 218H116V220L118 219ZM133 218V217H132ZM156 218V217H155ZM154 218V219H155ZM172 218V219H173ZM185 218L187 219L186 221H184V222H186V226H185V228H184V230H185V232L183 231V233H188V231L189 230H186L187 229V222H188V216L186 217L185 215H184V220H185ZM196 218V217H195ZM202 218V217H201ZM200 218V219H201ZM205 218V217H204ZM203 218V219H204ZM227 218V219H226ZM256 218H258V217H256ZM52 219V218H51ZM67 219V218H66ZM69 219H71L72 220V218H69ZM88 219H90V218H88ZM87 219V220H88ZM94 218H92L91 220H93ZM95 219H96V217H95ZM108 219V221L110 222V220ZM121 218H119L118 219V221H116V220H113V221H115V223L116 224H118L119 225V220H120ZM123 219H125V218H123ZM164 219H165V216H164ZM171 219V218H170ZM171 219V220H172ZM175 219H178V217L177 218H174V220H172V221H177L178 222V220H175ZM229 219V220H228ZM237 219H238V217H237ZM50 220V219H49ZM73 221V225H70V224H72V223H70L69 225H70V227H69V230L66 232V231H64V229L65 228H63V232L61 233V236H63L64 238H66V240L67 239H70V238H73V239H75L76 238V235L78 234L79 235V233H81V235H84L85 236V234H83L82 232H83V229H84V227L83 226H81L82 224H84V223H82L81 224V222H80V224H78L76 221ZM80 220H82V219H80ZM102 220V219H101ZM104 220H102V222H105ZM122 220V219H121ZM120 220V221H121ZM143 220V219H142ZM141 220V221H142ZM161 220V219H160ZM171 220H169V223H171ZM189 220H190V218H189ZM192 220V219H191ZM215 220V221H216ZM240 220V219H239ZM249 220V219H248ZM251 220V219H250ZM253 220V219H252ZM252 220L250 221L251 222V224H253L252 223ZM30 221V220H29ZM53 221V220H52ZM68 221V220H67ZM70 221V220H69ZM106 221H107V219H106ZM136 221V220H135ZM146 221V220H145ZM148 221V220H147ZM166 221V220H165ZM165 221H163V222H165ZM193 221V220H192ZM213 221V220H212ZM215 221H214V226H218L217 225V223L215 224ZM231 221L232 223L230 224L229 222ZM235 221H236V219H235ZM259 221H260V219H259ZM31 222V221H30ZM29 222V223H30ZM50 222V221H49ZM57 222H58V220H57ZM70 222H72V221H70ZM88 222V221H87ZM87 222H85V223H87ZM96 222V221H95ZM122 222V221H121ZM134 222V221H133ZM177 222L176 223H173V224H171L172 226H175V227H177ZM180 222V221H179ZM191 222V221H190ZM190 222H188L189 224H190ZM246 222V221H245ZM250 222H249V224H250ZM14 223H15V220H14ZM16 223V224H17ZM23 223V222H22ZM27 223H28V221H27ZM33 223V224H34ZM45 223V224H44ZM64 223V222H63ZM69 223V222H68ZM68 223H66V226L68 225ZM75 223V224H74ZM89 223V222H88ZM91 223V222H90ZM94 222H92V224H93ZM106 223V222H105ZM114 223V225H116ZM132 223V222H131ZM138 223V222H137ZM161 223V222H160ZM182 223H183V220H182ZM181 223V224H182ZM208 223H210V221L208 222ZM206 224V226L207 225H210V224H212V223H210V224ZM243 223H244V220H243ZM248 223V222H247ZM259 223V222H258ZM15 224V225H16ZM24 224V223H23ZM92 224H90L91 226H94V224L92 225ZM111 224V223H110ZM122 224H124V223H122ZM121 223H120V226L122 225ZM167 224V223H166ZM165 223L163 224H161L162 225V227H165V225H166ZM175 224V225H174ZM192 225H191V227L193 228L194 226H193V224L195 225V223L193 222V223H191ZM232 224H234L235 226H234V228L232 229V227H233V225ZM251 224H250V226H251ZM263 223H261L260 225H262ZM18 225H16L15 227H17V230H18V228L20 227V226H18ZM26 225V224H25ZM36 225V226H37ZM85 225H87V224H85ZM118 225H116L117 227H118ZM134 224H132V226H133ZM161 225H159L160 227H161ZM164 225V226H163ZM168 225H170V224H168ZM178 225H180L179 223H178ZM185 224H183V226H184ZM229 225H232V226H229ZM240 225L242 226V224L240 223L239 224V228L240 229H242L243 228V232L244 231H247V230H244V227H245V229H247L246 228V226H245V224H244V226L243 227H240ZM255 225V224H254ZM254 225H252V227L254 226ZM23 226V225H22ZM27 226V225H26ZM31 226V225H30ZM88 226V225H87ZM86 226V228H88ZM95 226H96V228L94 229L93 227V231L94 230H97V232H98V229L99 230H101L102 228V230H101V232H98V233H100V235H101V237H102V234H105V233H103L104 232V230H108V232H107V230H106V234L107 233H109V231H110V235L109 236H111L112 235V239H111V241H115V239H113V235H114V232H111L112 230H110L109 229V227L108 228H105L106 227V225L105 224H103V223H101V222H96L95 223ZM94 226V227H95ZM119 226V227H120ZM131 226V227H132ZM141 226V225H140ZM143 226V225H142ZM141 226V227H142ZM167 226V225H166ZM203 226V225H202ZM212 225H210V227H211ZM213 226V227H214ZM257 226H258V224H257ZM256 226V227H257ZM11 227H13V225L11 226ZM10 227V228H11ZM24 227V226H23ZM32 227V226H31ZM53 227V226H52ZM90 227V226H89ZM110 227H112V226H110ZM116 227V228H117ZM118 227V228H119ZM124 227V226H123ZM130 227V226H129ZM162 227H161V230L160 231H158L157 232V234L158 233H160L161 234V231H163V229H162ZM174 227V228H175ZM179 227V231H180V227L181 226H178ZM188 227H189V225H188ZM213 227H211V229L213 228ZM237 227V226H236ZM8 228H9V226H8ZM33 228V227H32ZM42 228V227H41ZM41 228H40V230H38V227H37V230L39 231V233L41 232ZM46 228V227H45ZM67 228V227H66ZM105 228V229H104ZM115 228V227H114ZM118 228H117V231H118V233H117V235H119V236H121L120 235V233H119V230H118ZM195 229H194V231H196L197 229H196V226L194 227ZM207 228V227H206ZM215 228V227H214ZM214 228H213V230H214ZM263 229H264V225H263V227H262ZM5 229V228H4ZM20 229H21V231H22V234H23V231H24V234L23 235H21V234H17L15 231L13 232V231H11V233L13 232V234L15 235L14 237L15 238H17L18 240H20L21 241V236H22V238L24 239L25 237H26V234L27 233H25L26 231H25V228L22 230V228L20 227ZM27 229V228H26ZM43 229H44V227H43ZM43 229H42V233H43ZM47 229V228H46ZM122 229H124V228H122ZM127 229V228H126ZM125 229V230H126ZM157 230H158V228H156ZM166 229V228H165ZM164 229V230H165ZM173 229V227H171V230ZM175 229H177V228H175ZM175 229H173L172 231H174ZM202 229V228H201ZM200 229V230H201ZM204 229V228H203ZM202 229V231H203V234H202V232L200 233V235H199V237L196 235V237H198L199 239V242H198V244H201L202 245V247L203 246H207V242H212V240L213 239H211V240H208L209 239V237H208V234L209 233H211L212 234V236L214 235L213 233H214V231H213V233L212 232H209V233H204V230ZM211 229H209V228H207V230H209V231H211ZM216 229H219V227L218 228H216ZM230 229H229V232H230ZM238 229V228H237ZM239 229V230H240ZM250 229H251V227H250ZM263 229H259V230H263ZM10 230H12V229H10ZM36 230V229H35ZM48 230V229H47ZM46 230V231H47ZM66 230V229H65ZM132 230V229H131ZM148 230V229H147ZM155 230V229H154ZM153 230V231H154ZM171 230H170V233H171ZM178 230V229H177ZM236 230V229H235ZM254 230L255 229H253L252 228V231L254 232ZM28 231V230H27ZM82 231V232H81ZM88 232L89 230H85L84 232ZM92 231V229L90 230V232L92 233L93 232ZM103 231V232H102ZM120 231H121V228H120ZM142 231H143V229H142ZM146 231V230H145ZM167 231V232H166ZM193 231V232H194ZM198 232H199V229L197 230ZM197 231L195 232V233H197ZM217 231V230H216ZM228 231V230H227ZM226 231V232H227ZM256 231V230H255ZM264 231V230H263ZM2 232V231H1ZM8 232H9V230H8ZM51 232V231H50ZM89 232V233H90ZM96 231L94 232V234L97 236V233ZM125 232V233H124ZM122 231V238H124V234H127V231ZM132 232V231H131ZM134 232V231H133ZM165 233H166V235H167V237H168V233H169V230H168V228H167V230H165L164 231ZM175 233H177L176 232V230L174 231ZM181 232V231H180ZM218 232V231H217ZM219 232H220V230H219ZM223 232V231H222ZM222 232H220V237L222 238V237H225L224 239L225 240H227V239H229V238H227V237H230L231 236V234H230V236H227V235H229V233L228 234H226V232H223V234H222ZM235 232V231H234ZM249 232V231H248ZM19 233V232H18ZM21 233V232H20ZM44 233H45V230H44ZM58 233V232H57ZM66 233V234H65ZM102 233V234H101ZM149 233H150V231H149ZM170 233H169V236H170ZM226 235H225V234ZM237 233H239V232H236L235 233V235L237 234ZM245 233V232H244ZM243 233V234H244ZM256 233H259V231H257ZM13 234H11V238H12V235ZM28 234H29V232H28ZM27 234V235H28ZM33 234H34V236L35 237H33V238H31V239H33V240H35V242H34V244H33V246H34V248H35V251H36V254H39L38 256H39V258H41L42 259V257L45 255V250H44V255H43V249H45V247L46 246H42L41 244H42V241L41 240H37V234L35 235V232L33 231ZM41 234V233H40ZM45 234H47V233H45ZM63 234V235H62ZM64 234H65V236H64ZM145 234V233H144ZM153 234L154 233H152L151 234V236H153ZM172 234H173V232H172ZM178 234V233H177ZM190 234H191V232H190ZM239 234H242L241 233V231H240V233ZM239 234H238V236H239ZM251 234H252V232H251ZM0 235L2 236V235H5V236H7V234H5V233H0ZM10 235V234H9ZM21 235V236H20ZM30 236H31V234H29ZM56 235V234H55ZM81 235H79V236H81ZM86 235H88L87 233H86ZM139 235V234H138ZM146 236L148 235V234H145ZM165 235V236H166ZM175 235V234H174ZM182 235V234H181ZM218 235H219V233H218ZM225 235V236H224ZM25 236V237H24ZM41 236H42V234H41ZM43 236H44V234H43ZM46 236V235H45ZM79 236H78V239H79ZM82 236L83 238H84V240H85V238L87 237V236ZM92 236V235H91ZM90 236V237H91ZM95 236V237H96ZM105 236V235H104ZM103 236V237H104ZM127 235H125V238H127L126 237ZM140 236H141V234H140ZM149 236V235H148ZM150 236V237H151ZM157 236V235H156ZM164 235L162 234V236L160 235V236H157L158 237V240L161 238L162 239V237H163ZM180 236V235H179ZM179 236H177V237H179ZM184 236V235H183ZM193 236V235H192ZM191 236V237H192ZM238 236L236 235V236H232L231 238L233 239V237H235V238H237V240L238 239H240V238H242V237H240V238H238ZM242 236V235H241ZM244 236V235H243ZM254 236V235H253ZM260 236H262V234L260 235ZM10 237V236H9ZM53 237V236H52ZM60 237V236H59ZM88 237H89V235H88ZM99 237V236H98ZM100 237V238H101ZM121 237H118V238H120L121 239ZM135 237V234H134V236L132 235V239H135L134 238ZM145 237V236H144ZM184 237H186V234H185V236ZM263 237V236H262ZM2 238H5V237H2ZM8 237H6L5 238V242H6V239H7ZM14 238V239H15ZM36 238V239H35ZM43 238V237H42ZM45 238V237H44ZM58 238V237H57ZM124 238V239H125ZM137 238V237H136ZM165 238V237H164ZM180 238H181V236H180ZM211 238H214V237H211ZM218 238V237H217ZM227 238V239H226ZM14 239H12V240H14ZM27 239H29V238H27ZM27 239H25L26 240V242L25 243H28V240ZM39 239V238H38ZM60 239V238H59ZM63 239V238H62ZM87 239V238H86ZM94 240V237L92 238H90V240ZM98 239V238H97ZM97 239H95V240H97ZM102 239V238H101ZM106 239V238H105ZM108 239H109V237H108ZM107 239V240H108ZM123 239V240H124ZM151 239H153V238H151ZM155 239V238H154ZM196 240H197V238H195ZM195 239H193V240H191V242L192 241H194ZM223 238H222V240H224ZM30 240V239H29ZM33 240L32 241H30L29 242V244L28 245H30V247L32 246V243H33ZM56 240V239H55ZM58 240V239H57ZM80 240H82L81 238H80ZM79 240V241H80ZM90 240H89V245L87 246V247H84L85 249H83V250H85V251H78L77 250V248H73L72 250H70V251H68V250H66V249H68V248H66L65 250V252H67L68 251V253H66V254H64L63 256H62V252L61 251H59L60 252V254H59V252H58V257H60L61 258V256L63 257V260H64V263L63 264H84V262L85 261H83V259H85V257H87V254H89V255H92V254H95L96 253V251L98 250V249H95L94 247L96 246V245H98V244H96L94 247L92 246V245H94V243H92V241H91V244H90ZM100 239H98V241H99ZM126 240V239H125ZM147 240V239H146ZM156 240H157V238H156ZM163 240V239H162ZM181 240H182V238H181ZM184 240V239H183ZM218 240V239H217ZM237 240H234V242H236ZM0 241H2V239L0 240ZM7 241H8V239H7ZM15 241V240H14ZM41 241V242H40ZM75 241V240H74ZM77 241V240H76ZM78 241V242H79ZM88 241V240H87ZM103 241H104V239H103ZM111 241L110 242H108V245L110 244V245H112L111 244ZM121 241V240H120ZM185 241V240H184ZM189 241V240H188ZM229 241H230V239L228 240V244H229ZM240 241V240H239ZM4 242V241H3ZM9 242V241H8ZM19 242V241H18ZM32 242V243H31ZM61 242V241H60ZM67 242V241H66ZM69 242V241H68ZM67 242V243H68ZM72 242H73V240H72ZM105 242V241H104ZM133 244H134V247H136L137 245V241L135 240H133ZM144 243H145V241H143ZM150 242H152V241H150ZM154 242V241H153ZM156 242V241H155ZM191 242H189L190 244H192ZM211 242H210V244H211ZM216 242V241H215ZM225 242H227V241H225ZM7 243V242H6ZM83 243V246L85 245V244H87L86 243V241H83L82 242ZM117 243H119V244H117L118 245V247H119V245H120V242H119V240H118V242ZM136 243V244H135ZM163 243H164V245L167 247L166 249H169V251H170V253H168V254H174V252L176 251V250H180L181 251V249H186V247L183 245V242L181 243V242H179V241H174V242H172V241H170V242H168V241H166V242H164V240H163ZM162 243V244H163ZM184 243H186V242H184ZM196 242H194V245H196L195 244ZM231 243V242H230ZM0 244H1V242H0ZM10 244H12L11 242H10ZM14 244H17L16 242H14ZM14 244H12V245H14ZM51 244V243H50ZM114 244V243H113ZM116 244V243H115ZM151 244V243H150ZM158 246H159V241H158ZM188 244V243H187ZM197 244V245H198ZM217 244H218V242H217ZM222 244H224V245H226V243H222ZM227 244V245H228ZM240 244V247H241V243H239ZM3 247H0V251L2 250H5L6 248V250H5V252H6V255H7V253H8V251H9V247H6V245H3V243L1 244ZM11 245V247L13 248V246ZM19 245H20V243H19ZM18 245V246H19ZM28 245H26V244H22L21 246H23L21 249H20V251L19 252H17V255H16V257H15V259L13 260V262H11L10 263V261L9 260H11V258L13 257L12 255H13V253H14V249H12L11 251H12V253L10 252L9 254H11V257H10V255L8 254L7 256H9V259H7V261H9V263L10 264H28L29 263V261L32 259L33 260V257L34 256H37V255H33V254H35V253H33V252H31L32 254L30 255V252H29V255L28 256H32L33 255V257H31V258H29L28 256L26 257V255H27V253H28V250H26L24 247H27ZM43 245H44V242H43ZM61 245V244H60ZM63 245H65V247H66V244H63ZM70 244H68L67 246H69ZM105 245V244H104ZM109 245V246H110ZM132 245V244H131ZM147 245H149V244H147ZM226 245V248L228 247ZM229 245H236V244H229ZM248 245V244H247ZM42 246V247H41ZM80 246V245H79ZM101 246V245H100ZM113 246V245H112ZM124 246V245H123ZM143 246H144V244H143ZM142 246V247H143ZM152 247H154L153 246V244L151 245ZM150 246V248L149 249H151L152 247ZM161 246V245H160ZM160 246H159V248H160ZM199 246V245H198ZM198 246H196V247H198ZM263 246V245H262ZM5 247V248H4ZM16 247V246H15ZM29 246L27 247V249L28 248H30ZM63 247V246H62ZM70 247V246H69ZM73 247V246H72ZM76 247H77V244H76ZM106 247V246H105ZM108 247V246H107ZM118 247H115L114 249H116L117 250V252L119 253H121V255H122V257L124 256L122 253H124V252H128V250H129V248L128 247H130V245H128V247H126V248H122L121 247V249L118 251ZM133 247V246H132ZM134 247H133V249L132 250H136V249H134ZM142 247H141V249H142ZM147 246H145V248H146ZM201 247V248H202ZM209 247H212V246H209ZM224 247V246H223ZM246 247H249V246H246ZM3 248V249H2ZM43 248V249H42ZM61 248V247H60ZM109 248V247H108ZM111 248V247H110ZM113 248V247H112ZM111 248V249H112ZM144 248V247H143ZM195 248V247H194ZM200 248V247H199ZM199 248H198V250H199ZM204 248V247H203ZM235 248H236V246H235ZM235 248L233 247V251H235ZM242 248H243V246H242ZM241 248V249H242ZM64 249V248H63ZM71 249V248H70ZM110 249V250H111ZM148 249V248H147ZM147 249L146 250H143V251H147ZM155 249V248H154ZM161 249H163V246L161 247ZM160 249V250H161ZM212 249V248H211ZM218 248H216V250H217ZM248 249V248H247ZM249 249L251 250L252 248L251 247H249ZM248 249V250H249ZM259 249H261V248H259ZM8 250V251H7ZM17 250V247H16V249H15V251ZM19 250V249H18ZM31 250H33V249H31ZM62 250V249H61ZM100 250V249H99ZM109 250V249H108ZM132 250H131V252H130V250H129V254H131L132 253ZM159 250V249H158ZM201 250V249H200ZM200 250H199V252H200ZM204 249H202V251H203ZM208 250V249H207ZM206 250V251H207ZM214 250V249H213ZM222 250H224V248H222ZM237 250V249H236ZM263 250V249H262ZM107 251V250H106ZM162 251H165V248L163 249V250H161V252ZM180 251H177V253L178 252H180ZM191 251V249L188 251V252H190ZM219 250H217V252H218ZM225 251V250H224ZM232 250H230V252H231ZM238 251V250H237ZM240 251H242V250H240ZM244 251V250H243ZM253 251V250H252ZM57 252V251H56ZM98 252V251H97ZM100 252V251H99ZM139 252V251H138ZM144 252V254H146ZM161 252L160 251H158V253H160L159 255L162 257L163 255H161ZM166 252V251H165ZM165 252H164V254H165ZM183 252H184V250H183ZM216 252V253H217ZM229 252V251H228ZM236 252V251H235ZM239 252V251H238ZM247 252V254L248 255H250L249 253H248V251H246ZM245 252V253H246ZM250 252V251H249ZM261 252H263V251H261ZM3 253V252H2ZM1 253V254H2ZM48 253V252H47ZM110 253H111V251H110ZM109 253V255H111ZM113 253H114V251H113ZM141 253V252H140ZM225 253V252H224ZM242 253H244V252H242ZM14 254H16V252L14 253ZM97 254V253H96ZM99 254H105L104 252H102V253H99ZM106 254H107V252H106ZM115 254V253H114ZM114 254H112L113 256H114ZM129 254H125L126 256H128ZM166 254H167V252H166ZM172 254V255H173ZM176 254V253H175ZM191 254V253H190ZM210 254H213V252H211ZM238 254V253H237ZM252 254V253H251ZM5 255V256H6ZM53 255V254H52ZM55 255V254H54ZM108 255V254H107ZM119 255V254H118ZM147 255V254H146ZM146 255H145V259H144V261L147 259L146 258ZM172 255H170V256H172ZM186 255V254H185ZM230 255V254H229ZM240 255V254H239ZM242 255V254H241ZM4 256V255H3ZM37 256V257H38ZM45 256H47V254L45 255ZM44 256V257H45ZM98 256V255H97ZM104 256V255H103ZM141 256V255H140ZM148 256V255H147ZM188 256H191V255H186V257H188ZM193 256V255H192ZM191 256V257H192ZM208 256V255H207ZM215 256H216V254H215ZM233 256V255H232ZM24 257V258H23ZM43 257V258H44ZM56 257V256H55ZM58 257L55 259L56 260V262L54 263V264H56V263H58ZM95 256L93 255V258H94ZM121 257V256H120ZM164 257V256H163ZM162 257V258H163ZM166 257H167V255H166ZM182 257V256H181ZM202 257V256H201ZM229 257H231V255L229 256ZM233 257H235V256H233ZM3 258H5V257H3ZM39 258H36V259H39ZM60 258H59V261H63L62 259L60 260ZM105 258H107V256L105 255ZM108 258H111V256L110 257H108ZM127 258V257H126ZM126 258H124V259H122V260H125ZM135 258V257H134ZM133 258V259H134ZM156 258V257H155ZM183 258H185V256L183 257ZM238 258V257H237ZM251 259V255H250V257H247V259ZM1 259H2V257H1ZM1 259H0V261H1ZM54 259V258H53ZM104 259V258H103ZM121 259V258H120ZM158 259V258H157ZM191 259V258H190ZM232 259V258H231ZM246 259V258H245ZM43 260V259H42ZM42 260H39V261H42ZM45 260H46V258H45ZM47 260H50V259H47ZM86 260V259H85ZM100 260V259H99ZM99 260H97V261H99ZM102 260V259H101ZM99 261V264H108V262L106 261V260H103V261ZM114 260H116V259H114ZM122 260H120L122 263H124ZM127 260V259H126ZM192 260V259H191ZM206 260V259H205ZM214 260V259H213ZM237 260V259H236ZM6 261V260H5ZM4 260H3V263L5 262ZM52 261V260H51ZM50 261V262H51ZM95 261V260H94ZM108 261H110V259H108ZM140 261V260H139ZM148 261H149V259H148ZM155 261V260H154ZM220 261H222V260H220ZM233 261V260H232ZM247 261V260H246ZM34 262H35V260H34ZM43 262H44V260H43ZM83 262V263H82ZM93 262V261H92ZM91 262V263H92ZM110 262H113V258H112V261H110ZM121 262H117L118 264H120ZM126 262V261H125ZM136 262V261H135ZM233 262H235V264H240V262H238V260H237V262L236 261H233ZM2 263V264H3ZM7 263V262H6ZM9 263H7V264H9ZM32 263V262H31ZM45 263V262H44ZM61 262H59L58 264H60ZM115 263V262H114ZM141 263V262H140ZM157 263H159V262H157ZM246 263V262H245ZM0 264H1V262H0ZM34 264V263H33ZM36 264H38V261H37V263ZM40 264V263H39ZM42 264V263H41ZM47 264V263H46ZM48 264H50V263H48ZM93 264H96V263H93ZM137 264H138V262H137ZM161 264H163V263H161ZM167 264V263H166ZM182 264V263H181ZM244 264V263H243Z\"/></svg>",
	"mask_w": 264,
	"mask_h": 264
}]
</instances>
